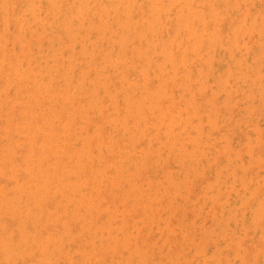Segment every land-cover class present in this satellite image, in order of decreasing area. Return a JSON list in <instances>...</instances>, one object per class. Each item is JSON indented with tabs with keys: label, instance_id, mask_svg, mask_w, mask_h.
Returning a JSON list of instances; mask_svg holds the SVG:
<instances>
[{
	"label": "rangeland",
	"instance_id": "374dc122",
	"mask_svg": "<svg viewBox=\"0 0 264 264\" xmlns=\"http://www.w3.org/2000/svg\"><path fill=\"white\" fill-rule=\"evenodd\" d=\"M7 1V2H6ZM20 1H21V3H20ZM28 1H31V3L30 2H28ZM73 1V0H72ZM82 3H81V2ZM87 1V2H86ZM98 1V2H97ZM133 0H113V1H111V0H84V2L82 1V0H74L73 1V3L71 2V0H56V2L55 1H53V3H52V1H50V0H41V1H39L38 2V0H16L15 2H14V0H0V2H1V4H0V35H2V33H3V35L2 36H0V52H2V53H0V55L2 54V57L4 58H2L1 56H0V58H2L3 60H5V62L3 61V63H2V61L0 62L1 64H0V92H2V93H0V96H2L3 98H0V102H1V100L2 99H4V100H2V104L0 103V111H1V113H0V136H1V138H0V147H2V145L3 146H5L3 149L1 148L0 149V154H2V155H0V158L2 159V157L4 158V157H6L7 156V158H5V159H2V161L0 160V163H1V165H0V167H2L1 169H3L4 168V171L1 173V170H0V173L1 174H5V176H7L8 174H9V172H10V170L12 169V170H14V169H17V170H19V165H20V163H23V160H22V162H20L19 163V160L17 159V158H19V155H20V153H21V156H23V154L25 155H27L26 156V158L27 159H29V160H27V164H26V161H25V163H23L22 165L24 166H22L20 169H23V168H25V170H23V172H20V170H19V172H16L17 170H14V171H12L11 170V172H10V176H9V178H6L5 176H3V178L4 179H2V175L0 174V179H2V183H0V187H2V186H4V187H2V189L0 188V194L2 195V194H4V192H5V189H6V192L7 193H5V196L3 195V197L0 195V200L2 199V201H0L1 203H3V199H4V201H5V199L7 200V201H5L4 203L5 204H7V206H9V204H10V206L8 207V209H7V206L5 205V204H3V205H1L0 206V208H2V210H0V216H4V217H0V220H2L3 218H5L6 219V217H8V219L10 218L11 220H12V216L15 218V216L16 215H22L23 216V214L25 215V216H29L28 218H24L25 220H28V221H26L27 222V224L28 223H30L29 225H27L26 224V222H24V220H22L21 218H23V217H19V218H15V220H10V222H8V221H6V223H5V220H2L3 222V224H7V227H6V225L5 226H3V224L1 223L0 224V245H2L1 244V242H3V245L2 246H0V247H2L1 248V250H0V258L2 257V255L5 253L4 252V250L6 251V249L9 251V247H10V252H7L6 251V254L5 255H3V257H4V259H2L4 262H2L1 260V262H2V264L4 263V264H8L9 262H12V264H14V260H16V259H18V260H20V258H22L24 255H27L28 257H26L27 259L25 260V262H24V264H27V263H32V261H35L36 260V263H34V264H40V262L42 261V262H44V264L47 262V264H63V262L64 263H66V264H75L76 262V264H86V261L87 260H89V263L90 264H124V262H125V264H128V262H129V264H168L169 263V261L171 260V258H172V261H170V263L171 262H173V264H175L176 262V264H217V262L216 261H219V263L218 264H225L224 263V260H223V258L222 257H225V256H228V258H226L225 257V259H226V264L228 263V264H264V260H263V257H264V255H263V252H264V214L262 215L263 216V219H262V221H260L259 219V221L257 220V217L260 215L259 213H264V207H261L262 206V204L264 205V203L262 202L263 201V199H264V0H238V2H237V0H234V1H232V0H230V1H227V0H215V2H216V4H215V2H214V0H191L192 1V3L190 2V0H164V1H166V2H164L163 0H154L153 2H155L156 3V1L157 2H159V3H152V4H150V2H152V0H134L133 2H132ZM170 1H172V3L170 2ZM174 1V2H173ZM189 3H188V2ZM205 1V2H204ZM213 1V2H212ZM13 2V3H12ZM28 2V3H27ZM32 2H33V4H32ZM35 2V3H34ZM61 4H60V3ZM66 2H67V4H66ZM85 2H86V5H85ZM104 2H105V4H106V6H104L105 4H104ZM120 2V3H119ZM138 2V3H137ZM147 2H148V5H147ZM176 2H178V3H176ZM180 2V3H179ZM195 2H196V4H195ZM200 4H199V3ZM203 4H202V3ZM212 2V3H211ZM220 2V3H219ZM223 2H224V6H223ZM228 2V3H227ZM7 4V6L5 5V4ZM27 3V4H26ZM38 3H39V5H38ZM58 3V4H57ZM71 3V4H70ZM94 3V4H93ZM101 3H102V5H101ZM114 3V4H113ZM117 4V7H115L116 6V4ZM119 3V4H118ZM122 3V5H120ZM131 3H133V4H131ZM164 3V4H163ZM169 3H171V6L169 7ZM173 3H175V4H173ZM183 3V4H182ZM188 3V4H187ZM214 6V8L212 7V5ZM231 3H232V7H231ZM4 4V6H2ZM10 4V5H9ZM11 4L14 6H12V8H14V9H12V11H11V9H10V7H11ZM24 4H26V6L24 5ZM30 4V5H29ZM33 6H32V5ZM53 4V5H52ZM66 4V5H65ZM77 4V5H76ZM83 4V5H82ZM90 4H92V5H90ZM95 4H96V6H95ZM149 4H150V8H149ZM163 4V5H162ZM179 4V5H178ZM17 5V6H16ZM45 7H44V6ZM59 5H61V7L59 6ZM89 5H90V7H89ZM101 5V6H100ZM126 5V6H125ZM132 5H133V7H132ZM156 5H158V6H160V5H162V7L160 6L159 8H158V6L157 7H155V8H153L154 6H156ZM173 5V6H172ZM191 5V6H190ZM194 5H196V6H194ZM219 5V6H218ZM5 6H6V8H5ZM31 6V7H30ZM43 6V7H42ZM76 6V7H75ZM104 6V7H103ZM108 6H110L109 8H107V10H106V7H108ZM115 7V8H113V10H112V7ZM128 6V7H127ZM142 6L146 9V11L144 10V8H142ZM181 8H180V7ZM183 6H184V8H185V13L183 12L184 11V9H183ZM187 6V7H186ZM192 6H194L193 7V9L191 10V9H189L190 7L192 8ZM198 6L200 7H202V11H204V13L202 12V11H200V9L198 8ZM207 6V7H206ZM20 7H22V8H20ZM26 7V8H25ZM32 7L34 8V10L33 11H31L30 12V10H32ZM52 7V8H51ZM58 7V8H57ZM83 7V8H82ZM138 7L141 9L142 8V10L143 11H145V14L143 13L142 14V12H139V11H141L140 9L138 10ZM169 7V8H168ZM172 7V8H171ZM176 7H177V9H176ZM196 7V8H195ZM213 9H212V8ZM225 7H228V8H225ZM29 8V9H28ZM39 8H41V9H39ZM70 8V9H69ZM77 8H79V10H76ZM94 8H95V10H94ZM104 10H103V9ZM127 10H126V9ZM130 8H132V9H130ZM151 8H153V9H151ZM158 8V9H157ZM161 8V9H160ZM180 8V10H178ZM207 8V9H206ZM218 8V10H216ZM219 8H220V10H219ZM230 8H232L231 10H230ZM5 9H6V11H5ZM20 9V10H19ZM35 9H36V12H35ZM58 9V10H57ZM68 9V10H67ZM109 9V10H108ZM117 9H119V10H117ZM131 11H130V10ZM148 9H150L151 10V13H149L150 11L148 10ZM167 9H168V11H167ZM170 9L171 10H173L174 11V9H175V11L173 12V11H170ZM182 9V10H181ZM186 9H187V11H186ZM199 9V11H196V10H198ZM215 9V10H214ZM238 9H240V10H238ZM22 10H25L24 12H25V15L23 14L24 12L22 11ZM59 10H60V12H59ZM81 10H82V12H81ZM105 10H106V14H105ZM116 10V11H115ZM126 11V12H128L127 14H126V12H124L123 13V11ZM164 11V12H162V13H160V11ZM178 10V11H177ZM193 10H195V11H193ZM222 10H224V11H222ZM226 10V11H225ZM233 10V11H232ZM236 10V11H235ZM20 11V12H19ZM47 11V12H46ZM67 11H68V13H67ZM74 11H76V12H74ZM78 11H80V12H78ZM85 11H87V14H85L86 12ZM119 11V13H117ZM122 11V12H121ZM135 11H137V13H135ZM153 11H154V13H153ZM158 11H159V13H158ZM171 12V14L172 13H176V15L177 16H171L170 15V12ZM182 11V12H181ZM212 11V12H211ZM235 11V12H234ZM7 12V13H6ZM17 12V13H16ZM35 12V14H33ZM72 12V13H71ZM92 12V13H91ZM110 12H112V13H110ZM115 14H114V13ZM130 12H132V13H130ZM191 12V13H190ZM195 12H197V13H195ZM201 12V13H200ZM211 12V13H210ZM214 12V14H212ZM5 13V14H4ZM9 13V14H8ZM42 13H44V14H42ZM81 13H82V15H81ZM100 13V15H98ZM108 13V14H107ZM122 13V14H121ZM134 13L135 14H137L136 16H139V17H136V16H134ZM138 13H141V15L139 14L138 15ZM148 13V14H147ZM158 13V14H157ZM180 13V14H179ZM182 13H183V16H182ZM189 13V14H188ZM203 13V14H202ZM228 14V16L230 15V17H228V16H225V14ZM230 13V14H229ZM236 13V14H235ZM256 13V14H255ZM2 14V15H1ZM22 14V15H21ZM31 14V15H30ZM39 14V15H38ZM70 14H72V15H70ZM75 14V15H74ZM85 14V15H84ZM131 14V15H130ZM155 14H157V16L155 15ZM163 14H165V16H163ZM169 14V15H168ZM191 14H193V17H195V15L197 14V16L195 17V19L194 20H196V21H194L193 20V24H192V21H190V20H192L193 18H192V15ZM199 14V15H198ZM200 14H202L201 15V18H200ZM206 14V15H205ZM215 14H217V16H219V17H217ZM222 15V21H220L219 23H218V21L220 20V16ZM247 14V15H246ZM256 16H255V15ZM6 17H5V16ZM8 15V16H7ZM18 15V16H17ZM34 15V16H33ZM36 15V16H35ZM41 15V16H40ZM78 16V19H77V16ZM93 15H94V18H93ZM97 15V16H96ZM102 15V16H101ZM105 15V16H104ZM109 15V16H108ZM111 15V16H110ZM121 15V16H120ZM130 15V16H129ZM145 15V16H144ZM166 15H167V18H166ZM172 15H175V14H172ZM180 15V16H179ZM187 16V17H185V16ZM214 15V16H213ZM233 15H234V17H233ZM2 16H3V18H2ZM13 16V17H12ZM17 16V17H16ZM42 16H43V18H42ZM75 16H76V18H75ZM82 16V17H81ZM88 16H90V18L88 17ZM129 16V17H128ZM156 16V17H155ZM159 16V17H158ZM160 16H162L161 18H160ZM169 16H170V18H169ZM204 16V17H203ZM208 16H209V19H208ZM213 16V17H212ZM242 16H246L245 18L247 19H244V17H242ZM254 16V17H253ZM261 16H262V18H261ZM5 17V18H4ZM7 17H10V18H7ZM34 17V18H33ZM42 19H41V18ZM47 17H48V19H47ZM68 17V19H66ZM74 17V18H73ZM81 17V19H79ZM85 18L84 20L82 19V18ZM112 17V18H111ZM116 17V18H115ZM118 17L119 18H121V20L123 19V21H121L120 19H118ZM131 17V18H130ZM141 17H143L142 19L143 20H141ZM155 17V18H154ZM200 19H199V18ZM206 17V18H205ZM217 17V18H216ZM225 17H227V18H225ZM258 17V19H256ZM7 18V19H6ZM18 18V19H17ZM93 18V21H91V19ZM115 18V19H114ZM144 18H147V21L144 19ZM160 18V19H159ZM166 18V19H165ZM203 18V19H202ZM225 18V19H224ZM232 18V19H231ZM239 18V19H238ZM254 18V19H253ZM3 19V20H2ZM32 19V20H31ZM39 19H40V22H39ZM45 19H47L46 21H44ZM66 19V22L64 21ZM72 19V20H71ZM90 19V20H89ZM103 19H106L107 20V24H106V20H103ZM109 19V20H108ZM126 19V20H125ZM150 19V20H149ZM159 19V20H158ZM162 19V20H161ZM170 19V20H169ZM176 19H177V21H176ZM186 19H187V22H186ZM213 19V20H212ZM215 19H217L216 21H214ZM224 19V20H223ZM242 19H244L243 20V23H242ZM8 20V21H7ZM20 20H21V22H22V24H21V22H20ZM30 20V21H29ZM42 20V21H41ZM62 20V21H61ZM75 20V21H74ZM79 20V21H78ZM83 20V21H82ZM96 20H98L97 22H96ZM115 20V21H114ZM139 21L140 20V22L139 23H137L136 21ZM155 20V22H153ZM206 20H208L209 22H207ZM245 20H246V22H245ZM251 20H253V22L251 21ZM51 21H52V23L53 24H51ZM61 21V22H60ZM68 21H70V22H68ZM103 21H105V23L103 22ZM112 23L111 25H110V23ZM113 21V22H112ZM128 21H130V25H128ZM143 21V23H141ZM151 21V22H150ZM160 21V24L158 23ZM162 21H164V22H162ZM170 22L169 23V25L167 24V22ZM251 21V22H250ZM262 21V22H261ZM20 22V23H19ZM27 22V23H26ZM29 22H31V23H29ZM39 22V23H38ZM48 22V24H46ZM83 22V23H82ZM93 22V23H92ZM103 22V25L101 24ZM133 22H135L133 25L131 24V23H133ZM196 22V23H195ZM198 22V23H197ZM206 22V23H205ZM215 22H217V23H215ZM222 22V23H221ZM244 22H245V24H244ZM18 23H19V26H18ZM26 25H25V24ZM29 23V24H28ZM73 25H71V24ZM74 23V24H73ZM80 23V26L78 25ZM91 23V24H90ZM124 23V24H123ZM156 23V24H155ZM164 23H166V24H164ZM178 23V24H177ZM181 23V24H180ZM185 23H188V24H186L185 25ZM200 23V24H199ZM201 23H202V25H201ZM212 23V24H211ZM215 23V24H214ZM239 23H241V24H239ZM27 24H28V26H27ZM39 24V25H38ZM44 24V25H43ZM51 24V25H50ZM55 24V25H54ZM77 24V25H76ZM84 24H85V26H84ZM90 24V25H89ZM100 26H99V25ZM143 24H144V26H143ZM155 26H154V25ZM157 24H158V26H157ZM173 24H175V25H173ZM190 24H192V25H190ZM204 24H207V27H205L206 25H204ZM216 24H217V26H219V30H221V31H219V32H216V31H214V30H216V28H215V26H216ZM262 24V25H261ZM20 25H21V28H20ZM38 28V29H41V30H37V28H35V26ZM57 25V28H55V26ZM60 25V26H59ZM63 25V26H62ZM71 25V28L69 27ZM74 25H76V26H74ZM106 25H108V26H106ZM110 25V26H109ZM114 25H117V26H114ZM137 27H136V26ZM146 25H151V27L149 26H146ZM164 25V26H163ZM178 25H180V26H178ZM190 25V26H189ZM201 25V26H200ZM237 25H238V27H237ZM241 25V26H240ZM54 26V27H53ZM67 26V27H66ZM95 26L97 27V28H95ZM111 26H112V28H111ZM126 26V27H125ZM128 26V27H127ZM133 26H135L136 27V29H135V27H133ZM142 26H143V28H142ZM159 26H160V28H159ZM168 27L167 29L169 30H167L166 31V29L164 28V27ZM174 26V27H173ZM187 27V28H184V27ZM216 26V27H217ZM227 26V27H226ZM4 29H3V28ZM9 27V28H8ZM20 29H19V28ZM24 27V28H23ZM44 29H43V28ZM59 27V28H58ZM73 27V28H72ZM76 27V28H75ZM80 27V28H79ZM114 27L115 28H118L117 30H115L114 29ZM132 27L134 28V31L133 30H129V29H132ZM146 27V28H145ZM181 27V28H180ZM191 27V28H190ZM203 27V28H202ZM207 29V30H209L208 31V33H207V31L205 30V28ZM7 28V29H6ZM11 28V29H10ZM62 28V29H61ZM67 31H64V29ZM68 30H67V29ZM84 28V31L85 32H83V29ZM93 28V29H92ZM108 28V29H107ZM139 28H140V30H139ZM148 28V31L146 30ZM170 28V29H169ZM190 28V29H189ZM193 28H194V30H193ZM3 29V30H2ZM6 29V30H5ZM17 29H19V32L21 33V32H24L26 35H29V31H31V30H33V31H35V32H33V31H31V33H30V35H29V37L27 36V37H25V36H23V33H19L18 32V30ZM43 29V30H42ZM74 29V30H73ZM97 29V30H96ZM159 30V31H157V30ZM161 29V30H160ZM165 29V30H164ZM180 29V30H179ZM192 29V30H191ZM202 29H204L203 30V32H202ZM217 29H218V27H217ZM238 29V30H237ZM5 30V34H4V31ZM8 30H9V33H8ZM12 32H11V31ZM29 30V31H28ZM44 30H46L45 32H44V35L46 36H43L42 34V31H44ZM78 30V31H77ZM92 32H91V31ZM94 30V31H93ZM96 30V31H95ZM129 30V31H128ZM137 30H139V32L137 31ZM150 30V31H149ZM155 30V31H154ZM162 30H163V32H162ZM178 30H179V32H178ZM183 30V31H182ZM232 30V31H231ZM2 31V32H1ZM6 31H7V34H6ZM19 33V35H18V33ZM29 33H28V32ZM57 31L58 32H61V33H57ZM63 31H64V33H63ZM76 31H77V33L78 34H76V35H74V33H76ZM89 32L88 34H87V32ZM101 31V33L98 35V33ZM112 31V32H111ZM116 31H117V33L118 34H116ZM126 31H127V33H128V35H126L127 33H126ZM137 32V33H134V32ZM140 31H141V33H140ZM143 31V32H142ZM190 31V32H189ZM191 31H193V33L194 34H191ZM218 31V30H217ZM17 33L16 35L14 34V33ZM33 32V33H32ZM39 32H41V33H39ZM71 32V33H70ZM81 32V33H80ZM96 32H98V33H96ZM108 32H110V33H107ZM114 32V33H113ZM150 32V33H149ZM159 32V33H158ZM160 32H161V34L163 33V35H160ZM166 32V33H165ZM170 32V33H169ZM178 32V33H177ZM195 32H196V34H195ZM211 32V33H210ZM13 33V34H12ZM36 33H39V34H41L40 36H42L43 38H41L40 36H39V34L37 35ZM95 33V34H94ZM102 33L104 34V35H102ZM122 35V40H121V36H120V34ZM126 33V34H125ZM140 33V34H139ZM144 33V34H143ZM154 34V37L153 38H151L152 36H153V34ZM219 33V34H218ZM232 33H233V35H232ZM8 34H10V35H8ZM24 34V35H25ZM32 34H34V35H32ZM48 34V35H47ZM60 34H61V37H60ZM109 34H111V35H109ZM176 34V35H175ZM178 34H180V36L178 35ZM189 34H191V35H189ZM221 34V36H219ZM7 36L6 37V39H5V37L4 36ZM22 35V36H21ZM32 35V36H31ZM35 35H37V37L35 36ZM63 35V36H62ZM69 35V36H68ZM73 35V36H72ZM106 35H109V36H107L106 37ZM115 35V36H114ZM136 35V36H135ZM144 35V36H143ZM147 35V36H146ZM165 35V36H164ZM175 36V39H176V36H177V39L175 40L174 39V36ZM191 36V37H189V36ZM200 35H202V38H200L201 36ZM214 37H216L217 35V38H215V39H213V36ZM262 35V36H261ZM31 36V37H30ZM51 36V37H50ZM53 36V37H52ZM59 38H58V37ZM84 36H86V37H84ZM102 36V38L100 39V37ZM114 36V37H113ZM125 36H127V37H125ZM132 36H134V39H133V37ZM138 36V37H137ZM150 36V37H149ZM158 36V37H157ZM179 36V37H178ZM225 36V37H224ZM234 36V38H232ZM262 38H261V37ZM20 37V38H19ZM40 37V39L42 40H40V42H39V38ZM45 37V38H44ZM63 37V38H62ZM67 37H69L68 39H67ZM75 37V38H74ZM80 37V38H79ZM96 37V40L94 39ZM103 37H105V38H103ZM112 37V38H111ZM132 37V38H131ZM140 37H142V38H140ZM157 37V38H156ZM159 37H161V39L159 38ZM184 39H182V38ZM209 39H208V38ZM221 37H223V38H221ZM3 40H2V39ZM25 38V39H24ZM55 38H58V40L57 39H55ZM72 38H73V41H74V39H75V41H74V46H73V44H70V42L71 43H73V41H71L72 40ZM83 40H82V39ZM98 38V39H97ZM117 38V39H116ZM131 38V39H130ZM140 38V41H142V42H140L138 39ZM152 39V42H153V40H154V42L153 43H151L150 42V44H148L149 42V40H151ZM168 38H169V41H170V39L172 40V42H173V47H171V43L169 42V44L167 45V42H168ZM187 38H189V39H187ZM208 40H207V39ZM12 39V41H11V46L13 47H11L10 46V40ZM44 39V40H43ZM46 39V40H45ZM50 39V40H49ZM103 39V41H101ZM116 39V40H115ZM120 39V40H119ZM134 41H133V40ZM158 39H160V40H158ZM163 39V40H162ZM204 39V40H203ZM221 39V41H219V40ZM9 40V41H8ZM19 40V41H18ZM23 40V41H22ZM50 42V45H49V42ZM61 40V41H60ZM64 40L68 43V45L66 44V45H63L62 46V44L64 43ZM82 40V41H81ZM98 40H100V43H99V41ZM106 40V41H105ZM123 40H124V43L126 42V44H123ZM128 40V41H127ZM129 40H131L132 42H129ZM158 40V41H157ZM180 40H182V41H180ZM200 40H201V43H200ZM206 40H207V42H206ZM218 40V41H217ZM38 41V42H37ZM45 41H47V42H45ZM82 42V44H81V42ZM86 41V42H85ZM87 41H88V44H87ZM91 41V42H90ZM93 41V42H92ZM122 42V43H118V42ZM137 41V42H136ZM157 41V42H156ZM178 41V42H177ZM197 41H198V43H197ZM223 41V43H221ZM23 42V43H22ZM52 42H53V44H52ZM58 42H61V43H58ZM65 42V43H66ZM85 42V43H84ZM107 44H106V43ZM112 42H114V43H112ZM129 42V43H128ZM161 44H160V43ZM194 42H195V44H194ZM219 42V43H218ZM224 42H227L226 44L224 43ZM2 43V44H1ZM39 43V44H38ZM64 43V44H65ZM80 43V44H79ZM92 43V44H91ZM102 43V44H101ZM116 43V44H115ZM118 43V44H117ZM138 43V44H137ZM139 43H142V44H139ZM143 43H144V48L141 46V45H143ZM156 43V44H155ZM157 43H158V46H157ZM184 43V44H183ZM191 43H193L195 46H197V47H195V48H198L199 47V49H197L196 51L194 50V47H193V49L191 48L193 45L191 44ZM210 43V44H209ZM218 43V44H217ZM55 44V45H54ZM87 44V45H86ZM92 46H91V45ZM97 44V45H96ZM101 44V46H102V48L99 46ZM132 44L134 45V47L132 46ZM136 44V45H135ZM153 44L154 45H156L155 47L153 46ZM9 45V46H8ZM20 45H22V46H20ZM39 45H41V47H39ZM58 45V46H57ZM59 45H61V46H59ZM71 47H70V46ZM109 45H111V46H109ZM119 45H120V48H119ZM125 45H127V47L128 48H125L126 46ZM141 47V48H143V49H141L139 46ZM148 45H151V46H148ZM161 45V46H160ZM166 45V46H165ZM182 46V53H181V48H180V46ZM185 45H187V46H185ZM189 45V46H188ZM211 45V46H210ZM223 45V46H222ZM233 45V46H232ZM1 46H3V47H1ZM6 46V47H5ZM20 46V47H19ZM37 46H38V48H37ZM49 46H50V48H49ZM57 46V47H56ZM87 46V47H86ZM89 46V47H88ZM99 46V48H97ZM122 46V47H121ZM177 46L179 47V48H177ZM209 46V47H208ZM217 46V47H216ZM222 46V47H221ZM226 46L228 47V48H226ZM59 47V48H58ZM61 47H63V48H61ZM73 47H74V49H73ZM80 47V49H78ZM83 47V48H82ZM91 47V48H90ZM93 47H94V50H93ZM108 47V48H107ZM113 48L114 47V49L113 50H111V48ZM153 47L155 48V50L156 51H154V49H153ZM167 47V48H166ZM174 47H176L174 50L173 49H171V48H174ZM187 47V48H186ZM189 47V48H188ZM234 48V50H233V48ZM19 48H20V50H19ZM21 48H23V49H21ZM46 48V49H45ZM49 48V49H48ZM55 48V49H54ZM57 48V49H56ZM66 48V49H65ZM68 48V49H67ZM87 48H89V50L91 51H89ZM119 48V50H120V52H118V50L117 49ZM122 48H124V50H122ZM132 48H134L133 50H132ZM150 48V49H149ZM162 48V49H161ZM164 48H166V49H164ZM215 48V49H214ZM224 48H225V50H224ZM231 48H232V52H231ZM12 49H13V51H12ZM51 49V50H50ZM62 50V52H61V50ZM70 49V50H69ZM105 49H107V51L105 50ZM111 50V53H110V50ZM116 49V50H115ZM138 49H139V51L140 52H138ZM141 49V50H140ZM152 49V50H151ZM170 49V50H169ZM185 49H187V51L185 50ZM212 49V50H211ZM222 49V50H221ZM238 49H240V50H238ZM44 50H46V52L44 51ZM54 50H56L55 51V53L53 54L52 52H54ZM60 50V51H59ZM72 50V51H71ZM95 50L97 51V52H99V53H97V52H95ZM100 50V51H99ZM102 50H103V52H102ZM126 50V51H125ZM147 51V53H148V56H147V54L145 53V52H143V51ZM162 50V51H161ZM172 50V51H171ZM178 50H180V51H178ZM194 50V51H193ZM200 50V51H199ZM210 50V51H209ZM214 50V51H213ZM225 52H224V51ZM13 52V53H9V52ZM42 51H43V54H42ZM76 52V53H74V52ZM84 51H89V53H87L86 55H85V57L84 56H82L83 55V53H85ZM93 51V52H92ZM106 51V52H105ZM132 51V52H131ZM161 51V52H160ZM177 51V52H176ZM193 51V52H192ZM199 53H198V52ZM221 51V52H220ZM38 52H41L40 54L38 53ZM45 52V53H44ZM59 52H60V54H59ZM68 52H71V53H69L70 55H69V57H68ZM80 52V53H79ZM83 52V53H82ZM100 52L101 53H103V54H100ZM114 52L116 53L117 52V54H119V56L118 55H116L115 56V59L117 60V62H119V63H117L115 60H113L114 59ZM122 52H124V53H122ZM128 52V53H127ZM134 52H136V53H134ZM150 52L152 53V54H150ZM154 52V53H153ZM158 52H160V53H158V55H157V53ZM192 52V53H191ZM205 53V55H202V54H204ZM208 52V53H207ZM212 52H213V54H212ZM215 52V53H214ZM220 52V54H218ZM23 53V54H22ZM59 54V56H58V54ZM65 53V54H64ZM73 53H74V55H73ZM107 55H106V54ZM130 53H131V55H132V57H134L133 58V60H135V61H133V62H130V61H132V59H130V58H132V57H130ZM142 53H145L146 54V57H145V54H142ZM165 53V54H164ZM170 53H174V55L172 56V54H170ZM186 53V54H185ZM188 53H189V55H188ZM224 53V54H223ZM234 53V54H233ZM241 53H242V55H241ZM3 54H4V56H3ZM15 54H17V56L15 55ZM33 54H35V57L33 58L32 57V55ZM56 54V55H55ZM66 54H67V56H66ZM75 54H77L76 56H75ZM81 54V55H80ZM91 54V55H90ZM94 54L96 55V54H98L97 56H94ZM108 54L111 56V58H110V56H108ZM129 56H128V55ZM137 54V55H136ZM155 54L157 55V56H155ZM197 56H196V55ZM233 54V55H232ZM236 54H238V55H236ZM48 55V57L46 58L45 56H47ZM49 55H52L51 56V58H50V56ZM61 55H63L64 57H66V59L64 58V57H62ZM79 55L81 56V57H79ZM101 55V56H100ZM121 55V56H120ZM123 55V56H122ZM126 55V56H125ZM135 55V56H134ZM141 55H143V56H141ZM149 55H151V58L150 59H152V56H153V58L154 59H152V61L151 62H149V59H148V57H150ZM181 55V56H180ZM185 55V56H184ZM186 55L188 56V57H186ZM193 55V56H192ZM212 55V56H211ZM219 55H221V56H219ZM223 55V56H222ZM229 55H230V58H229ZM21 56V57H20ZM23 56V57H22ZM28 56H30V57H28ZM54 56V58H52ZM56 56H58V57H56ZM70 56H71V58H70ZM103 56V57H102ZM107 56V57H106ZM128 56V57H127ZM162 56V57H161ZM168 56V57H167ZM183 56H184V58H183ZM195 56V57H194ZM200 56H202L201 58H200ZM209 56H210V58H209ZM215 56V57H214ZM216 56L218 57V58H216ZM241 56V57H240ZM19 59L18 61H17V59ZM39 57H41V58H39ZM45 57V58H44ZM56 57V58H55ZM64 58V59H62V58ZM86 57H88V58H86ZM89 57H91V58H89ZM92 57H93V59H92ZM97 57V58H96ZM101 57H102V59H101ZM117 57V58H116ZM122 57V58H121ZM167 59H166V58ZM173 57H175L174 59L176 60V61H173V62H171V60L173 59ZM181 57V58H180ZM191 57V58H190ZM199 57V58H198ZM221 57H223L222 59H221ZM9 58L11 59V61H9ZM26 58H28L29 59V61L26 59ZM58 58L61 60V61H59L58 60ZM69 58V59H68ZM97 59V61L96 60H94V59ZM107 58H108V61H107ZM120 58V60H118ZM125 58H127V60L125 59ZM129 58V59H128ZM137 59V61H136V59ZM140 60H139V59ZM169 58V59H168ZM203 58V59H202ZM204 58L206 59V60H204ZM213 58V59H212ZM20 59H21V62H20ZM23 59V60H22ZM27 61H26V60ZM41 59V60H40ZM52 59V60H51ZM91 61V59H92V62H93V64L92 63H90V61ZM123 59V60H122ZM161 59V61L159 62V60ZM173 59V60H174ZM178 59H181V60H179L178 61ZM188 59H189V61L191 62H189L188 61ZM192 59V60H191ZM230 59V60H229ZM239 59V60H238ZM1 60V59H0ZM31 60H32V62H34L35 64H33L32 62H31ZM46 62V63H44V61ZM58 60V61H57ZM63 60V61H62ZM67 60V61H66ZM73 60H75V61H77L78 60V62H76V63H74V61ZM124 60H126L125 62H124ZM130 60V61H129ZM143 60V61H142ZM169 60V61H168ZM183 60V61H182ZM186 60V61H185ZM213 60V61H212ZM13 61H15V63L13 62ZM25 61L28 63V65H27V63H25ZM66 61V62H65ZM80 61V62H79ZM95 61H96V63H95ZM105 61H107V62H105ZM111 61H113V62H115L116 63V65L118 64V65H120V66H116L115 65V63H112ZM123 61V62H122ZM142 62L143 64H138V62ZM145 61V62H144ZM156 61V62H155ZM167 61L169 62V63H167ZM188 61V63H183V62H187ZM198 61V62H197ZM205 61V62H204ZM225 61H228V62H225ZM8 62H10L11 64H12V62H13V66L12 65H9L8 66V64H10V63H8ZM19 62V63H18ZM43 62V63H42ZM53 62H55V63H53ZM57 62V63H56ZM65 62V63H64ZM81 62L82 63H84V64H81ZM104 62V63H103ZM111 62V63H110ZM127 62V63H126ZM129 62H130V64H129ZM148 62V63H147ZM177 62H180V63H182V64H180V66L181 67H178L179 66V64L177 65ZM202 62H203V64H202ZM209 62H211V63H209ZM232 62V63H231ZM240 64H239V63ZM8 63V64H7ZM48 63H50V64H48ZM77 64V63H79V65H80V67H78V64L75 66V65H73L72 66V64ZM99 63V64H98ZM105 63H108V64H106V65H102V64H105ZM131 63H132V65H131ZM138 64V66H137V64ZM146 63V64H145ZM150 63V64H149ZM161 63V64H160ZM164 63V64H163ZM200 63H201V65H200ZM17 65V68L19 69V71L21 70V72H17L16 70H18V69H16V65ZM20 64V65H19ZM23 64V65H22ZM34 66H33V65ZM39 64H41V65H39ZM44 64V65H43ZM46 64H48V65H46ZM65 64V65H64ZM85 64H87V65H85ZM96 64V65H95ZM101 64V65H100ZM127 64V65H126ZM145 64V65H144ZM156 65V67H155V65ZM187 64V65H186ZM188 64H189V66H188ZM205 64V65H204ZM24 65H26V66H24ZM36 65V66H35ZM56 65H57V67H59L58 65H62V66H65V67H63L62 68V66L61 67H59V68H57L56 69ZM67 65H69V66H67ZM94 65H95V67H94ZM99 65V66H98ZM108 65V66H107ZM111 65V66H110ZM129 65V66H128ZM130 65H131V67H130ZM140 65H142L141 67H139ZM165 65V66H164ZM177 65V66H176ZM196 65V66H195ZM197 65H199V66H197ZM23 68H22V67ZM33 67V69H31L30 70V67ZM39 68H38V67ZM44 66H45V68H44ZM53 68H52V67ZM88 66V68H86ZM98 66V67H97ZM103 66V67H102ZM110 66V67H109ZM115 66V67H114ZM144 66H146L145 68H144ZM161 66V67H160ZM164 66V67H163ZM183 66H185V67H183ZM186 66H188V67H186ZM205 66V67H204ZM209 66V67H208ZM9 68V67H11L9 70L7 69V68ZM35 67V68H34ZM43 67V68H42ZM69 67H71V68H69ZM73 67V68H72ZM100 67H101V70H100ZM125 67H128V69L130 70V68H131V71H129L127 68H125ZM136 69H135V68ZM139 67V68H138ZM152 67V68H151ZM163 67V68H162ZM166 67V68H165ZM176 67V68H175ZM177 67L179 68L178 69V71H176L175 69H177ZM204 67V68H203ZM207 67H208V70H207ZM21 68V69H20ZM25 68H27V70L25 69ZM51 68V69H50ZM65 68V69H64ZM68 68V69H67ZM81 68V69H80ZM97 68H98V71L96 72V70H97ZM104 68H106V71H108V69H109V71L108 72H110L111 73V75H110V79H111V81L112 80H114L115 78V80H114V82L112 81H110V79H109V83H108V86L106 85L107 83L106 82H108V78H109V76L108 75H106V74H108V72H106L105 71V69ZM121 70H120V69ZM124 68V69H123ZM134 69V71H133V69ZM138 68V69H137ZM151 68V69H150ZM161 68V70L159 71V69ZM171 70H170V69ZM181 68H182V70H181ZM185 68V69H184ZM189 68H191V71H190V69ZM203 68V69H202ZM23 69V70H22ZM37 69H39V70H37ZM47 70V72L48 73H46V74H44V72ZM72 69H74V70H72ZM84 69V70H83ZM89 70V72H88V75L90 76V81H89V79H88V81H87V78L89 77L87 74H85V73H87L86 72V70ZM152 69H154V70H152ZM168 70V71H164V70ZM195 69V70H194ZM200 69V70H199ZM220 69V70H219ZM30 70V71H29ZM33 70H35V72L33 71ZM44 70V71H43ZM50 70V71H49ZM56 70V71H55ZM60 70V71H59ZM71 70V71H70ZM80 70V71H79ZM81 70H82V72H81ZM87 70V71H88ZM94 70V71H93ZM100 70V71H99ZM114 70V71H113ZM138 70V72H136ZM147 70V71H146ZM153 71V73L155 74V76H153L154 74H151L152 73V71ZM192 73H190L189 71ZM202 70V71H201ZM205 70V71H204ZM207 70V71H206ZM8 71L9 72H11V75H13V80L14 81H12L11 79H10V77H11V75H10V73H8ZM13 71V72H12ZM15 71V72H14ZM23 71H25V72H30V74L29 73H25V72H23ZM52 71H53V74H52ZM55 71V72H54ZM64 71V72H63ZM77 71V73H75ZM105 71V72H104ZM116 71V72H115ZM139 71H143L142 73H140ZM145 71V72H144ZM162 71V72H161ZM175 71H176V74L177 75H179V76H175ZM181 71H182V73H181ZM188 71V72H187ZM209 71V72H208ZM211 71V72H210ZM39 73V76L43 79H41L39 76H38V73ZM41 72H43V74H41ZM57 72V73H56ZM70 72V73H69ZM99 72V73H98ZM115 72V73H114ZM147 72V73H146ZM156 72L158 73V74H156ZM168 72H169V74H171V76L168 74ZM171 72V73H170ZM196 72V73H195ZM199 72L201 73V74H199ZM204 72H208V73H204ZM7 75H6V74ZM13 73V74H12ZM15 73V74H14ZM18 73V74H17ZM22 74V76H21V74ZM32 73H34L33 75H32ZM57 75H56V74ZM59 73V74H58ZM63 73V74H62ZM83 73V74H82ZM97 73V74H96ZM103 73V74H102ZM112 73L114 74V75H112ZM145 75H144V74ZM188 73V74H187ZM193 73H195V74H193ZM198 73V74H197ZM210 73V74H209ZM257 73H258V75H257ZM25 74V75H24ZM41 74V75H40ZM49 74H52V76H53V78H54V76H55V78L53 79H51V75H49ZM70 74V75H69ZM82 74V75H81ZM90 74H92V75H90ZM122 74H124V75H122ZM128 74V75H127ZM137 74H138V76H137ZM146 74H149V76L148 75H146ZM189 74H191V75H189ZM10 75V76H9ZM14 75H17V76H14ZM48 75H49V77H48ZM59 75H61V77L59 76ZM76 75V76H75ZM85 75V77H83ZM100 75V76H99ZM158 75V76H157ZM173 75V76H172ZM184 75H187L186 77H188V78H186V77H183ZM189 75V76H188ZM198 75H199V77H198ZM4 76V77H3ZM5 76H7V77H5ZM20 77V79H19V77ZM26 76H28V77H26ZM31 78H30V77ZM71 76H73V77H71ZM79 76V77H78ZM88 76V77H87ZM104 76H106L105 78H104ZM112 76H116V77H113V79L111 78ZM137 77V78H135V79H137L136 81H135V79L133 80L132 78L133 77ZM141 76V77H140ZM169 76V77H168ZM177 77L176 79V83H177V85H179V88H177L178 86L177 85H175L176 83H175V80H174V82H172L173 81V78L172 77ZM191 76H192V78H191ZM197 76V77H196ZM2 77V78H1ZM9 77V78H8ZM16 77H17V79H16ZM33 77H34V79H33ZM56 77H57V79H56ZM63 77V78H62ZM97 77V78H96ZM108 77V78H107ZM117 77L119 78V79H117ZM124 77V78H123ZM127 79H126V78ZM149 77H152L151 78V81H153V82H151L150 81V78L148 79ZM158 77V78H157ZM174 77V78H175ZM193 77H194V79H193ZM241 78V80H240V78ZM25 78H29V80H26ZM49 78V79H48ZM74 78H75V80H74ZM92 78V79H91ZM99 78H102L101 80L99 79ZM104 78V79H103ZM142 80V81H140V79ZM146 78V79H145ZM166 78H167V80H170V82L169 81H167L166 82ZM191 78V79H190ZM195 78H199L198 79V81H197V79L195 80ZM207 78V79H206ZM220 78H222V80H220ZM41 79V80H40ZM85 79V80H84ZM95 79V80H94ZM97 79V80H96ZM147 79L151 82H147ZM153 79V80H152ZM164 81H163V80ZM185 79V80H184ZM240 81H239V80ZM8 80L9 81H12L11 83L10 82H8ZM24 80H26V82L28 83H25V81ZM32 80H34V81H32ZM36 80H39V81H36ZM48 80V81H47ZM72 80V81H71ZM92 80H94V81H92ZM103 80V81H102ZM119 80V81H118ZM124 80V81H123ZM130 80V81H129ZM162 80V81H161ZM172 80V81H171ZM184 80V81H183ZM204 82H203V81ZM61 83H60V82ZM64 83H63V82ZM74 81V82H73ZM99 81V82H98ZM104 81H105V83H104ZM122 82V85L124 84V86H121V88L122 87H126V88H122V92L123 93H121V91H119V92H117L118 90H121V88H120V85H121V82ZM125 81H129V83H127L126 84V82ZM132 81H135V82H133L132 83ZM137 81H139V83L137 82ZM157 81V82H156ZM194 81V82H193ZM207 81H208V83H207ZM256 81V82H255ZM24 82V83H23ZM33 82H34V84H33ZM37 82H39V83H37ZM43 84H42V83ZM45 82H47V84L45 83ZM48 82H49V84L51 85V88L53 89H50V87H48ZM93 82V88H92V85H90L91 83ZM149 83V84H147V83ZM163 82V83H162ZM166 82V83H165ZM179 82H181L180 84H178ZM187 82V83H186ZM193 84H192V83ZM239 83L238 85H237V83ZM18 83H19V85H18ZM21 83H22V86H21ZM41 83V84H40ZM44 83H45V85H44ZM57 83V86H58V84L60 85L59 86V88H62L63 90H61V89H59L55 84ZM65 83H68V84H65ZM80 83V84H79ZM83 83V84H82ZM98 83V84H97ZM101 83V84H100ZM113 83V84H112ZM130 83H132V84H130ZM154 83V84H153ZM175 83V84H174ZM185 83H186V85H185ZM235 83V84H234ZM246 83V84H245ZM251 83V84H250ZM36 84H38L37 86H36ZM53 84V85H52ZM71 84V85H70ZM76 84H79V85H76ZM87 84V85H86ZM101 86H100V85ZM114 84H115V86H114ZM131 86H130V85ZM140 84H143V85H140ZM147 84V85H146ZM150 84H151V86H150ZM161 84V85H160ZM190 84H192V85H190ZM26 85V86H25ZM40 85H41V87H40ZM44 85V86H43ZM49 85V86H50ZM66 85H68V88H67V86ZM70 85V86H69ZM84 85H86V87L84 86ZM114 87H113V86ZM116 85H118V86H116ZM138 85V86H137ZM145 85H146V87H145ZM156 85V86H155ZM158 85H159V89H158ZM163 85L165 86V88H163ZM166 85H167V87H166ZM174 85V86H173ZM195 85H197V86H195ZM14 86V87H13ZM34 86V87H33ZM45 86L47 87V88H45ZM66 86V87H65ZM72 86H74V87H72ZM79 86V87H78ZM81 86H83V87H81ZM90 86H91V88H90ZM129 86L130 87H132V88H130L129 89ZM134 86V87H133ZM135 86H137L138 88V90L136 91V88H135ZM154 86V87H153ZM161 86V87H160ZM172 86V87H171ZM176 86V87H175ZM240 86V87H239ZM35 87H36V89H37V92H36V89H35ZM40 87V88H39ZM55 87V88H54ZM65 87V88H64ZM79 88V89H75V88ZM96 87V88H95ZM100 87H103V88H99ZM147 87H148V89H150V90H148L147 89ZM154 88V90H152L151 88ZM251 87V88H250ZM15 88V89H14ZM39 88V89H38ZM43 88L45 89L44 90V92H43ZM57 88H58V90H57ZM88 88H90L91 90H88ZM97 88H98V92H96L97 91ZM115 88H116V92H115ZM119 88V89H118ZM139 88H142L141 90L139 89ZM156 88V89H155ZM161 88V89H160ZM176 88V90H174ZM189 88V89H188ZM18 89V90H17ZM22 89V90H21ZM47 89L51 92L52 91V95H50V92H48L47 91ZM57 91V92H55V90ZM71 89V90H70ZM73 89V90H72ZM75 89V90H74ZM104 89H105V92H104ZM126 89H127V91H126ZM143 89H144V91H143ZM163 89V90H162ZM164 89H166V90H164ZM181 89V90H180ZM198 89V90H197ZM205 89V92L203 91ZM252 89H254V90H252ZM28 90H29V92L30 91H32V92H28ZM35 90V91H34ZM40 90H41V92H40ZM66 90V91H65ZM67 90H68V92L69 91H71L72 93H70L69 92V94L71 95H69L68 93H66L67 92ZM79 90V91H78ZM81 90H83V92L81 91ZM85 90V91H84ZM88 90V91H87ZM112 90H114V93H113V91ZM125 90V91H124ZM148 90V91H147ZM157 90H160V91H158L159 93H160V96H158L159 95V93L157 92ZM187 90V91H186ZM190 90V91H189ZM196 90H197V92H196ZM39 91V92H38ZM46 91V92H45ZM80 91H81V93H80ZM112 91V92H111ZM130 93H129V92ZM163 91H165V92H163ZM177 91V92H176ZM186 91V92H185ZM194 91H195V93H194ZM203 91V92H202ZM207 91V92H206ZM254 91V92H253ZM20 92H22V95H21V93ZM27 92V93H26ZM34 92V93H33ZM86 92V93H85ZM96 92V93H95ZM127 92L131 95V92H134V93H132V95L133 96H135V98L131 95V97H127L126 98V96H130V95H125V94H127ZM136 92V93H135ZM142 94H140V93ZM143 92V93H142ZM152 92V93H151ZM167 92V93H166ZM173 94H172V93ZM209 92V93H208ZM243 92V93H242ZM14 93H16V94H14ZM25 93H26V95H25ZM35 93H37V95H35ZM41 93V94H40ZM66 94L67 95V97H65L64 98V96H66V95H64V94ZM75 93V94H74ZM83 93V94H82ZM88 93H90L89 95H91V93H94V94H92V96H89L88 95ZM98 93V94H97ZM125 93V94H124ZM147 93H149V96H150V94L152 95V96H150V97H152V98H150L148 95H147ZM162 93V94H161ZM165 93V95H163ZM182 93H183V95H182ZM189 95H188V94ZM193 94V96L194 97H192L190 94ZM205 94V93H207V95H204V99H202L203 97V95L202 94ZM245 93V94H244ZM252 93V94H251ZM255 93V94H254ZM24 94V95H23ZM76 94H78L77 96H76ZM84 94H85V96H87L86 98H85V96H84ZM121 94V95H120ZM140 94V95H139ZM144 94V95H143ZM147 96H146V95ZM186 96H185V95ZM257 94V96H255ZM41 95H43V96H41ZM75 95V96H74ZM79 95H81L80 97H79ZM83 95V96H82ZM119 95V97H117ZM125 95V96H124ZM157 95V96H156ZM167 95V96H166ZM250 95V96H249ZM7 96V97H6ZM22 96V97H21ZM23 96H25V97H28V99H26L25 97L23 98ZM29 96H32V97H30L29 98ZM47 96H49V97H47ZM58 97V98H56V97ZM74 96V97H73ZM94 96V97H93ZM116 96V97H115ZM124 96V97H123ZM140 96V97H139ZM163 96H165V97H163ZM181 96V97H180ZM202 97V98H199V97ZM37 97H40V98H37ZM42 97H44V98H42ZM48 98V100L46 99V98ZM76 97H79L78 98V100L79 101H82V102H78V100H77V98ZM89 97H91V98H89ZM100 97H101V99H100ZM104 97V98H103ZM133 97V98H132ZM143 97V98H142ZM147 97V98H146ZM155 97H157L156 99H157V101H156V103H155ZM158 97H160L159 98V100H158ZM163 97V101L162 102H160V100H161V98ZM189 97H191V98H189ZM196 97H198L197 99H195ZM214 97V100L212 99ZM10 100H9V99ZM16 100V98H18L17 100L19 101V103H20V105H19V103H18V101L16 100H14V99ZM21 98V99H20ZM39 99V100H33V99ZM57 99V101H59V102H57L56 101V99ZM66 99V100H62V99ZM73 98V99H72ZM76 98V99H75ZM80 98H82V99H80ZM87 98H89V99H87ZM96 98V99H95ZM99 98V99H98ZM111 98V99H110ZM116 98V99H115ZM139 98H141L140 100H139ZM145 98V99H144ZM155 100H154V99ZM165 98V99H164ZM169 98V99H168ZM8 99V100H7ZM11 99H13V101H11ZM24 99V100H23ZM30 99V100H29ZM44 99V100H43ZM67 99H69V100H67ZM73 101V102H71L70 103V101L71 100ZM84 99V100H83ZM110 99V100H109ZM114 99V100H113ZM119 101H118V100ZM126 99V100H125ZM129 99V100H128ZM133 99H134V101H133ZM145 101V103L147 102V103H149V102H151V104H149V106L151 105H153L152 107H150L149 108V106H144L145 105V103H144V101ZM167 99V100H166ZM170 99H173V101H170ZM188 99V100H187ZM189 99H191V100H195L194 102H192V101H189ZM199 99H201V100H199ZM212 99V100H211ZM21 100L22 101H25V102H23L22 104H21ZM29 100V101H28ZM88 100H89V102H93L94 101V103L92 104V102L91 103H89L88 102ZM97 100V101H96ZM100 100V101H99ZM101 100H102V102H104V103H102L101 102ZM104 100H106V101H104ZM129 101V104H127L128 103V101ZM138 100V101H137ZM153 100H154V102H153ZM198 100V101H197ZM224 100V101H223ZM4 101H5V105H4ZM12 103H11V102ZM14 101H15V103H14ZM35 101V102H34ZM38 101H41V102H47L46 104L44 103V104H42L41 102H38ZM51 101L53 102V103H51ZM65 101V103H63ZM87 101V102H86ZM122 101V102H121ZM124 101V102H123ZM125 101H127V102H125ZM131 101V102H130ZM142 102L141 104H140V102ZM201 101V102H200ZM203 101H206V103L205 102H203ZM220 101V102H219ZM31 104H30V103ZM100 102V103H99ZM115 102V103H114ZM160 102V103H159ZM188 102V104H186ZM11 103V104H10ZM37 103H41L42 104V106H41V104L39 105L38 104V106H37ZM60 104L61 103V105L62 104H64V107L63 106H60L59 108L61 109V108H63V109H61V110H63V112L61 111V110H58L59 108L57 107H55V106H57L58 104ZM75 103V108H74V106L72 105V104H74ZM77 103V104H76ZM84 105V106H82V104ZM124 103V104H123ZM138 105H137V104ZM170 103H172V104H170ZM191 103V104H190ZM195 104V106L194 107H196L195 108V110H194V107H190V106H188L189 104L191 105V106H193L194 104ZM207 105V106H205V104ZM210 103V104H209ZM223 103V104H222ZM30 106H29V105ZM32 104H33V106H32ZM51 104V105H50ZM93 105L92 107H91V105ZM101 104V105H100ZM102 104H104V106L106 105V106H108V108H107V110H106V106L104 107V106H102ZM120 104H121V106H120ZM132 104H133V108H131L132 107ZM155 104H157L158 106H156ZM185 104V105H184ZM193 104V105H192ZM196 104H200L199 106L198 105H196ZM212 104V105H211ZM11 105H14V106H12L11 107ZM43 105H44V107H46L47 109H45L44 110V108H43ZM69 105V106H68ZM79 105V106H78ZM110 105V106H109ZM117 105H118V108H117ZM125 105V106H124ZM129 105V106H128ZM159 105H161L162 106V108H161V106L159 107ZM202 105L205 107H202ZM210 105H211V107H210ZM249 105V106H248ZM2 106H4L3 108H2ZM10 106V107H9ZM18 106V107H17ZM59 106V105H58ZM120 106V107H119ZM130 107V110L129 111H127L128 110V107ZM136 106H138V108L136 107ZM139 106H140V108L141 109H145V113H142V111L144 112V109L143 110H141L140 108H139ZM154 106H156V107H158V108H156V107H154ZM182 106H186L185 108L184 107H182ZM188 106V107H187ZM31 107H33L36 111L38 110V108H41L42 107V109H40L38 112H39V114L38 113H36V111L35 110H33V111H31L33 108H31ZM66 107V108H65ZM83 109H82V108ZM85 107H86V109H87V113H86V111H85ZM91 107V108H90ZM135 107V108H134ZM163 107H165V109L163 108ZM170 109L169 111H168V108ZM262 107V108H261ZM4 110H2V109ZM7 108H9V110L6 109ZM10 108H12V109H10ZM18 108V109H17ZM56 108V109H55ZM80 108V109H79ZM102 108H104V110L102 111ZM137 108V109H136ZM151 108H153V112H151L150 113V111L152 110ZM155 108V109H154ZM159 108H161V109H159ZM184 108V109H183ZM202 109V111L200 110V109ZM20 109V110H19ZM22 109H24L23 111L25 112V113H23L22 112ZM29 109V110H28ZM49 109V110H48ZM69 109V110H68ZM100 109V110H99ZM110 109V112L109 113H111V114H109L108 113V110ZM117 109H118V112H117ZM119 109H122V111L121 110H119ZM124 109V110H123ZM199 110V111H196V110ZM204 109V110H203ZM251 109H252V111H251ZM18 110V111H17ZM42 110H44V111H42ZM57 110V111H56ZM65 110H67V111H65ZM138 110H139V112H138ZM141 110V111H140ZM190 110V111H189ZM7 111H8V113H7ZM19 112V113H17V112ZM20 111L22 112V113H20ZM28 111V112H27ZM52 111V112H51ZM60 111V112H59ZM69 111H70V114H68L69 113ZM77 111V112H76ZM82 111H84V112H82ZM95 113H94V112ZM106 111H107V113H106ZM124 111H125V113H127V114H125L124 113ZM131 111H134V112H131ZM159 111V113H157ZM164 111L167 113V111L168 112H170V113H164ZM203 111L205 112V114L203 113ZM252 113H251V112ZM11 112H12V114H11ZM29 112H32V113H29ZM63 113V114H61V116L62 117H60L59 118V121H58V117L60 116L59 114L60 113ZM103 112H105V114H103ZM114 112V114H112ZM136 112H138V114L140 115V116H142V118L141 119H143V114H146V116L148 117H146V116H144L145 118L144 119H147V120H141L140 119V117L139 118H135V117H138V114L136 113ZM147 112V113H146ZM149 112V113H148ZM155 112V113H154ZM195 112H196V114H195ZM197 112H199V114L197 113ZM229 112V113H228ZM262 112V113H261ZM29 113V114H28ZM72 113H74V114H72ZM75 113H76V115H75ZM82 113H84V114H82ZM94 113V114H93ZM97 113V115H95ZM101 113V114H100ZM119 115H118V114ZM122 113V114H121ZM130 113H132V114H130ZM142 113V114H141ZM201 113H203V114H201ZM248 113V114H247ZM254 113V114H253ZM30 114H33V116L32 115H30ZM38 114V115H37ZM86 114L89 116H86ZM90 114V115H89ZM134 114H135V116H134ZM147 114H149V115H147ZM152 114V115H151ZM155 114V115H154ZM193 114H195V115H193ZM198 114V115H197ZM223 114V115H222ZM228 114V115H227ZM253 114V115H252ZM263 114V115H262ZM9 115V116H8ZM16 115V116H15ZM19 117H18V116ZM24 115V116H23ZM28 115V116H27ZM31 117H33V118H31ZM35 115V116H34ZM53 115H54V118H53ZM66 115V116H65ZM69 115H71V116H69ZM72 115H74V116H72ZM78 115V116H77ZM83 116V118L81 117V116ZM103 116L102 118V120H101V118L99 117V116ZM109 115H112V116H109ZM113 115L116 117L117 115V117H119V119L117 120V117L115 118V117H113ZM123 115H126V116H123ZM127 115H132V118H131V116H130V118H128V116ZM160 115V116H159ZM164 115H166L165 116V118H167V120L165 119V120H163L162 118H163V116ZM170 115H173V117L172 116H170ZM203 115V116H202ZM262 115V116H261ZM26 116V117H25ZM37 116V117H36ZM48 116H50V117H48ZM76 116V117H75ZM82 118H80V117ZM96 116V117H95ZM98 116V117H97ZM104 116H105V118H104ZM110 117L109 119H108V117ZM121 116H123L124 118H122ZM152 116V117H151ZM197 116H198V118H197ZM227 116V117H226ZM3 117V119H4V117H6L4 120H7V121H4L3 119H1ZM11 117V118H10ZM14 117V120H15V122H14V120H12V118ZM16 117H18V118H16ZM25 117V118H24ZM38 118V119H35V118ZM74 117V118H73ZM88 117V118H87ZM121 117V118H120ZM125 117H127V120L125 119ZM149 117H151V118H149ZM159 117V118H158ZM224 117V118H223ZM28 119L27 121H28V123L25 121V120H23V119ZM30 118V119H29ZM50 120H49V119ZM53 120H52V119ZM78 118H79V120H78ZM90 118H98L97 119V122L99 123H102L101 125H102V129L103 130H101V126H100V124H97V122H95L96 120L95 119H93V121H94V124H93V122H92V120L90 119ZM106 118H107V120H106ZM113 118H114V120H113ZM157 118V119H156ZM170 118H171V120H170ZM173 118V119H172ZM186 118V119H185ZM196 118H197V120H196ZM199 118H201V119H199ZM204 118H206V119H204ZM210 118V119H209ZM213 118V119H212ZM226 118V119H225ZM32 119V120H31ZM40 119V120H39ZM74 119H75V121H74ZM80 119H81V121H80ZM105 119V120H104ZM122 119V120H121ZM156 119V120H155ZM160 119V120H159ZM162 119V120H161ZM180 119H181V122H180ZM185 119V120H184ZM216 119H217V121H216ZM219 119H222V120H219ZM3 120V121H2ZM9 120H11L12 122H10ZM34 120V121H33ZM35 120H37V121H35ZM43 120V121H42ZM46 120H48L49 121V124H48V122H46ZM69 120H70V125H69ZM87 120H89L88 122H87ZM102 122H101V121ZM104 120V121H103ZM111 120V122H110V124L108 125L107 123H109V121ZM126 121V122H119V121ZM138 120H139V122H138ZM155 122H154V121ZM172 120H177L178 122H179V124H177L178 122H176V126H174L175 125V123L173 124V122H172ZM183 120V121H182ZM188 120H190V123H188L189 121ZM208 120V121H207ZM224 120V121H223ZM230 120V121H229ZM233 120H234V122H233ZM21 121V122H20ZM23 121H24V123H23ZM51 121H53V122H51ZM57 121H58V126H59V128H58V126L56 125V123H57ZM63 121H64V123H63ZM72 121V122H71ZM78 121V122H77ZM83 121V122H82ZM86 121V122H85ZM116 122V125L119 127V130L117 129L118 127L116 126V125H114L115 124V122ZM141 121V122H140ZM152 121L154 122V124L152 123ZM159 122L158 124H157V122ZM164 123H163V122ZM168 121H171L172 122V124H173V126L171 127V122L169 123V124H167L168 123ZM199 121H201L199 124H198V122ZM204 121V122H203ZM207 121V122H206ZM213 121V122H212ZM219 121V122H218ZM259 123H258V122ZM8 122V123H7ZM14 122V123H13ZM32 122V123H31ZM36 123L37 122V124L38 125H36V124H34V125H36V127H32V126H34L33 125V123ZM46 123V124H48V125H46V124H44V123ZM94 125V127H93V125L91 124V123ZM136 122V123H135ZM161 122H162V124L163 125H160L161 124ZM182 122H184V128L181 130L180 129V131H178L179 130V128L181 127V126H183V123ZM217 122V123H216ZM223 122V123H222ZM229 122H230V125H228L229 124ZM234 123V125L232 124L231 125V123ZM263 122V123H262ZM18 123V124H17ZM21 125H20V124ZM25 123H27V125L25 124ZM55 124L56 125V128H55V125H54V127H52L51 128V126H53L52 124ZM60 123V124H59ZM63 125H62V124ZM66 123V124H65ZM67 123H68V125H67ZM78 124V126H79V128H78V126L76 125H74V124ZM81 125H80V124ZM82 123H83V125H82ZM84 123H90L89 124V126L86 124V126H87V128L88 127H90V129H87V131L88 132H90L91 130V132H90V134L89 133H87L86 132V126H85V124ZM95 123H96V126H95ZM128 123V125L127 126H129V127H127L126 125H124V124H127ZM188 123V125H186ZM193 124V128H191L190 126H192V124ZM195 123H197V124H195ZM203 124V126H202V124ZM207 123V124H206ZM216 123V124H215ZM237 123V124H236ZM12 124H14V125H17L16 127L14 126V125H12ZM25 126H24V125ZM40 124H44V126L46 125V127H44V126H42V127H40L41 125ZM65 124V125H64ZM113 124V125H112ZM138 125V126H136V125ZM142 124H143V126H142ZM147 125V127H146V125ZM165 124V125H164ZM195 124V125H194ZM262 124V125H261ZM9 125H10V127H9ZM29 125V126H28ZM30 125H31V129H30ZM50 125V130H48L49 129V127L47 128V126H49ZM61 125H62V128H61ZM73 125V126H72ZM98 125V126H97ZM120 125V126H119ZM149 125L150 126H154V128H155V130L153 129V127H150V129L148 128L149 127ZM158 125H160V126H158ZM169 125V128L168 127H166V126H168ZM197 125V126H196ZM199 125V126H198ZM218 125V126H217ZM225 125V126H224ZM5 126V127H4ZM64 126H65V128H64ZM68 126V127H67ZM108 126H110V127H108ZM115 126V127H114ZM125 126V127H124ZM131 126H132V129H131ZM135 126V127H134ZM158 126V127H157ZM163 126V127H162ZM180 126V127H179ZM185 126H187V128L185 127ZM203 128H202V127ZM214 126V127H213ZM14 127H15V129H14ZM23 127V128H22ZM76 127V128H75ZM82 127L84 128L83 130H81L82 129ZM110 129V130H108V128ZM122 127H124V128H122ZM126 127L130 130V132H129V130H127L126 129ZM137 127H138V129H137ZM146 128V130L147 129H149V130H145V128ZM167 129H166V128ZM170 127H171V129H170ZM198 127V128H197ZM200 127H201V129H200ZM6 128V129H5ZM12 130H11V129ZM19 128L20 129H22V131H24L25 132V136H24V139L26 138L27 139V142L25 141V143H21L20 142V140L22 139L23 140V136L21 135V130L19 131V133H20V135H18V137L16 136L17 134H19L18 132H14L15 130H19ZM27 128H29L28 130H26ZM34 128V129H33ZM39 128H41L42 130H40L39 131ZM43 128H45V130H46V128H47V131H44L43 130ZM54 128V129H53ZM61 129V130H58V129ZM72 128H73V130H72ZM100 128V132H104L105 133V136H103L104 135V133L102 134V136L101 135H97L98 137H95L96 136V134H101V133H96V131H97V129H99ZM160 128V129H159ZM164 128H165V134H166V131L169 129L170 131H167V134L166 135H169L168 134V132L171 134V135H169V136H166L164 133V135L162 134V132L164 131ZM182 128V127H181ZM189 128L190 129H192V130H189ZM218 128V130L216 131V129ZM4 129V130H3ZM52 129V130H51ZM55 129H56V131H55ZM68 129V132L66 131ZM72 130V131H75L76 132V134H75V132H72V131H69V130ZM77 129V130H76ZM115 129V130H114ZM134 129H136L135 131H134ZM156 129H158L157 131H156ZM161 129H163L162 131H161ZM176 129V130H175ZM199 129V130H198ZM214 129V130H213ZM262 129V131H260ZM10 130L11 131H13V135L11 136L10 135ZM29 130H31V131H29ZM38 132H41V131H43L42 133L43 134H41V133H36L37 131ZM66 132H65V131ZM84 130H85V132L88 134H86L85 132H84ZM109 132V135H108V133H107V131ZM113 130H114V132H113ZM121 130V131H120ZM125 130L127 131V133L125 132ZM145 130V131H144ZM189 130V131H188ZM197 130L200 132H197ZM201 130V131H200ZM211 130V131H210ZM32 131H34L33 133H36V136L38 137H36L35 138V134H31L30 136H29V132H32ZM36 131V132H35ZM49 131H52L51 133L49 132ZM60 131H61V134L64 132V135L62 134H60ZM81 131V132H80ZM142 133H141V132ZM144 131V132H143ZM152 131V132H151ZM173 131H174V133H173ZM177 133H176V132ZM188 131V132H187ZM192 131V132H191ZM23 132V133H24ZM46 132H48L49 134H47ZM69 132H71V133H69ZM78 132V133H77ZM79 132L81 133V134H79ZM97 132H99V130L97 131ZM113 134H111V133ZM116 132V133H115ZM119 132V133H118ZM124 132V133H123ZM131 132H132V134H131ZM133 132H135V133H133ZM146 132V134H148L149 136H147L146 134H144ZM155 132H159V137H156L157 136V134L155 133ZM174 134H172V133ZM178 132H180L179 134H180V136H181V138L178 136ZM193 132H195V134L197 135V136H195L194 135V133ZM216 132V133H215ZM258 132V133H257ZM261 132V133H260ZM12 133V132H11ZM15 133V134H14ZM26 133H28V134H26ZM74 133V134H73ZM84 133V134H83ZM96 133V134H95ZM107 133V134H106ZM121 133H123V134H121ZM137 133H139V135L137 134ZM154 135V136H152V134ZM208 133V134H207ZM210 133H211V136H209L210 135ZM46 134L47 135H49L50 136V139H52L53 137H54V135L53 134H55V139L56 140H50L49 139V137H48V139L50 140V141H48V139L46 138ZM69 134V135H68ZM70 134H71V136L72 137H69L68 138V136H70ZM93 134V135H92ZM95 134V135H94ZM111 134V135H110ZM118 134H119V136H118ZM131 134V135H130ZM135 134V135H134ZM142 134H144V135H146V136H144L143 135V138H142V136H140V135H142ZM177 134V135H176ZM203 134V135H202ZM26 135H28L27 137H26ZM32 135H34V137L32 136ZM45 136L44 137V139H45V141H46V144H44L45 142H43L44 140H43V136ZM56 135H58L57 137H56ZM60 135V136H59ZM75 135H77L76 136V138H75ZM78 135H80L79 137H78ZM85 137H84V136ZM94 136L93 138H92V136ZM108 135V136H107ZM116 135V136H115ZM121 135H123L122 136V138H121ZM126 135H128L127 136V138H130L129 139V141H128V139L126 140L125 138H126ZM133 135V136H132ZM177 137H176V136ZM185 135H187V136H185ZM202 135V136H201ZM5 136V137H4ZM15 136H16V138H15ZM33 137L32 138V140L30 141V137ZM67 136V137H66ZM82 136V137H81ZM88 136H91V137H88ZM100 136V137H99ZM107 136V137H106ZM115 136V137H114ZM119 138H118V137ZM140 136V138H139V143L141 144L140 146H139V143L137 144V138ZM167 137V139H165L166 137ZM189 136V137H188ZM193 137V141H191L192 140V137ZM201 136V137H200ZM3 137V138H2ZM41 137V138H40ZM73 137H74V139H73ZM81 137V138H80ZM89 138V139H87V138ZM104 137L106 138V140L108 141V139L110 140V141H108L109 143V145L107 146V141L104 139ZM109 137H111V138H109ZM117 137V138H116ZM136 138V140H134V141H136V143H132V141L131 140H133V139H135ZM164 137V138H163ZM174 137V138H173ZM176 137V138H175ZM185 137V138H184ZM190 139V140H188V138ZM199 137H200V139L202 140V142L203 143H201V140H198L199 139ZM203 137V138H202ZM206 137V138H205ZM9 138H11L10 140H9ZM53 138V139H54ZM59 138H61V139H59L60 141H57ZM63 138H65L64 140H62ZM85 138V139H84ZM91 138H92V140L95 138H98V139H96V141H94V146L92 145L93 144V142L91 143ZM102 138V139H101ZM142 138V139H141ZM145 138H146V140H145ZM148 138H150V142H148ZM151 138H153L152 139V141H151ZM158 138H161V140H159ZM172 138H173V140H174V142L172 141ZM178 138V139H177ZM205 138V139H204ZM207 138H209V139H207ZM3 139V140H2ZM35 139V140H34ZM36 139H38V140H36ZM69 139H70V141H69ZM82 140V141H84V142H82V141H79V142H77L78 140ZM104 139V140H103ZM114 139H116L117 140V142H118V144H117V142H114L113 140ZM119 139V140H118ZM125 139V140H124ZM156 139H158L159 141L158 142H162V141H164V139H165V141H164V143L162 142V144L161 143H158L157 142V140ZM187 139V140H186ZM248 139V140H247ZM5 140V141H4ZM6 140H8L9 142H7ZM75 140V141H74ZM89 140V141H88ZM97 140L98 141H100V143L99 142H97ZM101 140H103V141H101ZM122 140H124V142L125 141H127L128 143L129 142H131L132 144H126V142L124 143ZM141 140V141H140ZM146 142H145V141ZM177 140H179V142H177ZM186 140V141H185ZM247 142H246V141ZM14 141H15V143H16V145H15V143H14ZM28 141H30V142H28ZM40 141H42L43 142V144H42V146H41V144L40 143H42V142H40ZM56 141V142H55ZM66 141H69L68 143L70 144L71 142V144L72 145H70V146H68V143L66 142ZM106 141V143H104L103 144V142H105ZM111 141L112 142H114V145H118V146H116V147H114L115 148V150L112 148L114 145H113V143H111ZM133 141V142H134ZM171 141H172V143H171ZM180 141H183V142H181L180 143ZM185 141V142H184ZM196 141V142H195ZM211 141V143H207V142H210ZM4 142H7L6 144L4 143ZM11 142H13V143H11ZM20 142V143H19ZM31 142H32V144H31ZM35 142V143H34ZM47 142H49L48 143V145H47ZM53 144H52V143ZM63 142V143H62ZM65 142L67 143V144H65ZM74 142H75V144H74ZM80 142H82V143H80ZM96 142V143H95ZM101 142H102V144H101ZM121 142H123V143H121ZM148 142V143H147ZM166 142V143H165ZM176 142V143H175ZM193 142V143H192ZM198 142H200V143H198ZM205 142H206V144H205ZM237 142H239V143H237ZM31 144V146L30 145H27V144ZM37 143H39V145L41 146V149H40V146H38V145H36ZM58 144V145H56V144ZM77 143L79 144L80 143V145L78 146L77 145ZM120 143V144H119ZM150 143H152L153 145H154V149H153V145L150 147ZM180 143V144H179ZM184 145H183V144ZM5 144V145H4ZM19 144H20V146H19ZM33 144H35V145H33ZM52 144V145H51ZM62 144V145H61ZM65 144V145H64ZM74 144V145H73ZM86 144V145H85ZM90 144L93 146V147H95V145H96V147H95V149L93 148L92 149V146H90ZM98 144V145H97ZM110 144H112V145H110ZM121 144H125V145H127V146H122ZM136 144V145H135ZM148 144V145H147ZM160 144V145H159ZM167 144V145H166ZM169 144V145H168ZM178 144L180 145L179 146V148H177V146H178ZM181 144H182V146H181ZM192 144H194L193 146H192ZM208 144V145H207ZM211 144V145H210ZM18 145V146H17ZM21 145H22V147H21ZM24 145H26V146H24ZM48 146L49 148L47 149L45 146ZM78 147H80V148H78ZM81 145H82V147H81ZM88 145V146H87ZM99 145H100V147H101V149L103 150L102 152L100 151V147H99ZM131 145V146H130ZM135 145V146H134ZM138 145V146H137ZM155 145H158L157 147L155 146ZM164 145H165V147H164ZM203 145V146H202ZM7 146H9V147H7ZM10 146H11V148H10ZM12 146H15V148H17V149H14V147H12ZM51 146H53L52 148H51ZM59 147V149H58V147ZM62 146V147H61ZM66 146H68V147H66ZM73 146H74V148L75 149H73ZM103 146H105V147H103ZM130 146V147H129ZM148 146V147H147ZM163 146V147H162ZM168 146V147H167ZM172 146H175V147H172ZM208 146V147H207ZM21 147V148H20ZM25 147H27V149L25 148ZM31 147V148H30ZM36 148V147H39V148H36V150L37 151H39L38 153H36V152H33V149L34 148ZM54 147H56L57 149H58V151H57V149L55 148L54 149ZM66 147V148H65ZM125 147V149H123ZM136 147V148H135ZM140 149H139V148ZM144 147V148H143ZM156 147V148H155ZM172 147V148H171ZM180 147H182L181 149H182V151H180L179 149H180ZM191 148V150L189 149V148ZM195 147H197V148H202L201 149V151H202V153H201V151H200V148L199 149H194ZM210 147V149H212V150H210V149H208ZM212 147V148H211ZM18 148H20L19 150H18ZM24 150H23V149ZM62 148V149H61ZM65 148V149H64ZM69 148V149H68ZM83 148V150H81ZM86 150H85V149ZM89 148H90V150L92 149V153L91 152H87V149L89 150ZM108 148V149H107ZM109 148H111V150H109ZM133 148H135V149H133V153H132V149ZM147 148V149H146ZM151 148V149H150ZM158 148V149H157ZM167 148H169V150L167 149ZM206 148V149H205ZM213 148H214V152L212 153V151H213ZM7 149H9V150H7ZM10 149H11V151H13L14 152V154L15 155H13V153L12 152H9L8 153V151H10ZM21 149H22V151H23V153H22V151H21ZM30 149V150H29ZM40 149V150H39ZM52 149V150H51ZM64 149V150H63ZM68 151H67V150ZM73 149V153H72V151L71 150ZM108 151H107V150ZM127 149V150H126ZM130 149V150H129ZM137 149H139V150H137ZM156 149L158 150V151H156ZM173 149V150H172ZM184 149H188L187 151L186 150H184ZM194 149V152L192 151ZM204 149H205V151H204ZM208 149V150H207ZM18 150V151H17ZM26 150V151H25ZM28 150V151H27ZM31 150H32V152H31ZM35 149H34V151H36ZM43 150V151H42ZM45 150V151H44ZM49 150V152H51V151H57V152H51L50 154H49V152H47V151ZM51 150V151H50ZM78 150H79V152H78ZM89 150V151H90ZM112 150H114V153H113V151ZM119 150H124V152L127 154L128 152H130V157H128L129 155L127 154V161H125L126 160V157L124 158V156L126 155V154H124V155H122V151H120L119 152ZM134 150H136V152H134ZM145 150V151H144ZM153 150V151H152ZM160 150H162V151H160ZM164 150H166V151H164ZM168 150V151H167ZM171 150V151H170ZM179 152V153H177L176 154V152L177 151ZM196 150V151H195ZM4 151V152H3ZM5 151H7V152H5ZM16 151V152H15ZM24 151H25V153H24ZM65 151H67L68 153H69V151H70V155L68 154L67 156H64L63 154H66L67 152H65ZM81 151V152H80ZM84 151V152H83ZM99 151H100V153H99ZM106 151V152H105ZM138 151V152H137ZM140 151V152H139ZM144 151V152H143ZM159 151H160V153H159ZM175 153H174V152ZM198 151H199V153H201V154H199L198 153ZM3 152V153H2ZM31 152V153H30ZM58 152H59V154H58ZM62 154H61V153ZM64 152V153H63ZM76 152V153H75ZM83 152V153H82ZM95 152V153H94ZM111 155V156H109V154ZM123 152V153H124ZM143 152V153H142ZM149 152H151L150 153V155H149ZM154 152V153H153ZM182 152V153H181ZM185 152H187L186 153V155L184 154ZM188 152H190V153H188ZM192 152V153H191ZM211 152V153H210ZM9 154V155H7V154ZM35 153V154H34ZM42 153H43V155H42ZM44 153H45V155H44ZM47 153V154H46ZM81 153V154H80ZM85 153H87V154H85ZM89 153V154H88ZM102 153L104 154V156L102 157ZM106 153V154H105ZM137 153V154H136ZM156 153H158V154H156ZM163 155H162V154ZM169 155H168V154ZM171 153V154H170ZM210 153V154H209ZM12 154V155H11ZM16 154H19L18 156H17V158H16ZM36 154H38V155H36ZM39 154H41V155H39ZM48 154H49V156H48ZM53 154V155H52ZM71 154H74V159H73V161L74 162H72V158L71 157H73V155H71ZM76 154V155H75ZM90 154H92L91 156H90ZM95 155V157H93V159H92V156H94ZM98 155V157H97V155ZM133 154V155H132ZM135 154H136V157H135ZM140 154V155H139ZM155 154V155H154ZM166 154H167V156H166ZM175 154H176V156H175ZM184 154V155H183ZM190 154V155H189ZM206 154H208V156L206 155ZM30 155V156H29ZM33 155H35L36 157H34ZM57 155H58V157H57ZM78 155H79V157H80V159L78 160ZM82 155H84V158L86 157V155H87V159L85 158V160H86V162L84 163H82V161H85L84 160V158H83V156L81 157ZM107 155L109 156V159H107V161H106V159H105V157L107 158ZM118 155H119V157H118ZM132 155V156H131ZM143 155H145V156H143ZM148 155V159L147 160H145L146 159V156ZM153 155V156H152ZM159 155H160V157H159ZM162 155V156H161ZM165 155V156H164ZM177 155H179V156H177ZM182 157H181V156ZM189 155V156H188ZM192 155V156H191ZM194 155V156H193ZM207 156V158H208V160H207V158H206V156ZM8 156H9V158L11 157H13L12 158V162L10 161V163L9 162H7L8 160ZM39 156H41V157H39ZM48 156V157H47ZM52 156V157H51ZM61 156H63L64 157V160H65V164H64V162H63V164H62V162H61V160H63V159H61ZM71 156V157H70ZM88 156H90V157H88ZM122 156H123V158L125 159H122ZM140 156V157H139ZM170 156V157H169ZM199 156V157H198ZM41 158L40 160H39V158ZM45 157V158H44ZM56 159H55V158ZM62 157V158H63ZM68 157V159H66ZM78 157V158H77ZM101 158V160H99L100 158ZM113 157H115V158H113ZM116 157H118V158H116ZM144 157H145V159H144ZM154 157V158H153ZM160 158V159H158V158ZM163 157V158H162ZM165 157V158H164ZM186 157V158H185ZM188 157V158H187ZM192 158V159H194V161H191V159L189 160V158ZM212 157V158H211ZM22 158V157H21ZM26 158H25V160H26ZM45 159V161L47 160L46 158H49L48 160L49 161H43L44 159ZM54 160H53V159ZM97 158V159H96ZM99 158V159H98ZM112 158V159H111ZM131 158H134V159H131ZM139 158V166H138V160H136V159H138ZM167 158V159H166ZM176 158H178V159H176ZM197 158V159H196ZM201 160H200V159ZM209 158H211L210 160H209ZM233 158V159H232ZM17 159V160H16ZM20 159V158H19ZM23 159H24V157H23ZM35 161L34 163H32L33 162V160ZM37 159H38V161H37ZM50 159L51 160H53L54 162H52V161H50ZM61 159V160H60ZM70 159V160H69ZM76 159L78 160V161H80L81 159H82V161H80L81 163H79L78 161H76ZM89 159H91V162H90V160ZM96 159V160H95ZM115 159V160H114ZM119 160V162H118V160ZM159 161H158V160ZM168 160L167 162H166V167H165V163H164V161L163 160ZM181 159V160H180ZM184 159V160H183ZM186 159V160H185ZM206 159V160H205ZM3 160H7L6 162L7 163H2V162H4ZM10 160V159H9ZM55 160H59V165H57L58 164V162H56ZM63 160V161H64ZM67 160V161H66ZM89 160V161H88ZM99 160V162L101 163H96V165L94 164L96 161H98ZM104 160V161H103ZM110 160V165L108 164V161ZM122 160H124V161H122ZM149 160V161H148ZM152 160V161H151ZM165 160V161H166ZM197 160H199V161H197ZM232 160V161H231ZM14 161H15V164H14ZM20 161H21V159H20ZM32 161V162H31ZM41 161H43V163L45 164V166L49 163V166H48V168L47 169H45L46 167L44 166L43 168V172H41L42 171V162ZM87 161H88V163H87ZM117 162V163H115V165H114V163L113 162ZM130 161H132V162H134V163H132V162H130ZM142 161V162H141ZM147 162V164L145 163L144 165H142L144 162ZM154 161H156V164L154 165ZM157 161H158V163H157ZM177 161V162H176ZM181 161H183V162H181ZM186 161H187V163H186ZM231 161V162H230ZM239 161V162H238ZM16 162H18L17 163V165H16ZM36 162L37 163H41V164H36ZM50 162L51 163H53L52 164V168L54 169H57L58 168V173H57V170H55L54 169V171L56 172V173H54L53 172V169L50 167ZM75 162H78L77 163V165L79 164V167L77 166V165H74V164H76ZM105 162V163H104ZM122 162V163H121ZM124 162V163H123ZM128 162H129V166H128ZM136 162H137V165H135L136 164ZM163 162V163H162ZM185 162V163H184ZM202 162H204V163H202ZM206 162V163H205ZM11 163H12V165L15 167V166H17V168L15 167V168H13V166L11 165ZM62 164V166L64 167V170H63V168H62V166H61V164ZM112 163H113V165H112ZM119 163L121 164V165H119ZM125 163H127V164H125ZM131 163V164H130ZM141 163V164H140ZM159 163H162V165L161 166H159ZM174 163V164H173ZM176 163H178V164H176ZM193 164V167H191V165ZM197 163V164H196ZM210 163H212V164H210ZM2 164H3V166H4V164H6V165H8V166H6L5 165V167H3L2 166ZM32 164V165H31ZM86 164V165H85ZM94 164V165H93ZM98 164V165H97ZM135 166H134V165ZM180 164V165H179ZM184 166H183V165ZM204 165V169H203V165ZM205 164H207L206 165V167H205ZM234 164H236V165H234ZM243 164V165H242ZM11 165V167H9ZM30 165V166H29ZM38 166V168H39V171H38V168L36 167V166ZM39 165H41V166H39ZM56 165V166H55ZM73 165V166H72ZM89 165V167H86V166H88ZM103 165V166H102ZM108 165V167L109 166H113L112 167V169H111V167H106ZM149 166V165H151V167L152 166H154V167H152V168H150V167H147V166ZM159 167H158V166ZM209 165L211 166V169H209L210 167H209ZM27 166H29V170L30 171H28L27 169H26V167ZM53 166H55V167H53ZM58 166V167H57ZM68 166V167H67ZM75 166V167H74ZM77 166V167H76ZM81 166H82V168L84 167V170L85 171H82V168H81ZM99 166H100V168H101V170L99 169ZM116 166H117V168L119 167V169L121 170H119L118 172L116 171V169L114 170V168H116ZM124 166V167H123ZM126 166V167H125ZM137 166V167H136ZM143 166V167H142ZM146 166V167H145ZM163 166V167H162ZM181 166H182V168H181ZM189 166H190V168H191V170H189L190 168H189ZM202 166V168H200ZM209 168H208V167ZM7 167H9V169L7 168ZM32 167V168H31ZM60 167H61V169H60ZM76 169V168H81V169H77V171L74 169V168ZM96 167H98V172H96V174L94 173L95 171H97V169L95 170V169H93V168H96ZM141 169H140V168ZM158 167V168H157ZM180 169H182V170H180ZM216 167V168H215ZM229 167V168H228ZM238 167V168H237ZM28 168V167H27ZM34 168H36L35 170H33ZM65 168H66V170H65ZM72 168V169H71ZM87 168H90L89 169V172H88V170H87ZM108 168V169H107ZM124 168H125V171H124ZM128 168V169H127ZM133 170L132 172H130V170L131 169ZM138 169V171L136 172V170ZM147 168V169H146ZM156 168V169H155ZM163 168H165V169H167V171L165 170V171H163ZM176 168V169H175ZM189 168V169H188ZM201 169V171L199 170V169ZM207 168V169H206ZM213 168H214V170H213ZM223 168V169H222ZM228 168V169H227ZM234 168V169H233ZM8 170V171H6V170ZM51 169H52V172H51ZM106 169H107V172H106ZM144 171H143V170ZM150 169H153V170H149ZM156 171H155V170ZM159 169V171L157 172V170ZM162 171H161V170ZM194 169L196 170V171H194ZM50 170V171H49ZM60 170V171H59ZM72 170V171H71ZM80 170L83 172H80ZM95 170V171H94ZM103 170V171H102ZM105 170V171H104ZM110 170V171H109ZM141 170V172H139ZM147 170V171H146ZM176 170V171H175ZM188 170V172H186ZM193 170V171H192ZM202 170H204V171H202ZM209 170V171H208ZM213 170V171H212ZM221 170V171H220ZM223 170V171H222ZM22 171V170H21ZM25 171H28V172H26V174L27 173H30V174H27V176L25 175ZM75 171H76V173H75ZM90 171H94V172H90ZM115 171L119 174H117V173H115ZM146 171V174H147V176L149 175V172H150V175L148 176V178H147V176H146V174L144 173ZM149 171V172H148ZM155 171V172H154ZM160 171H161V173H160ZM171 171H174V172H172V176L174 177V175H175V177H174V179L172 178V176H171ZM182 171V172H181ZM189 171H190V173H189ZM241 171V172H240ZM33 172V173H32ZM35 172H38V174L37 173H35ZM39 172H41V173H39ZM47 172V173H46ZM51 172V173H50ZM62 174H61V173ZM63 172H65V174L67 173V174H71L72 172L74 173V174H77V175H74L73 173V175L71 174H69V176L68 175H65ZM69 172V173H68ZM78 172V173H77ZM106 172V173H105ZM111 172H113V173H111ZM122 172V173H121ZM124 172V173H123ZM133 175V178H132V175L130 174V173ZM134 172L135 173H142L143 175H145V176H143V175H140V177H137V174H134ZM154 174H156L157 173V175H156V177L157 178H155L154 177V175H152L151 176V174L152 173ZM199 172V173H198ZM210 172V173H209ZM17 173H18V175H17ZM20 173H23L22 175L20 174ZM35 173V174H34ZM42 173H44L43 175V177H42ZM50 173V174H49ZM86 174V176H85V174ZM94 173V174H93ZM99 173V174H98ZM102 173H103V175H102ZM105 173V174H104ZM120 173H121V175H120ZM127 173V174H126ZM159 173V174H158ZM174 173V174H173ZM185 173V174H184ZM187 173V174H186ZM229 173V174H228ZM234 173V174H233ZM14 174H16V175H14ZM32 174H34L33 175V177L36 179V177H37V175H38V178L35 180L34 178H31L32 177ZM40 174V175H39ZM48 174H49V176H48ZM57 174H61V178H59V176L57 175ZM84 174V175H83ZM91 174V175H90ZM101 174V175H100ZM112 174H115V175H112ZM127 176H125V175ZM128 174H130L131 176H129ZM177 174V175H176ZM217 174V175H216ZM12 175V176H11ZM28 175H29V178H28ZM46 175V176H45ZM51 175H54V179L56 180H54L53 179V176H52V178H51ZM63 175V176H62ZM101 176V177H97V176ZM109 175H112V176H109ZM122 175L124 176V178H126L125 180L123 179V177H122ZM135 175H136V177L137 178H135V180H134V177H135ZM164 175V176H163ZM169 177H168V176ZM180 176L179 178L177 177V176ZM182 175V176H181ZM216 175V176H215ZM228 175H229V177H228ZM67 177V178H65V177ZM73 176H74V178H73ZM110 178H109V177ZM120 176H121V178H120ZM139 176V175H138ZM159 176V177H158ZM167 176V177H166ZM188 176V179L186 178H184V177H187ZM8 177V176H7ZM12 177V178H11ZM15 177V178H14ZM48 177V178H47ZM85 177V180H83V178ZM87 177H89V178H87ZM90 177H92V178H90ZM96 177H97V179H96ZM119 177V178H118ZM142 177V178H141ZM154 177V178H153ZM183 177V178H182ZM215 177V178H214ZM231 177V178H230ZM14 178V179H13ZM21 178V179H20ZM26 178V179H25ZM50 178V179H49ZM72 178H73V180L77 183V181L76 180H78V185L76 184V183H74V182H72L71 180H72ZM80 178V179H79ZM102 180H104V181H102ZM127 178H130V179H127ZM132 178V179H131ZM145 178V182H144V180L142 181L141 179H144ZM151 178V181L149 182V179ZM169 178V180H165V179H168ZM183 179V180H186V181H184L183 182V180L182 181H180L181 179ZM213 178V179H212ZM238 178V179H237ZM9 180V183L11 184V182H12V184H14V185H7V180ZM13 179V181H11L10 182V180H12ZM34 180V181H32V185H35L38 181V183H37V187L36 188H40L41 189V191H42V194H40V190H38V192L39 193H36V191H35V194L37 195H35L34 194V187L35 186H33L32 187V185L30 186V181H28V180ZM41 179V180H40ZM45 179V182H43L42 180H44ZM46 179H47V182H46ZM50 181H49V180ZM58 179V180H57ZM60 179V180H59ZM66 179V180H65ZM71 179V180H70ZM88 179V180H87ZM89 179H90V181H89ZM95 179V180H94ZM148 179V180H147ZM155 179V181H153ZM159 179V180H158ZM163 179V180H162ZM170 179H172V180H170ZM176 179H178V181L176 180ZM189 179L191 180L192 179V181H189ZM228 179V180H227ZM235 179H236V183H234L235 182ZM243 179L245 180V181H243ZM3 180H4V182H3ZM18 180V181H17ZM21 180H23V181H21ZM24 180H26L25 182H28L29 184H24L25 182H24ZM53 180V181H52ZM70 181V182H65V181ZM94 180V181H93ZM99 180H101V181H99ZM128 180H130V181H128ZM141 182H139V181ZM159 182H158V181ZM162 180V181H161ZM239 180V181H238ZM240 180H241V182H240ZM7 181V182H6ZM19 183H17V182ZM37 181V182H36ZM52 181V182H51ZM55 181V182H54ZM64 183H66V184H64ZM80 181H82V182H80ZM85 183H84V182ZM99 181V183L101 182V185L99 186V183H97ZM111 181V182H110ZM124 183V185H122V186H125V187H121V186H119V184L117 185V183ZM119 181V182H118ZM126 181H128V183L126 182ZM166 181V182H165ZM169 181V182H168ZM180 181V182H179ZM215 181H216V183L218 184H215ZM238 181V182H237ZM33 182H34V184H33ZM60 182H62L63 184H61ZM89 182V183H88ZM90 182H92V183H90ZM138 182V183H137ZM143 182V183H142ZM147 182H149V183H151V184H149V183H147ZM158 184H156V183ZM160 182H162V184L160 183ZM173 182V183H172ZM177 182V183H176ZM189 182H191V183H189ZM8 183V184H9ZM16 183V184H15ZM41 183V184H40ZM42 183L44 184V183H46V186H45V184L44 185H42ZM54 183V184H53ZM79 183L81 184H83L84 186H85V184H87V185H90V186H92V189L90 188V186L88 187L87 185V187L85 188V187H83L84 188V190H82L83 188H82V184L81 185H79ZM116 183V184H115ZM132 183V184H131ZM136 185H135V184ZM145 183H147L146 185H145ZM153 183L155 184V185H153ZM181 183V184H180ZM184 183H186V184H184ZM189 183V184H188ZM223 183H224V185H223ZM239 183V184H238ZM246 183V184H245ZM7 186H6V185ZM17 184L21 187V188H23V190H20L21 188L19 187V186H17ZM24 184V185H23ZM54 185V186H50V185ZM55 184H58L57 186L55 185ZM67 184H69V185H67ZM71 184L74 186L75 185V187H76V189H75V187H73V186H71ZM96 184V185H95ZM98 184V185H97ZM113 184H115V185H113ZM126 184H130L129 185V187H128V185H127V188H126ZM177 184H178V186L179 187H177ZM183 184L187 187H184L183 186ZM213 184H215V186L213 185ZM229 184V185H228ZM244 184V185H243ZM260 185V186H258V187H256V188H259V190H260V188H262L261 190H260V192L261 193H258V197H257V192L259 191H257V189L255 188V185ZM22 185L25 187V189H24V187H22ZM26 185H28V186H30V188L32 189L33 188V190L31 191V190H29V189H27L28 188V186H26ZM61 185H65L64 187L63 186H61ZM121 185V184H120ZM132 185V186H131ZM148 185V186H147ZM151 185V186H150ZM157 185V186H156ZM166 185V186H165ZM169 185H171V186H173V187H170ZM176 185V186H175ZM217 185V186H216ZM223 187V190L224 191H221L222 189V187ZM236 185V186H235ZM248 185V187H246L245 188V186H247ZM256 185V186H257ZM9 186H10V189H11V187L13 188V186L16 188V189H18V187L20 188V189H18V191L14 188V189H12V191L10 190V189H7V188H9ZM43 186H45V187H43ZM50 186V188L48 189V187ZM60 186V188H58V190H57V187H59ZM69 186V187H68ZM79 186H81L80 187V189H79ZM97 186V187H96ZM114 186H116V187H114ZM144 186V187H143ZM146 186V187H145ZM153 186H156V187H158L157 189H155L156 187H153ZM164 186V187H163ZM208 186V187H207ZM211 186V187H210ZM234 186V187H233ZM242 186L244 187V188H242ZM7 187V188H6ZM54 187L56 188V189H54ZM61 187H63V188H65L64 190H63V188L61 189ZM68 187V188H67ZM73 189H71V188ZM78 187V188H77ZM95 187V188H94ZM139 187V188H138ZM148 187H149V189H148ZM152 187H153V189H152ZM168 187V188H167ZM178 189H177V188ZM185 188L186 189V193H185V189H183V188ZM189 187V188H188ZM210 187V189L208 190V188ZM251 187V188H250ZM44 188V189H43ZM51 188L52 189H54L53 191L51 190ZM82 188V189H81ZM95 190H94V189ZM113 189V190H111V191H109L110 189ZM117 188V189H116ZM120 188H122L123 190H124V188H125V190L123 191L122 189H120ZM133 189V191L134 192H129V189ZM143 188H145V189H143ZM167 188V189H166ZM170 188V189H169ZM173 188V189H172ZM213 188V189H212ZM218 188V189H217ZM227 189V191H229L230 192V194H228L227 192H226V189ZM232 188H235V190L233 189L232 190ZM27 189V190H26ZM48 191L49 190V192H48V196H47V193L46 192H44V191H46V190ZM67 189H69V190H67ZM75 189V190H74ZM97 189H99V190H97ZM131 189V190H132ZM138 189H140V191L138 190ZM160 189V190H159ZM163 189V190H162ZM238 189V190H237ZM245 191H244V190ZM20 190V191H19ZM26 190V191H25ZM28 190L30 191V192H32L31 193V195H30V193L29 194H27V193H22V192H28ZM35 190H37V189H35ZM55 190H57L58 191V193L56 192V194L54 195V193L53 192H55ZM60 190L63 192V193H61L60 192ZM78 190V191H77ZM86 190V191H85ZM91 191V193L89 194V192ZM116 190V191H115ZM117 190H119L118 192H117ZM121 190L123 191V192H121ZM139 192H138V191ZM145 190V191H144ZM153 192H152V191ZM156 190V191H155ZM168 190H170V192L168 191ZM173 190V191H172ZM210 191V192H208V191ZM231 190V191H230ZM240 190V191H239ZM254 190H256V192L254 191ZM9 191V192H8ZM67 191H70V192H67ZM87 191H88V193H87ZM146 191H147V193H146ZM151 191V192H150ZM154 191H155V193H154ZM160 191V192H159ZM161 191H162V193H161ZM169 192V193H167V192ZM177 191H178V193H177ZM180 191H184V193H185V195H184V193H181ZM216 191V192H215ZM3 192V193H2ZM11 192V193H10ZM17 195V197H14L13 198V196H15V194ZM19 192V193H18ZM44 192V193H43ZM61 194H63V195H65L64 193H66V195L68 196V194L67 193H69V195H71V193L72 194H74V196L73 195H71L72 197H69V199H66L67 198V196L65 197V196H62V195H60V193ZM81 192V193H80ZM82 192H84V194L82 193ZM95 192V194H93ZM96 192L98 193L97 195H96ZM114 194H113V193ZM139 194H138V193ZM140 192H142V195H141V193ZM143 192H144V194H143ZM175 192V193H174ZM179 192H180V194H179ZM188 192V193H187ZM189 192H190V194H189ZM217 192H219V193H217ZM221 192H223V193H221ZM226 192V193H225ZM252 192L254 193V194H256V196L254 195V194H252ZM11 195H10V194ZM14 195H13V194ZM18 193V194H17ZM46 193V194H45ZM50 193H52L51 195H50ZM120 193H122V194H120ZM124 193V194H123ZM128 193V194H127ZM149 193V194H148ZM153 193L156 195V198H155V195H153ZM159 193V194H158ZM164 193V194H163ZM171 193H174V195L173 194H171ZM213 193V194H212ZM240 193V194H239ZM6 194H9V196H11V197H8L7 196V198H6ZM19 194H20V196H19ZM22 194V195H21ZM33 194V195H32ZM42 195V196H44V194H45V196L43 197V199L42 200H38V199H40L39 197H41L42 198V196H39L38 197V195ZM75 194H79L78 196H80V194H82V195H84V197H83V199L82 198H78V196L76 197V195ZM86 194V195H85ZM87 194H89V195H87ZM93 194V195H92ZM115 195V194H118V195H115V196H112L111 197V199H110V197H109V199H107V197L108 196H110V195ZM132 195V197H131V195ZM148 194V196L147 197H145L146 195ZM161 194L162 195H165V196H167V197H165V196H161ZM167 194V195H166ZM178 194V195H177ZM189 194V195H188ZM225 194V195H224ZM242 194H243V196H242ZM251 194L253 195V196H251ZM260 194V195H259ZM263 194V195H262ZM25 197H24V196ZM28 195H30V196H28ZM54 195V196H53ZM123 195V196H122ZM129 197L128 198V201H127V198H124L123 199V197ZM128 195H130V196H128ZM136 195H137V197H136ZM139 195H141V196H139ZM150 195V196H149ZM153 195V196H152ZM168 195H169V197H168ZM210 197H209V196ZM218 195H220V196H218ZM22 196V197H21ZM31 196H32V198L34 199V200H36V201H38L37 202V204L39 203V202H41L42 204H43V202H44V205L42 206V204L40 205V204H38V205H40V206H38L37 205V207L39 208V207H41V208H39V211H38V209L36 208H34L35 206H36V202H34V200H32V198H31ZM46 196L47 197H49V199L48 198H46ZM52 196H53V198H52ZM58 196H59V198H58ZM61 196V197H60ZM80 196V197H81ZM87 196V197H86ZM90 196V197H89ZM95 196H97V197H95ZM117 196V197H116ZM134 196V197H133ZM174 198H173V197ZM184 196V197H183ZM214 196V197H213ZM233 196H235V197H233ZM241 196H242V198H241ZM248 196V197H247ZM18 197L20 198V199H18ZM30 198V200L29 199H27V198ZM38 197V198H37ZM56 197V198H55ZM75 197L78 199V202L75 200ZM86 197V198H85ZM94 199H93V198ZM136 197V198H135ZM140 197H144L143 198V200H144V202H143V200L140 198ZM150 197H152L150 200L152 201V203L150 202V200H148ZM158 197V198H157ZM162 197L164 198L162 201L164 202H162L161 203V199H162ZM179 197V198H178ZM186 197V198H185ZM213 197V198H212ZM229 198V199H227V198ZM231 197H233V198H231ZM246 197L248 198V200L246 199ZM8 198H10L11 200H8ZM23 198L24 199H27V200H23ZM36 198V199H35ZM52 198V199H51ZM86 199V202H87V205L85 204V199ZM90 198V199H89ZM91 198H92V201H91ZM96 198V199H95ZM105 198V200H103ZM118 198H120L119 200H117ZM132 199V201H130L129 199ZM148 198V199H147ZM177 198V199H176ZM181 198H182V200H181ZM185 200H184V199ZM226 200V201H224V199ZM12 199H14V200H12ZM16 199V200H15ZM47 200V202L51 199V202L49 201L48 202V206H47V202H46V204H45V201ZM54 199V200H53ZM62 199H64V200H62ZM71 199H73V200H71ZM81 199H82V201H81ZM107 199V200H106ZM113 199V201L114 202H112L111 203V200ZM118 201V203L115 201ZM133 199H136L134 202H133ZM140 199V200H139ZM155 199H158V200H155ZM168 201H167V200ZM176 199V200H175ZM187 199V200H186ZM223 199V200H222ZM236 200L235 202H233L234 200ZM239 199V200H238ZM245 199H246V201H248L247 202V204H245ZM253 199H254V201H253ZM256 199V200H255ZM22 200H23V202H22ZM61 200V201H60ZM66 200H67V202L69 201V200H71V203H70V201H69V203L67 204V202H66ZM77 202H75V201ZM84 200V201H83ZM96 200H98L97 201V203L95 202ZM103 200V201H102ZM108 200H109V202H108ZM120 200H122V201H124L125 200V202L126 203H120ZM142 203H140L139 201ZM147 200L149 201V202H147ZM154 200V201H153ZM160 200V201H159ZM174 200V201H173ZM184 200V201H183ZM219 200V201H218ZM228 200H229V202H228ZM251 200V201H250ZM8 201H10V202H12V203H10V202H8ZM13 201H16V202H13ZM20 201V202H19ZM30 203H29V202ZM31 201H33L34 203H35V206L34 205H31L30 207H31V211L33 212V210L35 209V211L33 212V214L35 213V215H33L31 212H30V207L28 206V207H22L23 206V204L25 205V203L27 204V202H28V204L30 205L31 204ZM55 203H54V202ZM57 201V202H56ZM73 201V202H72ZM80 201H81V203H80ZM88 201L90 202V204H91V206L92 205H95V207L94 206H92V207H94V208H92V207H90V205H88L89 203H88ZM106 201H107V204H108V206H107V210H108V208H109V212H108V214L106 215V210L104 211V208H102V207H104L105 206V204H106ZM121 201V202H122ZM130 201V202H129ZM138 202V204L140 203V206H142V209H144V210H142L141 208H140V206L137 204V202ZM159 203H157V202ZM171 201H172V203H174V204H172L171 203ZM187 201V203H184V202H186ZM193 203H192V202ZM221 201V202H220ZM260 201V203H258ZM20 204H19V203ZM52 202H53V204L55 205H52ZM59 202V203H58ZM84 204H83V203ZM92 202V203H91ZM129 202V203H128ZM147 202V203H146ZM156 202V203H155ZM167 202H169L168 204H167ZM179 202H181V203H179ZM190 202V203H189ZM216 202V203H215ZM225 204H224V203ZM9 203V204H8ZM14 203V204H13ZM16 203H17V205L18 206H20V207H18V206H15L16 205ZM21 203H22V205H21ZM33 203V204H34ZM56 203H58V204H56ZM73 203H74V206L75 207H71L72 205H73ZM76 203V204H75ZM79 203H80V206H79ZM100 203L102 204L101 205V208H100V212H101V215L100 214H97L96 212H98V213H100L99 212V205H100ZM135 203H136V205H135ZM146 203V204H145ZM150 203V206H148L147 204H149ZM179 205H178V204ZM213 203H215V204H213ZM218 203H220V204H218ZM233 203V204H232ZM235 203H237V205L235 204ZM252 203H255V205L254 204H252ZM27 204V205H28ZM71 204V205H70ZM78 204V205H77ZM120 204V205H119ZM132 204H133V206H132ZM151 204H152V206H151ZM154 204L156 205V204H158L157 205V207L159 208H157L156 206H154ZM176 204V205H175ZM217 204V205H216ZM221 204H224V205H221ZM227 204V205H226ZM230 204V205H229ZM232 204V205H231ZM235 204V205H234ZM249 204H250V206H249ZM257 204V205H256ZM5 205V210L3 209V206ZM46 205V206H45ZM52 205V206H51ZM57 205H60L61 207H58L57 208ZM63 205V206H62ZM69 205V206H68ZM81 205H83L82 207H81ZM145 205H147V206H145ZM161 205V206H160ZM165 205V206H164ZM168 205V206H167ZM170 205H172V206H170ZM182 205H183V207H182ZM200 205V206H199ZM211 205H214V206H212L211 207ZM216 205V206H215ZM221 205V206H220ZM229 205V206H228ZM242 205V206H241ZM259 205V206H258ZM12 206V208H10ZM13 206H15V207H13ZM26 206V205H25ZM45 206V207H44ZM51 206V207H50ZM64 206H65V208H66V212H65V208H64ZM66 206H68V208L66 207ZM77 206H79V207H81L80 209V211L79 212H77L76 210H79L78 209V207ZM86 206V207H85ZM87 206H89V208H87ZM98 207V211L96 210V208ZM138 206H139V208H140V210L141 211H143L142 213L143 214H146V215H148V216H144L141 212H140V210L138 209ZM168 207V208H163V207ZM185 206V207H184ZM191 206H192V208H194L195 206H197V207H195L194 209H197V211L196 212H194L193 210H190L191 209ZM256 206H258V208H256ZM33 207V208H32ZM47 207V208H46ZM56 208V210L57 211H55V208ZM134 207V208H133ZM144 207V208H143ZM150 207H153V211H152V208H150ZM162 207V209L164 210V211H162V209H161V212H158V211H160V208ZM227 207H228V209H227ZM252 207V208H251ZM18 210V208H20V211H22L23 209H26L27 208V210H28V212H30L31 214H29L28 212H27V210L25 211H23V213L22 212H19V210L18 211H13V210ZM23 208V209H22ZM44 208V211L46 212H44L42 209ZM51 208H54V209H52L51 210ZM71 208V209H70ZM73 208V209H72ZM84 208V209H83ZM92 209V211H91V214H90V210ZM111 208V209H110ZM148 208H149V210H148ZM170 208V209H169ZM174 208V209H173ZM179 210H178V209ZM186 208V209H185ZM236 208V209H235ZM238 208V209H237ZM244 208V209H243ZM251 208V209H250ZM256 208V209H255ZM261 208H263L262 209V211L260 212V210H261ZM11 209V210H10ZM33 209V210H32ZM46 209V210H45ZM47 209H50L51 211H49V210H47ZM90 209V210H89ZM103 209V210H102ZM156 209V210H155ZM169 211H168V210ZM176 209V210H175ZM183 209H184V211H183ZM189 209V210H188ZM218 211L219 209L221 210V211H223L222 213H221V211H216V210ZM245 209H247V210H245ZM249 209H250V211H249ZM255 210L254 212L252 211V210ZM8 210V212H6ZM40 210H42V212H44V214H45V216H44V214L43 213H41V211ZM72 210H73V212L74 213H72ZM85 210V211H84ZM87 210V211H86ZM114 210L116 211L115 213H114ZM150 210H151V212H152V214L154 213L155 215H152L151 214V212H150ZM226 210H227V212H226ZM233 210H235V211H233ZM238 210V211H237ZM245 210V211H244ZM4 211V212H3ZM9 211H12V213L11 212H9ZM39 213H38V212ZM54 212V214H56V216L57 215H59L60 216V214H61V218L60 217H57L56 218V216L53 214V212ZM63 211V212H62ZM76 211V212H75ZM96 211V212H95ZM147 211V212H146ZM175 211V212H174ZM180 211V212H179ZM191 211H193L194 213H192ZM240 211V212H239ZM5 212H6V214L8 215H6L5 214ZM15 212H17V214L15 213ZM38 213V216L36 215L37 213ZM51 212V213H50ZM89 213V215L87 216L85 213ZM92 212H94V213H92ZM150 212V213H149ZM170 213V216L168 215L169 213ZM186 212V213H185ZM190 212H191V214H190ZM215 212V213H214ZM244 212V213H243ZM259 212V213H258ZM2 213V214H1ZM3 213H4V215H3ZM14 213H15V216H14ZM27 213V214H26ZM87 213V214H88ZM105 214V216H104V214ZM114 215H113V214ZM160 213V214H159ZM163 213H165V214H163ZM166 213H168L167 215H166ZM175 213V214H174ZM179 213V214H178ZM228 213V214H227ZM231 213V214H230ZM236 213V214H235ZM247 213H248V215H247ZM250 213V214H249ZM254 213V214H253ZM13 214V215H12ZM29 214V215H28ZM49 214H52V217L49 215ZM67 214V215H66ZM70 214V215H69ZM77 216H79L80 217V215H82L79 219H80V221H79V219L77 220L76 218H78V217H76L75 218V216L76 215ZM103 214V215H102ZM173 214V215H172ZM190 214V215H189ZM192 214H194V216L192 215ZM227 214V216H225ZM233 214V215H232ZM235 214V215H234ZM240 214V217H237V215H239ZM245 214V215H244ZM12 215V216H11ZM42 217H41V216ZM71 215H74V216H71ZM83 215H86L85 217L83 216ZM92 215H94V216H92ZM113 215V216H112ZM151 215V216H150ZM157 215H159L158 217L160 218H156V216ZM164 215H165V217H164ZM174 215H175V217H174ZM185 215H186V217H185ZM196 215V216H195ZM230 215V217L231 218H229L228 216ZM243 215V216H242ZM252 215L254 216V218L252 217ZM32 216H33V218L34 217H36V219L38 220H36V221H34L35 220V218H34V220H33V218H32ZM41 217V219L43 220V219H45V220H40V217ZM46 216H49L47 219L49 220H47L46 219ZM55 216V217H54ZM71 216V217H70ZM104 216V217H103ZM112 216V217H111ZM153 216H154V218H153ZM172 216H173V218H172ZM180 216V217H179ZM189 216L191 217V218H189ZM217 216V217H216ZM236 216V217H235ZM242 216V217H241ZM261 216V215H260ZM259 216V217H260ZM262 216H261V218H262ZM17 217V216H16ZM30 217H31V221H29L30 220ZM55 218V220H53L54 218ZM62 217H65V219L64 218H62ZM72 217H74V218H72ZM145 217H147L146 219H145ZM148 217H149V219H148ZM161 217H163L162 219H161ZM218 217H220V218H218ZM244 217V218H243ZM246 217V218H245ZM258 217V218H259ZM13 218V219H14ZM39 218V219H38ZM53 218V219H52ZM58 218H59V221H61L60 223H59V221H57L56 222V220H58ZM67 218V219H66ZM72 218V219H71ZM83 218H84V220H83ZM88 218V219H87ZM102 218V219H101ZM105 218V219H104ZM113 218V219H112ZM152 220H151V219ZM166 218V219H165ZM170 219V220H167V219ZM175 218V219H174ZM196 218V219H195ZM226 218V219H225ZM260 218V219H261ZM7 219V220H8ZM73 219H74V223L76 222V225L78 226L79 225V229H77V226L75 227V225L74 226H71V225H73V224H71L72 222H73ZM95 219V220H94ZM108 219H110V220H112V222L109 220V222L107 221ZM134 219V221H131V220H133ZM140 219V220H139ZM142 219V220H141ZM154 219H157V220H160V221H158L157 222V224H155V225H153L154 223H156L155 221H157V220H154ZM182 219H184V220H182ZM189 219V220H188ZM217 219V220H216ZM220 219V220H219ZM231 219H232V221L233 222H230L231 221ZM243 219V220H242ZM22 220V222H20ZM67 221V222H65V221ZM72 220V221H71ZM81 220H83L84 221V223H83V221H81ZM88 220V221H87ZM100 220H101V222H100ZM103 220V221H102ZM136 220V221H135ZM149 220H151L152 221V223H148V222H151V221H149ZM154 220V221H153ZM186 220H187V222L188 221H190V223L188 222V223H186ZM195 220V221H194ZM197 220V221H196ZM229 220V221H228ZM239 220H241V221H239ZM41 221H42V224H40L41 226H39V224L38 223H41ZM52 221H53V223H52ZM65 223H64V222ZM79 221V223H77ZM85 221H86V223H85ZM98 221V222H97ZM138 221V222H137ZM140 221V222H139ZM148 221V222H147ZM184 221V222H183ZM192 221H194V222H192ZM200 221H201V225H200V229H198V227H199V223H200ZM25 224H24V223ZM37 222V225L35 224V223ZM46 222H49V223H51V224H60V226L59 225H57V226H59V227H57L56 225V230H57V232H55L54 231V229H53V231H52V229L51 230H49L50 228H52L54 225H49L48 226V223H46ZM56 222V223H55ZM68 222H70L69 224L70 225H68ZM80 222H82V224H80ZM94 222H95V227H94ZM131 222V223H130ZM16 223V224H15ZM22 223V224H21ZM34 225H33V224ZM93 223V224H92ZM103 223H104V225H105V228L103 227V229H101V228H99V225H100V227L101 226H104L103 225ZM113 223V224H112ZM133 223V224H132ZM136 223V224H135ZM161 223V224H160ZM181 223L183 224V225H181ZM194 223V224H193ZM224 223V224H223ZM226 223V224H225ZM17 224H19V227H18V225ZM24 224V225H23ZM47 224V225H46ZM64 224V225H63ZM67 224V225H66ZM85 224V225H84ZM90 224H92V225H90ZM97 224V225H96ZM99 224V225H98ZM102 224V225H101ZM121 224H123L122 226L125 228V230H124V228H122V226H121ZM130 224V225H129ZM152 224V225H151ZM166 224V225H165ZM169 224V225H168ZM178 224H180V225H178ZM185 224V225H184ZM235 224H237V225H235ZM243 224H244V226H243ZM8 225H10V227L8 226ZM12 225H14L15 226V228H14V226L12 227ZM22 226V229L20 230V229H17V228H21V226ZM27 225V226H26ZM32 225V226H31ZM44 225L46 226V227H44ZM88 225H90V226H92V228L91 227H88ZM133 225V226H132ZM174 225V226H173ZM176 225V226H175ZM209 225V226H208ZM223 225V226H222ZM228 225L230 226V230H229V228H228ZM2 226V227H1ZM17 226V227H16ZM25 228H24V227ZM30 226H31V228H30ZM39 227V228H45L44 229V231H43V233H42V235H41V233L39 232L41 229H39L36 233H35V230L36 229H34V228H36V227ZM55 226L53 227V228H55ZM67 226H69V227H72L70 230L69 229H67L68 227ZM82 226V227H81ZM109 226H110V228H109ZM131 226V227H130ZM135 226V227H134ZM180 228H179V227ZM183 226V227H182ZM195 226V227H194ZM201 226H202V230H201ZM233 226H234V229H233ZM235 226H236V228H235ZM3 227H5V229L3 230ZM64 227V228H63ZM67 227V228H66ZM88 227V228H87ZM156 227V228H155ZM161 227H162V230H161ZM169 227H171V229L169 228ZM173 227V228H172ZM192 229H191V228ZM193 227H194V229H193ZM216 227V228H215ZM222 227H223V229H222ZM239 227H240V229H239ZM2 228V229H1ZM11 228V229H10ZM14 230H13V229ZM59 228V229H58ZM63 228V229H62ZM67 230H66V229ZM118 228V229H117ZM127 228V229H126ZM140 228V229H139ZM165 228V229H164ZM167 228V229H166ZM185 230H184V229ZM191 230V232H190V230ZM218 228H220L219 230H218ZM30 229V231H28ZM34 229V230H33ZM38 229V228H37ZM48 229V230H47ZM74 229V230H73ZM87 229V231H85ZM89 229L92 231H90V233H91V235H90V233L88 232L89 231ZM94 229L96 230V232L94 231ZM110 229V230H109ZM137 229H139V231L137 230ZM168 229H169V231H168ZM198 229V230H197ZM212 229V230H211ZM222 229V230H221ZM17 230H18V232L20 233V237L22 236V235H24L25 234V232H28V234H26V235H28L27 237H26V235H24V237H25V239L24 238H20V237H18L19 236V233L17 232ZM22 230H23V232H24V234H23V232H22ZM27 230V231H26ZM43 230V229H42ZM46 230H47V232H46ZM60 230H61V232H60ZM70 232H69V231ZM118 230V232L116 233V231ZM157 230H158V232H157ZM185 231V234H182V232L184 233V231ZM195 230H196V232H195ZM215 230V231H214ZM227 230V231H226ZM33 231V234H30L31 232ZM48 231H49V233H48ZM66 231H68V233H73L74 231V233L71 235V234H68ZM80 231H82V233L80 232ZM101 231V232H100ZM102 231H103V233H102ZM124 231V232H123ZM128 231H129V233H128ZM132 233H131V232ZM167 231V232H166ZM198 231V232H197ZM207 231H208V234H207ZM213 231V232H212ZM222 231V232H221ZM227 233H225V232ZM4 232V235L2 234ZM12 232V233H11ZM83 232H85L84 233V235H81V234H83ZM87 232L89 233V235L90 236H92L91 238L89 237V235L87 234ZM97 232H99L98 234H97ZM122 232L125 234H122ZM138 232V233H137ZM168 232H169V238L167 239L166 237H167V235L166 234H168ZM202 232V233H201ZM5 233H7V234H5ZM13 233H15V235L13 234ZM22 233V234H21ZM45 233L47 234V238H46V235H45ZM55 233H57V235L55 234ZM67 233V234H66ZM77 235H76V234ZM105 233V234H104ZM109 233V234H108ZM131 233V234H130ZM164 233H166V234H164ZM190 234L189 235V237H188V234ZM195 233V234H194ZM215 234V238H214V235L213 234ZM37 236L36 238L35 237H30V236H35V235ZM38 234H40V236L38 237ZM53 234V235H52ZM57 236H55V235ZM60 234V235H59ZM62 234H64V235H62ZM66 234V235H65ZM79 234V235H78ZM87 234V236L89 237V239L87 238V236L85 237V235ZM115 234H116V236H115ZM212 234V235H211ZM218 234V235H217ZM223 234H224V236H223ZM263 234V235H262ZM3 235V236H2ZM45 237H44V236ZM75 235V236H74ZM104 235V236H103ZM107 235V236H106ZM111 235V236H110ZM122 235V236H121ZM128 235H131V236H129L128 237ZM136 235H138L137 237H136ZM160 237H159V236ZM163 235H164V237H163ZM165 235H166V237H165ZM183 235H185L184 237H183ZM186 235H187V237H186ZM192 235H193V238L192 239H194L196 242H194V240H192L191 239V237H192ZM225 235H227L226 237H225ZM6 236H7V238H6ZM11 236V237H10ZM44 237L45 238V240H44V238H42L41 239V237ZM60 236V237H59ZM68 236V237H67ZM72 236V237H71ZM76 236H78V239L79 240H77V242L75 241L76 239H73V237H76ZM81 236V237H80ZM82 236L85 238V240L87 239V241L89 240V243L91 244H88V242H87V244L85 243V241H84V238H82ZM94 236H96V237H94ZM102 236H103V239H102ZM108 236H110V237H108ZM118 236H119V238H120V236H121V238L120 239H118ZM126 236L128 237V238H126ZM191 236V237H190ZM212 236V237H211ZM229 236L231 237V238H229ZM5 237V238H4ZM11 239H10V238ZM23 237V236H22ZM55 238V240H54V238ZM58 237H59V239H58ZM116 237V238H115ZM125 237V238H124ZM159 239H158V238ZM202 237V238H201ZM219 237V238H218ZM16 239H18V240H16V243H15V240ZM28 238H31V239H29V240H27ZM33 238V239H32ZM38 238H39V243L38 244H36L38 241ZM64 238V239H63ZM77 238V237H76ZM106 238V239H105ZM115 238V239H114ZM122 238H123V240H122ZM184 238H186V240L184 239ZM189 238V239H188ZM209 238L211 239V240H209ZM218 238V239H217ZM224 238H226V239H224ZM234 240H233V239ZM2 239V240H1ZM5 239H6V241H5ZM20 239H22V240H20ZM40 239H41V241H40ZM51 239H53L51 242L54 244H52V246H51V242H49ZM63 239V240H62ZM92 239V240H91ZM102 239V240H101ZM119 240V242H118V240ZM125 239H127L126 241H124ZM157 239V240H156ZM166 241H165V240ZM191 239V240H190ZM197 239V240H196ZM198 239H199V241H198ZM204 239H207V240H204ZM4 240V241H3ZM7 240H9V242L8 243H5V242H7ZM20 240V241H19ZM25 240H27V241H25ZM35 242H34V241ZM58 240V241H57ZM62 240V241H61ZM66 242H65V241ZM72 240V241H71ZM94 240V241H93ZM113 240V241H112ZM214 240H217V241H215L214 242ZM219 240H221V241H219ZM224 240V241H223ZM17 241H19L18 243H19V245H20V243H21V241H22V243L24 244H22V245H18V243H17ZM44 241V242H43ZM64 241V242H63ZM72 242L71 244L69 243V242ZM74 241V242H73ZM79 241V242H78ZM83 243H81V242ZM96 241V242H95ZM121 241H124L123 243L121 242ZM129 241V242H128ZM156 241H157V243H156ZM163 242L164 244H165V246H162L163 245V243H160V242ZM183 241V242H182ZM186 241H188V242H186ZM203 241V242H202ZM262 241V242H261ZM13 243V244H11V243ZM27 242V243H26ZM30 242H32V243H35V244H32V243H30ZM58 244V245H55L56 243ZM107 242V243H106ZM158 242H159V244H158ZM182 242V243H181ZM192 242V243H191ZM223 242V243H222ZM236 242H238L237 243V245H235V243ZM28 243H30L31 245V247L28 245ZM40 243L42 244V245H40ZM46 243V244H45ZM50 243V244H49ZM64 243V244H63ZM67 243V244H66ZM72 245V244H76L75 245V247H74V245H72V247L69 245ZM81 245H80V244ZM121 244V246L119 245V244ZM125 243V244H124ZM187 243V244H186ZM197 243V244H196ZM212 243V244H211ZM6 244H8L7 246H6ZM9 244H11V245H9ZM49 246H48V245ZM79 244V245H78ZM103 244H105V245H103ZM119 246H118V245ZM156 246H155V245ZM170 247L169 249V251L167 252V250H168V246ZM185 244V247L183 246ZM192 244H194L193 246H191ZM204 244V246H202ZM218 244V245H217ZM17 245V247H15ZM26 245L28 246L27 248H28V251L30 250V249H32V253H30V251L27 253V249H26ZM37 245V246H36ZM38 245H40V246H43V248L45 249H43L44 251H45V254L47 255V257H46V255L45 256H43V253H44V251L42 252L41 251V254H40V251L38 252V250H41V249H39V248H41L40 246H38ZM60 245V246H59ZM83 245H87L86 246V248H91L90 249V251H88L89 249H85V246H83ZM123 245V246H122ZM154 245V246H153ZM187 245V246H186ZM198 246V248H197V246ZM217 245V246H216ZM4 246H6L5 247V249H3L4 248ZM47 246V247H46ZM51 246V247H50ZM63 246V247H62ZM68 246H70L69 248H67ZM77 246H80V247H77ZM91 246V247H90ZM102 246H104V247H102ZM108 247V249H107V247ZM115 246H118V247H116V248H118V249H116L115 248ZM126 246H128V248H126V250H125V247ZM129 246H131V247H129ZM180 246H183V247H180ZM202 246V247H201ZM215 246V247H214ZM24 247H25V249H24ZM33 247H35V248H33ZM39 247V248H38ZM49 247V248H48ZM62 247V249H60ZM66 247V248H65ZM84 247V248H83ZM106 247V248H105ZM114 247V248H113ZM136 247V249L138 250L137 252H135L136 251V249L134 250V248ZM154 247H155V249H154ZM186 247H188V250H187V248ZM189 247H190V249H189ZM192 247V248H191ZM196 247V248H195ZM222 247H224V249L222 248ZM12 248H15L14 250H11ZM17 248H18V250H17ZM30 248V249H29ZM46 248H47V250H46ZM52 248V249H51ZM64 248V249H63ZM82 248H83V251H82ZM94 248V249H93ZM144 250V248H145V252H143L142 251V249ZM160 248H162V249H160ZM186 248V249H185ZM193 248H194V250L196 251L197 250V252H195L194 250H193ZM237 248V249H236ZM25 250L26 252L24 253V251H22V250ZM36 249V250H35ZM54 249V251H53V254L55 255H53L52 254V250ZM60 249V250H59ZM71 250V254H70V251L69 250ZM75 249H76V253H75ZM77 249H79V251H81L82 253H84V251H85V254H83V255H81V254H79L80 252L77 250ZM85 249V250H84ZM171 249H172V251H171ZM56 250V251H55ZM64 250V252H62ZM66 250H68V251H66ZM86 250H87V252H86ZM94 250H95V252H94ZM113 250V251H112ZM115 250V251H114ZM125 252H124V251ZM155 250V251H154ZM157 250L159 251V253L157 252ZM174 250H176V251H174ZM200 250H202L201 252H202V254H201V252H200ZM263 250V251H262ZM16 252L15 254L14 253H11V252ZM18 251H19V253L21 254H19L18 253ZM60 252V254H61V252H62V257L60 256V254H59V252ZM73 251V252H72ZM117 251V252H116ZM123 252V253H121V252ZM140 251L142 252V253H140ZM200 252V254H201V256H200V254H199V252ZM221 251V253H223V255L220 253V255L218 254L219 252ZM237 251V252H236ZM4 252V253H3ZM65 252H66V254H65ZM70 254V256L75 260V262H72V261H74V260H72L71 262H70V260L69 259H71V258H69L70 256H69V254ZM79 252V253H78ZM94 252V253H93ZM112 253V255H111V253ZM114 252H115V254H114ZM133 252V253H132ZM169 252H170V254H169ZM173 252V253H172ZM181 252V253H180ZM2 253V254H1ZM8 253L12 256V257H10V259L12 260H10L9 259V255H8ZM29 253H30V255H29ZM33 253H35V255L33 254ZM51 253V254H50ZM90 253H93V254H91L90 255ZM119 253H121L120 255H119ZM128 253L130 254L129 256H130V258H129V256H128ZM138 253H140V254H138ZM143 253L144 254H146L147 255V253H148V256H146L145 255V257H144V255H143ZM227 255H226V254ZM17 254H19V256L17 255ZM23 254V255H22ZM32 254H33V257L35 256L36 257V259L35 258H30V256L32 257ZM40 254V255H39ZM116 255L115 257L120 261V262H122V261H124V262H122V263H120V262H118V260H116L115 258H113V256L114 255ZM124 254V255H123ZM151 254V255H150ZM155 254V255H154ZM177 254H179V256L177 255ZM193 254H196V255H194L195 257L193 258ZM236 256H235V255ZM8 255V256H7ZM14 255H16V256H14ZM39 255V258H40V260H41V258H42V260L40 261L39 260V258L37 257ZM51 255V256H50ZM67 257H66V256ZM76 255V256H75ZM79 255V256H78ZM81 255V256H80ZM111 255V256H110ZM136 255V256H135ZM154 255V256H153ZM174 255V256H173ZM221 255H222V257H221ZM5 256L8 258V260H9V262H7L8 260L5 258ZM42 256V257H41ZM75 256V257H74ZM85 258H84V257ZM91 256V257H90ZM120 256H121V258H120ZM124 256V257H123ZM132 256V257H131ZM152 256V257H151ZM173 256V257H172ZM219 256V257H218ZM17 257H19V258H17ZM25 257V256H24ZM23 257V258H24ZM43 257H45L44 259H43ZM49 257H51L52 259H50ZM57 257H59V258H57ZM65 257V261H64V259H63V261L61 260L62 258H64ZM133 257H135V259L133 258ZM149 257V260H147V258ZM151 257V258H150ZM170 257V258H169ZM175 257V258H174ZM218 257V258H217ZM16 258V259H15ZM22 258V260L21 261H24V259ZM46 258H47V260H46ZM49 258V259H48ZM59 259V260H57V259ZM67 258H69L68 260H67ZM76 258V259H75ZM80 259V258H82V259H80V260H78V259ZM90 258V259H89ZM112 259V263H111V259ZM126 258V259H125ZM129 258V259H128ZM133 258V259H132ZM137 258V259H136ZM145 258V261L146 262H144V259ZM174 258V259H173ZM189 258H193L192 260H191V262H189L190 260H189ZM219 258H221V259H219ZM234 258V259H233ZM14 259V260H13ZM57 261H56V260ZM124 259V260H123ZM142 259V260H141ZM217 259H219V260H217ZM228 259V260H227ZM18 260H16V263L15 264H17V262H19ZM28 260V261H27ZM31 260V261H30ZM40 262H39V261ZM52 262V263H50V261ZM77 260V261H76ZM83 260V261H82ZM85 260V261H84ZM131 260V261H130ZM140 262H139V261ZM151 260V261H150ZM153 260V261H152ZM222 261V263H221V261ZM262 260H263V263H262ZM30 261V262H29ZM37 261H38V263H37ZM114 261V262H113ZM116 261H117V263H116ZM133 261V262H132ZM6 262V263H5ZM57 262V263H56ZM59 262V263H58ZM85 262V263H84ZM142 262V263H141ZM151 262V263H150ZM158 262V263H157ZM175 262V263H174ZM21 263V262H20ZM19 263V264H20ZM23 263V262H22ZM21 263V264H22ZM87 263H88V261H87ZM169 263V264H170ZM43 264V263H42Z\"/></svg>",
	"mask_w": 264,
	"mask_h": 264
},
{
	"label": "bare ground",
	"instance_id": "6f19581e",
	"mask_svg": "<svg viewBox=\"0 0 264 264\" xmlns=\"http://www.w3.org/2000/svg\"><path fill=\"white\" fill-rule=\"evenodd\" d=\"M2 1H3V0H2ZM15 1H16V0H14V2H15ZM17 1H18V0H17ZM39 1H41V0H38V2H39ZM47 1H48V0H47ZM50 1H52V3H53V1L56 2V0H50ZM63 1H64V0H63ZM67 1H68V0H67ZM73 1H74V0H73ZM73 1L71 0L72 3H73ZM82 1L84 2V0H82ZM111 1H113V0H111ZM119 1H120V0H119ZM122 1H123V0H122ZM133 1H134V0H133ZM133 1H132V2H133ZM149 1H150V0H149ZM153 1H154V0H152V2H150V4L155 3V2H153ZM163 1H164V0H163ZM221 1H222V0H221ZM223 1H224V0H223ZM227 1H230V0H227ZM232 1H234V0H232ZM6 2H7V1H6ZM28 2L31 3V1H28ZM28 2H27V3H28ZM80 2H81V1H80ZM86 2H87V1H86ZM86 2H85V5H86ZM97 2H98V1H97ZM164 2H166V1H164ZM170 2L172 3V1H170ZM173 2H174V1H173ZM187 2H188V1H187ZM190 2L192 3L191 0H190ZM204 2H205V1H204ZM212 2H213V1H212ZM212 2H211V3H212ZM214 2H215V0H214ZM230 2H231V1H230ZM237 2H238V0H237ZM12 3H13V2H12ZM20 3H21V1H20ZM27 3H26V4H27ZM34 3H35V2H34ZM59 3H60V2H59ZM81 3H82V2H81ZM119 3H120V2H119ZM119 3H118V4H119ZM137 3H138V2H137ZM156 3H159V2L156 1ZM156 3H155V4H156ZM171 3H169V4H170L169 7L171 6ZM176 3H178V2H176ZM179 3H180V2H179ZM188 3H189V2H188ZM188 3H187V4H188ZM198 3H199V2H198ZM201 3H202V2H201ZM211 3H210V4H211ZM219 3H220V2H219ZM227 3H228V2H227ZM0 4H1V2H0ZM4 4H5V3H4ZM4 4H3L2 6H4ZM26 4H24V5L26 6ZM32 4H33V2H32ZM32 4H31V5H32ZM57 4H58V3H57ZM60 4H61V3H60ZM66 4H67V2H66ZM66 4H65V5H66ZM70 4H71V3H70ZM93 4H94V3H93ZM104 4H105V2H104ZM113 4H114V3H113ZM115 4H116V3H115ZM131 4H133V3H131ZM150 4H149V8H150ZM163 4H164V3H163ZM163 4H162V5H163ZM173 4H175V3H173ZM182 4H183V3H182ZM192 4H193V3H192ZM195 4H196V2H195ZM199 4H200V3H199ZM202 4H203V3H202ZM215 4H216V2H215ZM225 4H226V3H225ZM225 4H224V2H223V6H224ZM5 5L7 6V4H5ZM9 5H10V4H9ZM29 5H30V4H29ZM38 5H39V3H38ZM52 5H53V4H52ZM67 5H68V4H67ZM76 5H77V4H76ZM82 5H83V4H82ZM87 5H88V4H87ZM87 5H86V6H87ZM90 5H92V4H90ZM90 5H89V7H90ZM101 5H102V3H101ZM101 5H100V6H101ZM120 5H122V3H121ZM147 5H148V2H147ZM162 5H160V6L162 7ZM178 5H179V4H178ZM211 5H212V4H211ZM213 5H214V4H213ZM213 5H212V7L214 8L215 5H214V6H213ZM6 6H5V8H6ZM12 6H13V5L11 4L10 9L12 8ZM16 6H17V5H16ZM32 6H33V5H32ZM43 6H44V5H43ZM43 6H42V7H43ZM59 6L61 7V5H59ZM95 6H96V4H95ZM104 6H106V4H105ZM104 6H103V7H104ZM125 6H126V5H125ZM157 6H158V5L154 6L153 8H155V7H157ZM160 6H158V8H159ZM172 6H173V5H172ZM190 6H191V5H190ZM194 6H196V5H194ZM194 6H192V8L190 7L189 9L192 10ZM218 6H219V5H218ZM13 7H14V6H13ZM30 7H31V6H30ZM44 7H45V6H44ZM75 7H76V6H75ZM109 7H110V6L106 7V10H107V8H109ZM115 7H117V4H116ZM115 7L113 6V7H112V10H113V8H115ZM127 7H128V6H127ZM132 7H133V5H132ZM169 7H168V8H169ZM179 7H180V6H179ZM181 7H182V6H181ZM181 7H180V8H181ZM186 7H187V6H186ZM202 7H203V6H202ZM202 7H201V6H200V7L198 6V8L200 9V11H202V10H201ZM206 7H207V6H206ZM212 7H211V8H212ZM231 7H232V3H231ZM20 8H22V7H20ZM25 8H26V7H25ZM51 8H52V7H51ZM57 8H58V7H57ZM82 8H83V7H82ZM110 8H111V7H110ZM142 8H144V7L142 6ZM142 8L140 9V8L138 7V10L140 9L141 11H139V12H142V14H143V13L145 14L146 9L144 8L145 11H143ZM153 8H151V9H153ZM158 8H157V9H158ZM171 8H172V7H171ZM180 8H179L178 10H180ZM195 8H196V7H195ZM203 8H204V7H203ZM213 8H212V9H213ZM225 8H228V7H225ZM232 8H233V7H232ZM232 8H230V10H231ZM12 9H14V8H12ZM12 9H11V11H12ZM28 9H29V8H28ZM39 9H41V8H39ZM69 9H70V8H69ZM102 9H103V8H102ZM125 9H126V8H125ZM130 9H132V8H130ZM130 9H129V10H130ZM155 9H156V8H155ZM160 9H161V8H160ZM176 9H177V7H176ZM183 9H184L183 12L185 13V8H184V6H183ZM199 9L196 10V11H199ZM206 9H207V8H206ZM19 10H20V9H19ZM33 10H34V8L32 7V10H30V12L33 11ZM57 10H58V9H57ZM67 10H68V9H67ZM76 10H79V8H77ZM94 10H95V8H94ZM103 10H104V9H103ZM106 10H105V14H106ZM108 10H109V9H108ZM117 10H119V9H117ZM126 10H127V9H126ZM148 10L150 11L149 13H151V10H150V9H148ZM178 10H177V11H178ZM181 10H182V9H181ZM214 10H215V9H214ZM216 10H218V8H217ZM219 10H220V8H219ZM238 10H240V9H238ZM5 11H6V9H5ZM22 11L24 12L25 10H22ZM115 11H116V10H115ZM130 11H131V10H130ZM167 11H168V9H167ZM170 11H173V10L170 9ZM170 11H169V12H170ZM174 11H175V9H174ZM174 11H173V12H174ZM186 11H187V9H186ZM193 11H195V10H193ZM222 11H224V10H222ZM225 11H226V10H225ZM232 11H233V10H232ZM235 11H236V10H235ZM235 11H234V12H235ZM19 12H20V11H19ZM35 12H36V9H35ZM35 12H34L33 14H35ZM46 12H47V11H46ZM59 12H60V10H59ZM74 12H76V11H74ZM78 12H80V11H78ZM81 12H82V10H81ZM85 12H86L85 14H87V11H85ZM121 12H122V11H121ZM124 12H126V11L124 10L123 13H124ZM162 12H164V11L161 10L160 13H162ZM175 12H176V11H175ZM181 12H182V11H181ZM202 12L204 13V11H202ZM211 12H212V11H211ZM211 12H210V13H211ZM6 13H7V12H6ZM16 13H17V12H16ZM36 13H37V12H36ZM67 13H68V11H67ZM71 13H72V12H71ZM91 13H92V12H91ZM110 13H112V12H110ZM113 13H114V12H113ZM117 13H119V11H118ZM127 13H128V12H126V14H127ZM130 13H132V12H130ZM135 13H137V11H135ZM135 13H134V16L137 15V14H135ZM153 13H154V11H153ZM158 13H159V11H158ZM158 13H157V14H158ZM160 13H159V14H160ZM190 13H191V12H190ZM195 13H197V12H195ZM200 13H201V12H200ZM203 13H202V14H203ZM4 14H5V13H4ZM8 14H9V13H8ZM23 14L25 15V12H24ZM42 14H44V13H42ZM85 14H84V15H85ZM107 14H108V13H107ZM114 14H115V13H114ZM121 14H122V13H121ZM139 14L141 15V13H138V15H139ZM147 14H148V13H147ZM157 14H155V15L157 16ZM172 14H175V15H172ZM172 14H171V12H170V15H171V16H177L176 13H172ZM179 14H180V13H179ZM188 14H189V13H188ZM202 14H200V18H201V15H202ZM212 14H214V12H213ZM229 14H230V13H229ZM235 14H236V13H235ZM255 14H256V13H255ZM255 14H254V15H255ZM1 15H2V14H1ZM21 15H22V14H21ZM30 15H31V14H30ZM38 15H39V14H38ZM70 15H72V14H70ZM74 15H75V14H74ZM81 15H82V13H81ZM98 15H100V13H99ZM130 15H131V14H130ZM130 15H129V16H130ZM168 15H169V14H168ZM191 15H192V18H193V19L190 20V21H192V24H193V20L195 19V17L197 16V14L195 15V17H193V14H191ZM198 15H199V14H198ZM205 15H206V14H205ZM215 15L217 16V14H215ZM220 15H221V14H220ZM230 15H231V14H230ZM230 15L228 16L227 13L225 14V16H228V17H230ZM246 15H247V14H246ZM4 16H5V15H4ZM7 16H8V15H7ZM17 16H18V15H17ZM17 16H16V17H17ZM33 16H34V15H33ZM35 16H36V15H35ZM40 16H41V15H40ZM76 16H77V15H76ZM76 16H75V18H76ZM96 16H97V15H96ZM101 16H102V15H101ZM104 16H105V15H104ZM108 16H109V15H108ZM110 16H111V15H110ZM120 16H121V15H120ZM129 16H128V17H129ZM144 16H145V15H144ZM156 16H155V17H156ZM163 16H165V14H163ZM179 16H180V15H179ZM182 16H183V13H182ZM184 16H185V15H184ZM213 16H214V15H213ZM213 16H212V17H213ZM255 16H256V15H255ZM5 17H6V16H5ZM5 17H4V18H5ZM12 17H13V16H12ZM81 17H82V16H81ZM81 17H80L79 19H81ZM88 17L90 18V16H88ZM136 17H139V16H136ZM155 17H154V18H155ZM158 17H159V16H158ZM161 17H162V16H160V18H161ZM185 17H187V16H185ZM203 17H204V16H203ZM217 17H219V16H217ZM217 17H216V18H217ZM221 17H222V15L220 16V20L218 21V23H219L220 21H222V18H223L224 16H223L222 18H221ZM233 17H234V15H233ZM242 17H244V19H246V18H245L246 16H242ZM253 17H254V16H253ZM2 18H3V16H2ZM7 18H10V17H7ZM7 18H6V19H7ZM33 18H34V17H33ZM40 18H41V17H40ZM42 18H43V16H42ZM42 18H41V19H42ZM73 18H74V17H73ZM85 18H86V17H85ZM85 18L83 17L82 19L84 20ZM93 18H94V15H93ZM93 18L91 19V21H93ZM111 18H112V17H111ZM115 18H116V17H115ZM115 18H114V19H115ZM130 18H131V17H130ZM142 18H143V17H141V20H143ZM160 18H159V19H160ZM166 18H167V15H166ZM166 18H165V19H166ZM169 18H170V16H169ZM198 18H199V17H198ZM200 18H199V19H200ZM205 18H206V17H205ZM225 18H227V17H225ZM225 18H224V19H225ZM261 18H262V16H261ZM17 19H18V18H17ZM43 19H44V18H43ZM47 19H48V17H47ZM47 19H45L44 21H46ZM66 19H68V17H67ZM66 19L64 20L65 22H66ZM77 19H78V16H77ZM118 19L121 20V18H119V17H118ZM144 19L147 21V18H144ZM159 19H158V20H159ZM170 19H171V18H170ZM170 19H169V20H170ZM202 19H203V18H202ZM208 19H209V16H208ZM224 19H223V20H224ZM231 19H232V18H231ZM238 19H239V18H238ZM244 19H242V23H243V20H244ZM247 19H248V18H247ZM247 19H246V20H247ZM253 19H254V18H253ZM256 19H258V17H257ZM2 20H3V19H2ZM31 20H32V19H31ZM68 20H69V19H68ZM71 20H72V19H71ZM83 20H82V21H83ZM89 20H90V19H89ZM103 20H106V19H103ZM108 20H109V19H108ZM125 20H126V19H125ZM149 20H150V19H149ZM161 20H162V19H161ZM212 20H213V19H212ZM216 20H217V19H215L214 21H216ZM246 20H245V22H246ZM7 21H8V20H7ZM29 21H30V20H29ZM41 21H42V20H41ZM61 21H62V20H61ZM61 21H60V22H61ZM74 21H75V20H74ZM78 21H79V20H78ZM97 21H98V20H96V22H97ZM114 21H115V20H114ZM121 21H123V19H122ZM176 21H177V19H176ZM194 21H196V20H194ZM206 21L209 22L208 20H206ZM251 21L253 22V20H251ZM251 21H250V22H251ZM20 22H21V20H20ZM20 22H19V23H20ZM39 22H40V19H39ZM39 22H38V23H39ZM68 22H70V21H68ZM103 22L105 23V21H103ZM103 22L101 23L102 25H103ZM108 22H109V21H108ZM112 22H113V21H112ZM136 22L139 23L140 20H139V21L137 20ZM147 22H148V21H147ZM150 22H151V21H150ZM153 22H155V20H154ZM162 22H164V21H162ZM186 22H187V19H186ZM222 22H223V21H222ZM222 22H221V23H222ZM245 22H244V24H245ZM261 22H262V21H261ZM19 23H18V26H19ZM26 23H27V22H26ZM29 23H31V22H29ZM29 23H28V24H29ZM82 23H83V22H82ZM92 23H93V22H92ZM109 23H110V22H109ZM129 23H130V21H128V25H130ZM134 23H135V22H133V23H131V24L133 25ZM141 23H143V21H142ZM158 23L160 24V21H159ZM169 23H170V22L168 21L167 24L169 25ZM195 23H196V22H195ZM197 23H198V22H197ZM205 23H206V22H205ZM215 23H217V22H215ZM215 23H214V24H215ZM218 23H217V24H218ZM1 24H2V23H1ZM1 24H0V25H1ZM21 24H22V22H21ZM24 24H25V23H24ZM28 24H27V26H28ZM31 24H32V23H31ZM46 24H48V22H47ZM51 24H53L52 21H51ZM51 24H50V25H51ZM70 24H71V23H70ZM73 24H74V23H73ZM90 24H91V23H90ZM90 24H89V25H90ZM101 24H100V25H101ZM106 24H107V20H106ZM111 24H112V23H110V25H111ZM123 24H124V23H123ZM155 24H156V23H155ZM164 24H166V23H164ZM167 24H166V25H167ZM177 24H178V23H177ZM180 24H181V23H180ZM186 24H188V23H185V25H186ZM192 24H190V25H192ZM199 24H200V23H199ZM211 24H212V23H211ZM217 24H216V26H217ZM239 24H241V23H239ZM2 25H3V24H2ZM25 25H26V24H25ZM38 25H39V24H38ZM43 25H44V24H43ZM54 25H55V24H54ZM71 25H72V24H71ZM71 25L69 26L70 28H71ZM76 25H77V24H76ZM76 25H74V26H76ZM78 25L80 26V23H79ZM87 25H88V24H87ZM87 25H86V26H87ZM98 25H99V24H98ZM100 25H99V26H100ZM104 25H105V24H104ZM104 25H103V26H104ZM110 25H109V26H110ZM112 25H113V24H112ZM153 25H154V24H153ZM168 25H167V26H168ZM173 25H175V24H173ZM190 25H189V26H190ZM201 25H202V23H201ZM201 25H200V26H201ZM204 25H206L205 27H207V24H204ZM261 25H262V24H261ZM34 26H35V25H34ZM59 26H60V25H59ZM62 26H63V25H62ZM72 26H73V25H72ZM84 26H85V24H84ZM86 26H85V27H86ZM106 26H108V25H106ZM114 26H117V25H114ZM135 26H136V25H135ZM135 26H133V27H135ZM143 26H144V24H143ZM143 26H142V28H143ZM146 26H148V25H146ZM149 26L151 27V25H149ZM149 26H148V27H149ZM154 26H155V25H154ZM157 26H158V24H157ZM163 26H164V25H163ZM167 26L164 27V28L166 29V31L168 30V29H167V28H168ZM178 26H180V25H178ZM216 26H215L216 30H214V31H216V32L221 31V30H219V26H217L218 29H217ZM240 26H241V25H240ZM53 27H54V26H53ZM66 27H67V26H66ZM125 27H126V26H125ZM127 27H128V26H127ZM133 27H132V29H129V30H130V31H131V30L134 31V28H133ZM136 27H137V26H136ZM136 27H135V29H136ZM173 27H174V26H173ZM205 27H204V28H205ZM226 27H227V26H226ZM237 27H238V25H237ZM2 28H3V27H2ZM8 28H9V27H8ZM18 28H19V27H18ZM20 28H21V25H20ZM20 28H19V29H20ZM23 28H24V27H23ZM35 28H37V27L35 26ZM42 28H43V27H42ZM55 28H57V25L55 26ZM58 28H59V27H58ZM72 28H73V27H72ZM75 28H76V27H75ZM79 28H80V27H79ZM95 28H97V27L95 26ZM111 28H112V26H111ZM145 28H146V27H145ZM151 28H152V27H151ZM159 28H160V26H159ZM180 28H181V27H180ZM184 28H187V27L185 26ZM190 28H191V27H190ZM190 28H189V29H190ZM202 28H203V27H202ZM3 29H4V28H3ZM3 29H2V30H3ZM6 29H7V28H6ZM6 29H5V30H6ZM10 29H11V28H10ZM19 29H17L18 32H19ZM43 29H44V28H43ZM43 29H42V30H43ZM61 29H62V28H61ZM63 29H64V28H63ZM66 29H67V28H66ZM92 29H93V28H92ZM107 29H108V28H107ZM114 29L117 30L118 28H115V27H114ZM165 29H164V30H165ZM169 29H170V28H169ZM5 30L3 31L4 34H5ZM37 30H41V29H38V28H37ZM67 30H68V29H67ZM73 30H74V29H73ZM82 30H83V32H85V31H84V28H83ZM96 30H97V29H96ZM96 30H95V31H96ZM129 30H128V31H129ZM139 30H140V28H139ZM139 30H137V31L139 32ZM146 30L148 31V28H147ZM156 30H157V29H156ZM160 30H161V29H160ZM179 30H180V29H179ZM179 30H178V32H179ZM191 30H192V29H191ZM193 30H194V28H193ZM203 30H204V29H202V32H203ZM205 30H206L207 33H208L209 30H207L206 28H205ZM217 30H218V31H217ZM237 30H238V29H237ZM10 31H11V30H10ZM12 31H13V30H12ZM12 31H11V32H12ZM28 31H29V30H28ZM28 31H27V32H28ZM31 31H33V30H31ZM31 31H29V32L31 33ZM45 31H46V30L42 31V33H43L42 35H43V36H45V35H44V32H45ZM64 31H66V30L64 29ZM64 31H63V33H64ZM77 31H78V30H77ZM77 31H76V33H74V35L78 34ZM90 31H91V30H90ZM90 31H89V32H90ZM93 31H94V30H93ZM149 31H150V30H149ZM154 31H155V30H154ZM157 31H159V30H157ZM168 31H169V30H168ZM168 31H167V32H168ZM182 31H183V30H182ZM231 31H232V30H231ZM1 32H2V31H1ZM16 32H17V31H16ZM18 32H17V33H18ZM29 32H28V33H29ZM33 32H35V31H33ZM33 32H32V33H33ZM66 32H67V31H66ZM86 32H87V31H86ZM89 32H87V34H88ZM91 32H92V31H91ZM111 32H112V31H111ZM142 32H143V31H142ZM162 32H163V30H162ZM178 32H177V33H178ZM189 32H190V31H189ZM8 33H9V30H8ZM13 33H14V32H13ZM13 33H12V34H13ZM17 33H14V34L16 35ZM19 33H20V32H19ZM19 33H18V35H19ZM21 33H23V36H25V37H27V36L29 37V35H30V33H29V35H26L24 32H21ZM21 33H20V34H21ZM39 33H41V32H39ZM39 33H36V34L38 35ZM57 33H61V32H58V31H57ZM70 33H71V32H70ZM80 33H81V32H80ZM96 33H98V32H96ZM100 33H101V31L98 33V35H99ZM106 33H107V32H106ZM108 33H110V32H108ZM108 33H107V34H108ZM113 33H114V32H113ZM126 33H127V31H126ZM126 33H125V34H126ZM134 33H137V32L135 31ZM140 33H141V31H140ZM140 33H139V34H140ZM149 33H150V32H149ZM158 33H159V32H158ZM163 33H164V32H163ZM163 33L161 34V32H160V35H163ZM165 33H166V32H165ZM169 33H170V32H169ZM210 33H211V32H210ZM219 33H220V32H219ZM219 33H218V34H219ZM6 34H7V31H6ZM24 34H25V35H24ZM89 34H90V33H89ZM94 34H95V33H94ZM116 34H118L117 31H116ZM119 34H120V33H119ZM143 34H144V33H143ZM152 34H153V33H152ZM191 34H194L193 31H191ZM191 34H189V35H191ZM195 34H196V32H195ZM2 35H3V33H2ZM2 35H0V36H2ZM8 35H10V34H8ZM32 35H34V34H32ZM32 35H31V36H32ZM37 35H35V36L37 37ZM40 35H41V34H39V36H40ZM47 35H48V34H47ZM102 35H104V34L102 33ZM109 35H111V34H109ZM109 35H106V37L109 36ZM122 35H123V34H122ZM122 35L120 34V36H121V40H122ZM126 35H128V33H127ZM175 35H176V34H175ZM178 35L180 36V34H178ZM189 35H188V36H189ZM232 35H233V33H232ZM21 36H22V35H21ZM31 36H30V37H31ZM62 36H63V35H62ZM68 36H69V35H68ZM72 36H73V35H72ZM114 36H115V35H114ZM114 36H113V37H114ZM135 36H136V35H135ZM143 36H144V35H143ZM146 36H147V35H146ZM164 36H165V35H164ZM173 36H174V35H173ZM179 36H178V37H179ZM200 36H201L200 38H202V35H200ZM212 36H213V35H212ZM217 36H218V35H217ZM217 36H216V37L213 36V39L217 38ZM219 36H221V34H220ZM261 36H262V35H261ZM261 36H260V37H261ZM4 37H5V39H6L7 36L5 35ZM40 37L43 38L42 36H40ZM40 37L38 38V39H39V42H40V40H41ZM45 37H46V36H45ZM45 37H44V38H45ZM50 37H51V36H50ZM52 37H53V36H52ZM57 37H58V36H57ZM60 37H61V34H60ZM84 37H86V36H84ZM125 37H127V36H125ZM132 37H133V39H134V36H132ZM132 37H131V38H132ZM137 37H138V36H137ZM149 37H150V36H149ZM153 37H154V34H153V36H152L151 38H153ZM157 37H158V36H157ZM157 37H156V38H157ZM189 37H191V36H189ZM224 37H225V36H224ZM7 38H8V37H7ZM19 38H20V37H19ZM58 38H59V37H58ZM58 38H55V39L58 40ZM62 38H63V37H62ZM68 38H69V37H67V39H68ZM74 38H75V37H74ZM79 38H80V37H79ZM101 38H102V36L100 37V39H101ZM103 38H105V37H103ZM107 38H108V37H107ZM111 38H112V37H111ZM131 38H130V39H131ZM140 38H142V37H140ZM140 38L138 39L139 41H140ZM151 38H150V39H151ZM159 38L161 39V37H159ZM181 38H182V37H181ZM207 38H208V37H207ZM207 38H206V39H207ZM221 38H223V37H221ZM232 38H234V36H233ZM261 38H262V37H261ZM1 39H2V38H1ZM24 39H25V38H24ZM81 39H82V38H81ZM94 39L96 40V37H95ZM97 39H98V38H97ZM108 39H109V38H108ZM116 39H117V38H116ZM116 39H115V40H116ZM133 39H132V40H133ZM160 39H158V40H160ZM174 39H175V36H174ZM176 39H177V36H176ZM176 39H175V40H176ZM182 39H183V38H182ZM184 39H185V38H184ZM184 39H183V40H184ZM187 39H189V38H187ZM208 39H209V38H208ZM208 39H207V40H208ZM223 39H224V38H223ZM2 40H3V39H2ZM43 40H44V39H43ZM45 40H46V39H45ZM49 40H50V39H49ZM82 40H83V39H82ZM82 40H81V41H82ZM119 40H120V39H119ZM158 40H157V41H158ZM162 40H163V39H162ZM203 40H204V39H203ZM207 40H206V42H207ZM218 40H219V39H218ZM218 40H217V41H218ZM8 41H9V40H8ZM11 41H12V39L10 40V46H11ZM18 41H19V40H18ZM22 41H23V40H22ZM41 41H42V40H41ZM47 41H48V40H47ZM47 41H45V42H47ZM60 41H61V40H60ZM71 41H73V38H72ZM74 41H75V39H74ZM74 41H73V43L70 42V44H73V46L76 44V43L74 44ZM81 41H80V42H81ZM96 41H97V40H96ZM98 41H99V43H100V40H98ZM101 41H103V39H102ZM105 41H106V40H105ZM127 41H128V40H127ZM133 41H134V40H133ZM157 41H156V42H157ZM160 41H161V40H160ZM180 41H182V40H180ZM219 41H221V39H220ZM37 42H38V41H37ZM48 42H49V41H48ZM50 42H51V41H50ZM50 42H49V45H50ZM65 42H66V41L64 40V43H65ZM85 42H86V41H85ZM85 42H84V43H85ZM90 42H91V41H90ZM92 42H93V41H92ZM117 42H118V41H117ZM129 42H132V41L129 40ZM129 42H128V43H129ZM136 42H137V41H136ZM140 42H142V41H140ZM148 42H149L148 44H150V42L153 43L154 40H153V42H152V39H151V40H149ZM169 42L171 43V47H173V46H174V45H173V42H174V41L172 42L171 39H170V41H169V38H168L167 45L169 44ZM177 42H178V41H177ZM203 42H204V41H203ZM203 42H202V43H203ZM22 43H23V42H22ZM58 43H61V42H58ZM64 43L62 44V46H63V45H66V44L68 45L67 42H66L65 44H64ZM105 43H106V42H105ZM112 43H114V42H112ZM118 43L120 44V43H122V42H118ZM118 43H117V44H118ZM132 43H133V42H132ZM159 43H160V42H159ZM161 43H162V42H161ZM161 43H160V44H161ZM197 43H198V41H197ZM200 43H201V40H200ZM202 43H201V44H202ZM218 43H219V42H218ZM218 43H217V44H218ZM221 43H223V41H222ZM224 43L226 44L227 42H224ZM1 44H2V43H1ZM38 44H39V43H38ZM52 44H53V42H52ZM79 44H80V43H79ZM81 44H82V42H81ZM87 44H88V41H87ZM87 44H86V45H87ZM91 44H92V43H91ZM91 44H90V45H91ZM101 44H102V43H101ZM101 44H100L99 46L102 48ZM106 44H107V43H106ZM115 44H116V43H115ZM123 44H126V42L124 43V40H123ZM137 44H138V43H137ZM139 44H142V43H139ZM155 44H156V43H155ZM183 44H184V43H183ZM191 44L193 45L191 48L193 49V47H194V50H195V51H196L197 49H199V47H198V48H195V47H197V46L194 45L195 42H194V44H193V43H191ZM209 44H210V43H209ZM54 45H55V44H54ZM96 45H97V44H96ZM135 45H136V44H135ZM8 46H9V45H8ZM20 46H22V45H20ZM20 46H19V47H20ZM57 46H58V45H57ZM57 46H56V47H57ZM59 46H61V45H59ZM69 46H70V45H69ZM91 46H92V45H91ZM99 46H98L97 48H99ZM109 46H111V45H109ZM125 46H126L125 48H128V47H129V46L127 47V45H125ZM132 46L134 47L133 44H132ZM138 46H139V45H138ZM141 46L144 48V46H145L144 43H143V45H141ZM148 46H151V45H148ZM153 46L155 47L156 45L153 44ZM157 46H158V43H157ZM160 46H161V45H160ZM165 46H166V45H165ZM179 46H180V45H179ZM185 46H187V45H185ZM188 46H189V45H188ZM210 46H211V45H210ZM222 46H223V45H222ZM222 46H221V47H222ZM232 46H233V45H232ZM1 47H3V46H1ZM5 47H6V46H5ZM11 47H12V46H11ZM39 47H41V45H39ZM63 47H64V46H63ZM63 47H61V48H63ZM70 47H71V46H70ZM86 47H87V46H86ZM88 47H89V46H88ZM121 47H122V46H121ZM139 47H140V46H139ZM151 47H152V46H151ZM154 47H153V49H154V51H156ZM208 47H209V46H208ZM216 47H217V46H216ZM3 48H4V47H3ZM12 48H13V47H12ZM37 48H38V46H37ZM49 48H50V46H49ZM49 48H48V49H49ZM58 48H59V47H58ZM82 48H83V47H82ZM90 48H91V47H90ZM107 48H108V47H107ZM110 48H111V47H110ZM119 48H120V45H119ZM119 48H118V49L116 48V49L118 50V52H120ZM140 48H141V47H140ZM143 48H141V49H143ZM166 48H167V47H166ZM166 48H164V49H166ZM175 48H176V47L171 48V49L174 50ZM177 48H179V47L177 46ZM180 48H181V53H182V46H180ZM186 48H187V47H186ZM188 48H189V47H188ZM226 48H228V47L226 46ZM232 48H233V47H232ZM232 48H231V52L234 50V48H233V50H232ZM21 49H23V48H21ZM45 49H46V48H45ZM54 49H55V48H54ZM56 49H57V48H56ZM65 49H66V48H65ZM67 49H68V48H67ZM73 49H74V47H73ZM78 49H80V47H79ZM87 49L89 50V48H87ZM102 49H103V48H102ZM113 49H114V47L111 48V50H113ZM116 49H115V50H116ZM133 49H134V48H132V50H133ZM141 49H140V50H141ZM149 49H150V48H149ZM161 49H162V48H161ZM214 49H215V48H214ZM19 50H20V48H19ZM50 50H51V49H50ZM60 50H61V49H60ZM60 50H59V51H60ZM69 50H70V49H69ZM93 50H94V47H93ZM105 50L107 51V49H105ZM109 50H110V49H109ZM111 50H110V53H111ZM122 50H124V48H122ZM134 50H135V49H134ZM151 50H152V49H151ZM169 50H170V49H169ZM175 50H176V49H175ZM185 50L187 51V49H185ZM194 50H193V51H194ZM211 50H212V49H211ZM221 50H222V49H221ZM224 50H225V48H224ZM224 50H223V51H224ZM238 50H240V49H238ZM12 51H13V49H12ZM20 51H21V50H20ZM44 51L46 52V50H44ZM55 51H56V50H54V52H52V53L54 54ZM71 51H72V50H71ZM89 51H90V50H89ZM89 51H88V52H87V51H84L85 53L82 52V53H83L82 56L85 57V55H86L87 53H89ZM99 51H100V50H99ZM106 51H105V52H106ZM125 51H126V50H125ZM135 51H136V50H135ZM142 51H143V50H142ZM161 51H162V50H161ZM161 51H160V52H161ZM171 51H172V50H171ZM178 51H180V50H178ZM193 51H192V52H193ZM199 51H200V50H199ZM209 51H210V50H209ZM213 51H214V50H213ZM2 52H3V51H2ZM2 52H0V53H2ZM8 52H9V51H8ZM13 52H14V51H13ZM13 52H9V53H13ZM45 52H44V53H45ZM61 52H62V50H61ZM73 52H74V51H73ZM86 52H87V53H86ZM90 52H91V51H90ZM92 52H93V51H92ZM95 52H97V51L95 50ZM102 52H103V50H102ZM131 52H132V51H131ZM138 52H140L139 49H138ZM143 52H145V51H143ZM160 52H158V53H160ZM176 52H177V51H176ZM192 52H191V53H192ZM197 52H198V51H197ZM220 52H221V51H220ZM220 52H219L218 54H220ZM224 52H225V51H224ZM38 53L40 54L41 52H38ZM69 53H71V52H68V57H69V55H70ZM74 53H76V52H74ZM74 53H73V55H74ZM79 53H80V52H79ZM97 53H99V52H97ZM122 53H124V52H122ZM127 53H128V52H127ZM134 53H136V52H134ZM134 53H133V54H134ZM145 53H146L147 56H148L147 51H146ZM145 53H142V54H145ZM153 53H154V52H153ZM156 53H157V52H156ZM158 53H157V55H158ZM198 53H199V52H198ZM203 53H204V52H203ZM207 53H208V52H207ZM214 53H215V52H214ZM22 54H23V53H22ZM42 54H43V51H42ZM57 54H58V53H57ZM59 54H60V52H59ZM59 54H58V56H59ZM64 54H65V53H64ZM71 54H72V53H71ZM100 54H103V53L100 52ZM105 54H106V53H105ZM133 54H132V55H133ZM146 54H145V57H146ZM150 54H152V53L150 52ZM164 54H165V53H164ZM170 54H172V53H170ZM185 54H186V53H185ZM212 54H213V52H212ZM223 54H224V53H223ZM233 54H234V53H233ZM233 54H232V55H233ZM15 55L17 56V54H15ZM40 55H41V54H40ZM55 55H56V54H55ZM76 55H77V54H75V56H76ZM80 55H81V54H80ZM80 55H79V57H81ZM87 55H88V54H87ZM90 55H91V54H90ZM97 55H98V54H96V55L94 54V56H97ZM106 55H107V54H106ZM110 55H111V54H110ZM110 55L108 54V56H110ZM116 55L119 56V54H117V52H116V53L114 52V59H113V60H115V61L117 62V60L115 59V56H116ZM127 55H128V54H127ZM132 55H131V53H130V57H132ZM136 55H137V54H136ZM157 55L155 54V56H157ZM173 55H174V53L172 54V56H173ZM188 55H189V53H188ZM195 55H196V54H195ZM197 55H198V54H197ZM197 55H196V56H197ZM202 55H205V53L202 54ZM236 55H238V54H236ZM241 55H242V53H241ZM0 56L2 57V54H1ZM3 56H4V54H3ZM33 56L35 57V54H33L32 57H33ZM49 56H50V58H51L52 55H49ZM58 56H56V57H58ZM61 56L64 57L63 55H61ZM66 56H67V54H66ZM100 56H101V55H100ZM120 56H121V55H120ZM122 56H123V55H122ZM125 56H126V55H125ZM128 56H129V55H128ZM128 56H127V57H128ZM134 56H135V55H134ZM141 56H143V55H141ZM149 56H150V57H148V59H149V62H151L152 59H154V58H153L154 55L152 56V59H150V58H151V55H149ZM155 56H154V57H155ZM174 56H175V55H174ZM180 56H181V55H180ZM184 56H185V55H184ZM184 56H183V58H184ZM192 56H193V55H192ZM205 56H206V55H205ZM211 56H212V55H211ZM219 56H221V55H219ZM222 56H223V55H222ZM238 56H239V55H238ZM20 57H21V56H20ZM22 57H23V56H22ZM28 57H30V56H28ZM34 57H33V58H34ZM45 57L47 58L48 55L45 56ZM45 57H44V58H45ZM56 57H55V58H56ZM62 57H61V58H62ZM76 57H77V56H76ZM102 57H103V56H102ZM102 57H101V59H102ZM106 57H107V56H106ZM161 57H162V56H161ZM167 57H168V56H167ZM186 57H188V56L186 55ZM194 57H195V56H194ZM201 57H202V56H200V58H201ZM214 57H215V56H214ZM240 57H241V56H240ZM2 58H3V57H2ZM2 58H0V59H1L0 62L4 59V58H3V59H2ZM15 58H16V57H15ZM17 58H18V57H17ZM17 58H16V59H17ZM30 58H31V57H30ZM39 58H41V57H39ZM52 58H54V56H53ZM61 58H60V59H61ZM64 58L66 59V57H64ZM64 58H62V59H64ZM70 58H71V56H70ZM86 58H88V57H86ZM89 58H91V57H89ZM96 58H97V57H96ZM96 58H95L94 60L97 61ZM110 58H111V56H110ZM116 58H117V57H116ZM121 58H122V57H121ZM133 58H134V57L130 58V59H132V61H130V60H129V61H130V62L135 61V60H133ZM165 58H166V57H165ZM174 58H175V57H173V59H174ZM180 58H181V57H180ZM190 58H191V57H190ZM198 58H199V57H198ZM209 58H210V56H209ZM216 58H218V57L216 56ZM222 58H223V57H221V59H222ZM229 58H230V55H229ZM26 59L29 61L28 58H26ZM26 59H25V60H26ZM60 59L58 58L59 61H61ZM68 59H69V58H68ZM92 59H93V57H92ZM92 59H91V61H90L89 59H88V60L90 61V63L93 64ZM125 59L127 60V58H125ZM128 59H129V58H128ZM135 59H136V58H135ZM138 59H139V58H138ZM166 59H167V58H166ZM168 59H169V58H168ZM173 59L171 60V62L176 61L175 59H174V60H173ZM184 59H185V58H184ZM202 59H203V58H202ZM212 59H213V58H212ZM18 60H19V59H17V61H18ZM22 60H23V59H22ZM27 60H26V61H27ZM40 60H41V59H40ZM51 60H52V59H51ZM58 60H57V61H58ZM118 60H120V58H119ZM122 60H123V59H122ZM126 60H124V62H125ZM139 60H140V59H139ZM179 60H181V59H178V61H179ZM191 60H192V59H191ZM204 60H206V59L204 58ZM229 60H230V59H229ZM238 60H239V59H238ZM3 61L5 62V60H3ZM3 61H2V63H3ZM9 61H11L10 58H9ZM26 61H25V63H27ZM43 61H44V60H43ZM62 61H63V60H62ZM66 61H67V60H66ZM66 61H65V62H66ZM73 61H74V63L78 62V60H77V61L73 60ZM96 61H95V63H96ZM107 61H108V58H107ZM107 61H105V62H107ZM136 61H137V59H136ZM142 61H143V60H142ZM160 61H161V59L159 60V62H160ZM168 61H169V60H168ZM168 61H167V63H169ZM182 61H183V60H182ZM185 61H186V60H185ZM188 61H189V59H188ZM188 61H187V62H183V63H188ZM212 61H213V60H212ZM13 62L15 63V61H13ZM13 62H12V64H13ZM20 62H21V59H20ZM29 62H30V61H29ZM31 62H32V60H31ZM65 62H64V63H65ZM79 62H80V61H79ZM111 62H112V63H115V62H113V61H111ZM111 62H110V63H111ZM122 62H123V61H122ZM130 62H129V64H130ZM144 62H145V61H144ZM155 62H156V61H155ZM189 62H190V61H189ZM197 62H198V61H197ZM204 62H205V61H204ZM225 62H228V61H225ZM5 63H6V62H5ZM8 63H10V62H8ZM8 63H7V64H8ZM18 63H19V62H18ZM32 63L35 64L34 62H32ZM42 63H43V62H42ZM44 63H46V62L44 61ZM53 63H55V62H53ZM56 63H57V62H56ZM74 63L72 64V66L75 65ZM103 63H104V62H103ZM117 63H119V62H117ZM126 63H127V62H126ZM140 63L143 64L141 61L138 62V64H140ZM147 63H148V62H147ZM190 63H191V62H190ZM209 63H211V62H209ZM231 63H232V62H231ZM238 63H239V62H238ZM0 64H1V63H0ZM12 64L10 63V64H8V66H9V65H12ZM33 64H32V65H33ZM48 64H50V63H48ZM48 64H46V65H48ZM77 64H78V67H80L79 63H77ZM77 64H76V65H77ZM81 64H84V63L81 62ZM98 64H99V63H98ZM106 64H108V63L102 64V65H106ZM136 64H137V63H136ZM138 64H137V66H138ZM145 64H146V63H145ZM145 64H144V65H145ZM149 64H150V63H149ZM160 64H161V63H160ZM163 64H164V63H163ZM178 64H179L178 67H181L180 64H182V63L177 62V65H178ZM202 64H203V62H202ZM239 64H240V63H239ZM15 65H16V64H15ZM19 65H20V64H19ZM22 65H23V64H22ZM27 65H28V63H27ZM39 65H41V64H39ZM43 65H44V64H43ZM64 65H65V64H64ZM76 65H75V66H76ZM85 65H87V64H85ZM95 65H96V64H95ZM95 65H94V67H95ZM100 65H101V64H100ZM115 65H116V63H115ZM117 65H118V64H117ZM117 65H116V66H117ZM126 65H127V64H126ZM131 65H132V63H131ZM131 65H130V67H131ZM154 65H155V64H154ZM177 65H176V66H177ZM186 65H187V64H186ZM200 65H201V63H200ZM204 65H205V64H204ZM12 66H13V65H12ZM24 66H26V65H24ZM24 66H23V67H24ZM33 66H34V65H33ZM35 66H36V65H35ZM58 66L61 67L62 65H61V66L58 65ZM67 66H69V65H67ZM98 66H99V65H98ZM98 66H97V67H98ZM107 66H108V65H107ZM110 66H111V65H110ZM110 66H109V67H110ZM118 66H120V65H118ZM118 66H117V67H118ZM128 66H129V65H128ZM141 66H142V65H140L139 67H141ZM164 66H165V65H164ZM164 66H163V67H164ZM188 66H189V64H188ZM188 66H186V67H188ZM195 66H196V65H195ZM197 66H199V65H197ZM21 67H22V66H21ZM23 67H22V68H23ZM26 67H27V66H26ZM37 67H38V66H37ZM39 67H40V66H39ZM39 67H38V68H39ZM51 67H52V66H51ZM53 67H54V66H53ZM53 67H52V68H53ZM59 67H57V65H56V69L59 68ZM63 67H65V66H62V68H63ZM73 67H74V66H73ZM73 67H72V68H73ZM76 67H77V66H76ZM102 67H103V66H102ZM114 67H115V66H114ZM139 67H138V68H139ZM142 67H143V66H142ZM142 67H141V68H142ZM145 67H146V66H144V68H145ZM155 67H156V65H155ZM160 67H161V66H160ZM163 67H162V68H163ZM178 67H177V69H175L176 71H178V69H179ZM183 67H185V66H183ZM204 67H205V66H204ZM204 67H203V68H204ZM208 67H209V66H208ZM208 67H207V70H208ZM6 68H7V67H6ZM10 68H11V67H9V68H7V69L9 70ZM34 68H35V67H34ZM42 68H43V67H42ZM44 68H45V66H44ZM65 68H66V67H65ZM65 68H64V69H65ZM69 68H71V67H69ZM74 68H75V67H74ZM86 68H88V66H87ZM125 68L128 69V67H125ZM134 68H135V67H134ZM138 68H137V69H138ZM151 68H152V67H151ZM151 68H150V69H151ZM165 68H166V67H165ZM175 68H176V67H175ZM203 68H202V69H203ZM16 69H18V68H17V65H16ZM20 69H21V68H20ZM25 69L27 70V68H25ZM31 69H33L32 66L30 67V70H31ZM50 69H51V68H50ZM67 69H68V68H67ZM80 69H81V68H80ZM104 69H105V71H106V68H104ZM119 69H120V68H119ZM123 69H124V68H123ZM132 69H133V68H132ZM135 69H136V68H135ZM169 69H170V68H169ZM184 69H185V68H184ZM189 69H190V71H191V68H189ZM22 70H23V69H22ZM30 70H29V71H30ZM37 70H39V69H37ZM45 70H46V69H45ZM72 70H74V69H72ZM83 70H84V69H83ZM87 70H88V69H87ZM87 70H86L87 73H85V74L88 75L89 70H88V71H87ZM100 70H101V67H100ZM100 70H99V71H100ZM120 70H121V69H120ZM128 70H129V69H128ZM152 70H154V69H152ZM152 70H151V71H152ZM160 70H161V68L159 69V71H160ZM163 70H164V69H163ZM170 70H171V69H170ZM181 70H182V68H181ZM194 70H195V69H194ZM199 70H200V69H199ZM207 70H206V71H207ZM219 70H220V69H219ZM16 71L18 72L19 69L16 70ZM33 71L35 72V70H33ZM43 71H44V70H43ZM49 71H50V70H49ZM55 71H56V70H55ZM55 71H54V72H55ZM59 71H60V70H59ZM70 71H71V70H70ZM79 71H80V70H79ZM93 71H94V70H93ZM97 71H98V68H97L96 72H97ZM105 71H104V72H105ZM108 71H109V69H108ZM108 71H106V72H108ZM113 71H114V70H113ZM129 71H131V68H130ZM133 71H134V69H133ZM146 71H147V70H146ZM164 71L166 72V71H168V70L166 69V70H164ZM176 71H175V73H174L175 76L177 75V74H176ZM188 71H189V70H188ZM188 71H187V72H188ZM190 71H189V72H190ZM201 71H202V70H201ZM204 71H205V70H204ZM12 72H13V71H12ZM14 72H15V71H14ZM19 72H21V70H20ZM23 72H25V71H23ZM63 72H64V71H63ZM81 72H82V70H81ZM90 72H91V71H90ZM90 72H89V73H90ZM115 72H116V71H115ZM115 72H114V73H115ZM134 72H135V71H134ZM136 72H138V70H137ZM139 72L142 73L143 71H142V72L139 71ZM144 72H145V71H144ZM161 72H162V71H161ZM208 72H209V71H208ZM208 72H204V73H208ZM210 72H211V71H210ZM8 73H10V75H11V72L8 71ZM25 73H26V74H27V73L30 74V72H28V71L25 72ZM35 73H36V72H35ZM37 73H38V72H37ZM46 73H48L47 70L44 72V74H46ZM56 73H57V72H56ZM56 73H55V74H56ZM69 73H70V72H69ZM75 73H77V71H76ZM98 73H99V72H98ZM146 73H147V72H146ZM170 73H171V72H170ZM181 73H182V71H181ZM190 73H191V72H190ZM195 73H196V72H195ZM195 73H193V74H195ZM5 74H6V73H5ZM12 74H13V73H12ZM14 74H15V73H14ZM17 74H18V73H17ZM20 74H21V73H20ZM33 74H34V73H32V75H33ZM41 74H43V72H41ZM41 74H40V75H41ZM52 74H53V71H52ZM52 74H49V75L52 76ZM58 74H59V73H58ZM62 74H63V73H62ZM82 74H83V73H82ZM82 74H81V75H82ZM96 74H97V73H96ZM102 74H103V73H102ZM143 74H144V73H143ZM151 74H154L153 71H152ZM156 74H158V73L156 72ZM168 74H169V72H168ZM187 74H188V73H187ZM191 74H192V73H191ZM191 74H189V75H191ZM197 74H198V73H197ZM199 74H201V73L199 72ZM209 74H210V73H209ZM6 75H7V74H6ZM10 75H9V76H10ZM24 75H25V74H24ZM27 75H28V74H27ZM34 75H35V74H34ZM49 75H48V77H49ZM56 75H57V74H56ZM69 75H70V74H69ZM90 75H92V74H90ZM106 75L109 76V78L107 77V78H108V79H107L108 82H106V83H107L106 85L108 86V83L111 81V79H110V75H111V73L108 72V74H106ZM112 75H114V74L112 73ZM122 75H124V74H122ZM127 75H128V74H127ZM144 75H145V74H144ZM146 75L149 76V74H146ZM169 75L171 76V74H169ZM189 75H188V76H189ZM257 75H258V73H257ZM14 76H17V75H14ZM21 76H22V74H21ZM38 76H39V73H38ZM59 76L61 77V75H59ZM75 76H76V75H75ZM88 76H89V75H88ZM88 76H87V77H88ZM99 76H100V75H99ZM124 76H125V75H124ZM137 76H138V74H137ZM153 76H155V74H154ZM157 76H158V75H157ZM172 76H173V75H172ZM175 76H174V77H175ZM177 76H179V75H177ZM186 76H187V75H184L183 77H186ZM3 77H4V76H3ZM5 77H7V76H5ZM12 77H13V75H11L10 79H11ZM18 77H19V76H18ZM26 77H28V76H26ZM29 77H30V76H29ZM39 77H40V76H39ZM71 77H73V76H71ZM78 77H79V76H78ZM83 77H85V75H84ZM105 77H106V76H104V78H105ZM113 77H116V76H112L111 78L113 79ZM138 77H139V76H138ZM140 77H141V76H140ZM155 77H156V76H155ZM168 77H169V76H168ZM174 77H172V78H173V81H172V80H171V81L174 82V80H175V83H176V80H177L176 78H177V77H175V78H174ZM196 77H197V76H196ZM198 77H199V75H198ZM1 78H2V77H1ZM8 78H9V77H8ZM30 78H31V77H30ZM40 78H41V77H40ZM42 78H43V77H42ZM42 78H41V79H42ZM52 78H53V76L51 77V79H52ZM54 78H55V76H54ZM54 78H53V79H54ZM62 78H63V77H62ZM96 78H97V77H96ZM104 78H103V79H104ZM123 78H124V77H123ZM125 78H126V77H125ZM135 78H137V77L135 76V77H133L132 79L134 80ZM147 78H148V77H147ZM149 78H150V81H151V78H152V77H149ZM149 78H148V79H149ZM157 78H158V77H157ZM186 78H188V77H186ZM191 78H192V76H191ZM191 78H190V79H191ZM239 78H240V77H239ZM241 78H242V77H241ZM241 78H240V80H241ZM16 79H17V77H16ZM19 79H20V77H19ZM25 79H26V80H29V78H28V79L25 78ZM33 79H34V77H33ZM41 79H40V80H41ZM48 79H49V78H48ZM56 79H57V77H56ZM88 79H89V81H90V76L87 78V81H88ZM91 79H92V78H91ZM99 79L101 80L102 78H99ZM109 79H110V81H109ZM115 79H116V78H115ZM115 79H114V80H115ZM117 79H119V78L117 77ZM126 79H127V78H126ZM139 79H140V78H139ZM145 79H146V78H145ZM148 79H147V82H150ZM193 79H194V77H193ZM196 79H197V81H198L199 78H195V80H196ZM206 79H207V78H206ZM11 80L14 81L13 78H12ZM26 80H24L25 83H27ZM42 80H43V79H42ZM57 80H58V79H57ZM74 80H75V78H74ZM84 80H85V79H84ZM94 80H95V79H94ZM94 80H92V81H94ZM96 80H97V79H96ZM114 80H112V81L114 82ZM136 80H137V79H135V81H136ZM152 80H153V79H152ZM162 80H163V79H162ZM162 80H161V81H162ZM164 80H165V79H164ZM164 80H163V81H164ZM184 80H185V79H184ZM184 80H183V81H184ZM199 80H200V79H199ZM220 80H222V78H220ZM238 80H239V79H238ZM240 80H239V81H240ZM12 81H9V80H8V82H10V83H11ZM32 81H34V80H32ZM36 81H39V80H36ZM47 81H48V80H47ZM71 81H72V80H71ZM102 81H103V80H102ZM112 81H111V82H112ZM118 81H119V80H118ZM123 81H124V80H123ZM123 81H122V82H123ZM129 81H130V80H129ZM129 81H125L126 84L129 83ZM135 81H132V83L135 82ZM140 81H142V80L140 79ZM167 81L170 82V80H167V78H166V82H167ZM202 81H203V80H202ZM59 82H60V81H59ZM62 82H63V81H62ZM64 82H65V81H64ZM64 82H63V83H64ZM73 82H74V81H73ZM98 82H99V81H98ZM120 82H121V81H120ZM122 82H121L120 88H121V86H124V84L122 85ZM137 82L139 83V81H137ZM147 82H146V83H147ZM151 82H153V81H151ZM151 82H150V83H151ZM156 82H157V81H156ZM166 82H165V83H166ZM193 82H194V81H193ZM203 82H204V81H203ZM255 82H256V81H255ZM23 83H24V82H23ZM37 83H39V82H37ZM41 83H42V82H41ZM41 83H40V84H41ZM45 83L47 84V82H45ZM45 83H44V85H45ZM60 83H61V82H60ZM104 83H105V81H104ZM132 83H130V84H132ZM135 83H136V82H135ZM162 83H163V82H162ZM170 83H171V82H170ZM175 83H174V84H175ZM180 83H181V82H179L178 84H180ZM186 83H187V82H186ZM186 83H185V85H186ZM191 83H192V82H191ZM207 83H208V81H207ZM236 83H237V82H236ZM27 84H28V83H27ZM33 84H34V82H33ZM42 84H43V83H42ZM48 84H49V82H48ZM54 84H55V83H54ZM65 84H68V83H65ZM79 84H80V83H79ZM79 84H76V85H79ZM82 84H83V83H82ZM92 84H93V82H92L90 85H92ZM97 84H98V83H97ZM100 84H101V83H100ZM100 84H99V85H100ZM112 84H113V83H112ZM130 84H129V85H130ZM133 84H134V83H133ZM147 84H149V83H147ZM147 84H146V85H147ZM153 84H154V83H153ZM192 84H193V83H192ZM192 84H190V85H192ZM234 84H235V83H234ZM238 84H239V83H237V85H238ZM245 84H246V83H245ZM250 84H251V83H250ZM18 85H19V83H18ZM37 85H38V84H36V86H37ZM44 85H43V86H44ZM49 85H50V84H49ZM49 85H48V87H50V89H52V88H51V85H50V86H49ZM52 85H53V84H52ZM55 85L57 86V83H56ZM60 85H61V84H60ZM60 85L58 84L57 87L59 88ZM70 85H71V84H70ZM70 85H69V86H70ZM86 85H87V84H86ZM86 85H84V86L86 87ZM140 85H143V84H140ZM146 85H145V87H146ZM160 85H161V84H160ZM175 85H177V83H176ZM19 86H20V85H19ZM21 86H22V83H21ZM25 86H26V85H25ZM66 86H67V88H68V85H66ZM66 86H65V87H66ZM100 86H101V85H100ZM112 86H113V85H112ZM114 86H115V84H114ZM114 86H113V87H114ZM116 86H118V85H116ZM130 86H131V85H130ZM130 86H129V89L132 88V87H130ZM137 86H138V85H137ZM137 86H135L136 91L138 90V89H137V88H138ZM150 86H151V84H150ZM155 86H156V85H155ZM173 86H174V85H173ZM177 86H178L177 88H179V85H177ZM195 86H197V85H195ZM13 87H14V86H13ZM33 87H34V86H33ZM37 87H38V86H37ZM40 87H41V85H40ZM40 87H39V88H40ZM65 87H64V88H65ZM72 87H74V86H72ZM78 87H79V86H78ZM81 87H83V86H81ZM126 87H127V86H126ZM126 87H122V88L124 89V88H126ZM133 87H134V86H133ZM153 87H154V86H153ZM160 87H161V86H160ZM166 87H167V85H166ZM171 87H172V86H171ZM175 87H176V86H175ZM239 87H240V86H239ZM39 88H38V89H39ZM45 88H47V87L45 86ZM54 88H55V87H54ZM58 88H57V90H58ZM90 88H91V86H90ZM90 88H88V90H91V89L93 88V85H92V88H91V89H90ZM95 88H96V87H95ZM98 88H99V87H98ZM98 88H97V91H96V92H98ZM100 88H103V87H100ZM100 88H99V89H100ZM122 88H121V90H118L117 92L121 91V93H123V92H122ZM150 88H151V87H150ZM163 88H165L164 85H163ZM250 88H251V87H250ZM14 89H15V88H14ZM35 89H36V87H35ZM50 89H49V90H50ZM59 89L63 90L62 88H59ZM68 89H69V88H68ZM75 89H79V88L76 87ZM75 89H74V90H75ZM118 89H119V88H118ZM139 89L141 90L142 88H139ZM147 89H148V87H147ZM151 89L154 90V88H151ZM155 89H156V88H155ZM158 89H159V85H158ZM160 89H161V88H160ZM188 89H189V88H188ZM17 90H18V89H17ZM21 90H22V89H21ZM44 90H45V89L43 88V92H44ZM49 90L47 89L48 92H50ZM52 90H53V89H52ZM54 90H55V89H54ZM70 90H71V89H70ZM72 90H73V89H72ZM88 90H87V91H88ZM148 90H150V89H148ZM148 90H147V91H148ZM162 90H163V89H162ZM164 90H166V89H164ZM174 90H176V88H175ZM180 90H181V89H180ZM197 90H198V89H197ZM197 90H196V92H197ZM252 90H254V89H252ZM34 91H35V90H34ZM65 91H66V90H65ZM78 91H79V90H78ZM81 91L83 92V90H81ZM81 91H80V93H81ZM84 91H85V90H84ZM112 91H113V93H114V90H112ZM112 91H111V92H112ZM124 91H125V90H124ZM126 91H127V89H126ZM143 91H144V89H143ZM158 91H160V90H157V92H158ZM186 91H187V90H186ZM186 91H185V92H186ZM189 91H190V90H189ZM203 91L205 92V89H204ZM203 91H202V92H203ZM254 91H255V90H254ZM254 91H253V92H254ZM28 92H29V90H28ZM30 92H32V91H30ZM30 92H29V93H30ZM36 92H37V89H36ZM38 92H39V91H38ZM40 92H41V90H40ZM45 92H46V91H45ZM55 92H57V91L55 90ZM69 92L72 93L71 91H69ZM69 92H68V90H67L66 93L69 94ZM96 92H95V93H96ZM104 92H105V89H104ZM115 92H116V88H115ZM128 92H129V91H128ZM128 92H127V94H125V93H124V94H125V95H130V94H129L130 92H129V93H128ZM160 92H161V91H160ZM163 92H165V91H163ZM176 92H177V91H176ZM206 92H207V91H206ZM0 93H2V92H0ZM20 93H21V95H22V92H20ZM26 93H27V92H26ZM26 93H25V95H26ZM33 93H34V92H33ZM41 93H42V92H41ZM41 93H40V94H41ZM51 93H52V91L50 92V95H52ZM85 93H86V92H85ZM98 93H99V92H98ZM98 93H97V94H98ZM132 93H134V92H131V95H132ZM135 93H136V92H135ZM139 93H140V92H139ZM142 93H143V92H142ZM151 93H152V92H151ZM158 93H159V92H158ZM166 93H167V92H166ZM171 93H172V92H171ZM194 93H195V91H194ZM194 93H193V94H194ZM208 93H209V92H208ZM242 93H243V92H242ZM14 94H16V93H14ZM63 94H64V93H63ZM74 94H75V93H74ZM82 94H83V93H82ZM89 94H90V93H88V95H89ZM92 94H94V93H91V95H89V96H92ZM114 94H115V93H114ZM140 94H141V93H140ZM140 94H139V95H140ZM161 94H162V93H161ZM172 94H173V93H172ZM187 94H188V93H187ZM193 94L191 93L190 95H191L192 97H194L195 95L193 96ZM201 94H202V93H201ZM244 94H245V93H244ZM251 94H252V93H251ZM254 94H255V93H254ZM23 95H24V94H23ZM35 95H37V93H35ZM64 95H66V94H64ZM69 95H70V94H69ZM71 95H72V94H71ZM71 95H70V96H71ZM77 95H78V94H76V96H77ZM88 95H87V96H88ZM94 95H95V94H94ZM120 95H121V94H120ZM125 95H124V96H125ZM131 95H130V96H126V98H127V97H128V98L131 97ZM141 95H142V94H141ZM143 95H144V94H143ZM145 95H146V94H145ZM147 95L149 96V93H147ZM147 95H146V96H147ZM163 95H165V93H164ZM182 95H183V93H182ZM184 95H185V94H184ZM188 95H189V94H188ZM202 95H203V96H202L203 98H202L201 96H200L199 98L204 99V95H207V93L202 94ZM263 95H264V94H263ZM41 96H43V95H41ZM74 96H75V95H74ZM74 96H73V97H74ZM80 96H81V95H79V97H80ZM82 96H83V95H82ZM84 96H85V94H84ZM87 96H85V98H86ZM124 96H123V97H124ZM132 96H133V95H132ZM150 96H152V95L150 94ZM150 96H149V97H150ZM156 96H157V95H156ZM158 96H160V93H159ZM166 96H167V95H166ZM185 96H186V95H185ZM249 96H250V95H249ZM255 96H257V94H256ZM6 97H7V96H6ZM21 97H22V96H21ZM24 97H25V96H23V98H24ZM30 97H32V96H29V98H30ZM47 97H49V96H47ZM55 97H56V96H55ZM65 97H67V95L64 96V98H65ZM79 97H76L77 100H78ZM93 97H94V96H93ZM115 97H116V96H115ZM117 97H119V95H118ZM133 97L135 98V96H133ZM133 97H132V98H133ZM139 97H140V96H139ZM163 97H165V96H163ZM163 97L161 98L160 102L163 101V100H162ZM180 97H181V96H180ZM0 98H3V97L0 96ZM25 98L28 99V97H25ZM37 98H40V97H37ZM42 98H44V97H42ZM45 98H46V97H45ZM56 98H58V97H56ZM56 98H55V99H56ZM64 98H63L62 100H66V99H64ZM67 98H68V97H67ZM76 98H75V99H76ZM89 98H91V97H89ZM89 98H87V99H89ZM103 98H104V97H103ZM142 98H143V97H142ZM146 98H147V97H146ZM150 98H152V97H150ZM156 98H157V97H155V99H156ZM159 98H160V97H158V100H159ZM165 98H166V97H165ZM165 98H164V99H165ZM189 98H191V97H189ZM197 98H198V97H196L195 99H197ZM8 99H9V98H8ZM8 99H7V100H8ZM13 99H14V98H13ZM13 99H11V101H13ZM17 99H18V98H16V100H17ZM20 99H21V98H20ZM46 99L48 100V98H46ZM72 99H73V98H72ZM80 99H82V98H80ZM95 99H96V98H95ZM98 99H99V98H98ZM100 99H101V97H100ZM110 99H111V98H110ZM110 99H109V100H110ZM115 99H116V98H115ZM135 99H136V98H135ZM140 99H141V98H139V100H140ZM144 99H145V98H144ZM153 99H154V98H153ZM155 99H154V100H155ZM168 99H169V98H168ZM212 99L214 100V97H213ZM212 99H211V100H212ZM2 100H4V99H2ZM2 100H1V102H0L1 104H2ZM9 100H10V99H9ZM14 100H15V99H14ZM16 100H15V101H16ZM23 100H24V99H23ZM29 100H30V99H29ZM29 100H28V101H29ZM33 100H39V99H35V98H34ZM43 100H44V99H43ZM67 100H69V99H67ZM70 100H71V99H70ZM83 100H84V99H83ZM113 100H114V99H113ZM117 100H118V99H117ZM125 100H126V99H125ZM128 100H129V99H128ZM128 100H127V101H128ZM142 100H143V99H142ZM154 100H153V102H154ZM166 100H167V99H166ZM187 100H188V99H187ZM199 100H201V99H199ZM11 101H10V102H11ZM15 101H14V103H15ZM17 101H18V100H17ZM56 101H57V99H56ZM96 101H97V100H96ZM99 101H100V100H99ZM104 101H106V100H104ZM118 101H119V100H118ZM127 101H125V102H127ZM133 101H134V99H133ZM137 101H138V100H137ZM143 101H144V100H143ZM156 101H157V99L155 100V103H156ZM170 101H173V99H170ZM189 101L194 102L195 100L193 101V100L189 99ZM197 101H198V100H197ZM223 101H224V100H223ZM23 102H25V101H22V100H21V104H22ZM34 102H35V101H34ZM38 102H41V101H38ZM57 102H59V101H57ZM71 102H73V101L71 100L70 103H71ZM78 102H82V101H79V100H78ZM86 102H87V101H86ZM88 102H89V100H88ZM91 102H92V101H91ZM91 102H89V103H91ZM101 102H102V100H101ZM121 102H122V101H121ZM123 102H124V101H123ZM130 102H131V101H130ZM139 102H140V101H139ZM151 102H152V101H151ZM151 102H149V103L146 102V103H145V101H144V103H145L144 106H146L147 104H148L147 106H149V104H151ZM160 102H159V103H160ZM200 102H201V101H200ZM203 102L206 103V101H203ZM219 102H220V101H219ZM263 102H264V101H263ZM11 103H12V102H11ZM11 103H10V104H11ZM18 103H19V101H18ZM29 103H30V102H29ZM41 103L44 104L45 102H44V103L41 102ZM41 103H37V106H38V104L40 105ZM46 103H47V102H46ZM46 103H45V104H46ZM51 103H53V102L51 101ZM63 103H65V101H64ZM93 103H94V101L92 102V104H93ZM99 103H100V102H99ZM102 103H104V102H102ZM114 103H115V102H114ZM141 103H142V102H140V104H141ZM205 103H204V104H205ZM30 104H31V103H30ZM42 104H41V106H42ZM57 104H58V103H57ZM76 104H77V103H76ZM81 104H82V103H81ZM83 104H84V103H83ZM83 104H82V106L85 105V104H84V105H83ZM123 104H124V103H123ZM127 104H129V101H128ZM136 104H137V103H136ZM138 104H139V103H138ZM138 104H137V105H138ZM170 104H172V103H170ZM186 104H188V102H187ZM190 104H191V103H190ZM190 104H189L188 106H190L191 108L195 106L194 103H193L194 105L192 104L193 106H191ZM209 104H210V103H209ZM222 104H223V103H222ZM2 105H3V104H2ZM4 105H5V101H4ZM19 105H20V103H19ZM28 105H29V104H28ZM50 105H51V104H50ZM58 105H59V106H58ZM58 105L55 106V107H56V108H57V107L59 108L60 106H63V107H64V104L61 105V103H60V104H58ZM72 105L74 106L75 103L72 104ZM90 105H91V104H90ZM100 105H101V104H100ZM155 105L158 106L157 104H155ZM184 105H185V104H184ZM196 105H198V104H196ZM199 105H200V104H199ZM199 105H198V106H199ZM211 105H212V104H211ZM211 105H210V107H211ZM12 106H14V105H11V107H12ZM29 106H30V105H29ZM32 106H33V104H32ZM68 106H69V105H68ZM75 106H76V105H75ZM75 106H74V108H75ZM78 106H79V105H78ZM92 106H93V105H91V107H92ZM102 106H104V104H102ZM105 106H106V105H105ZM105 106H104V107H105ZM109 106H110V105H109ZM120 106H121V104H120ZM120 106H119V107H120ZM124 106H125V105H124ZM128 106H129V105H128ZM128 106H127V107H128ZM152 106H153V105H152ZM152 106L150 105L149 108L152 107ZM156 106H154V107H156ZM160 106H161V105H159V107H160ZM188 106H187V107H188ZM205 106H207V105L205 104ZM248 106H249V105H248ZM0 107H1V106H0ZM3 107H4V106H2V108H3ZM9 107H10V106H9ZM17 107H18V106H17ZM33 107H34V106H33ZM33 107H31V108H33ZM91 107H90V108H91ZM136 107L138 108V106H136ZM182 107L185 108L186 106H182ZM196 107H197V106H196ZM196 107H194V110H195ZM202 107H204V106L202 105ZM2 108H1V109H2ZM43 108H44V110L47 109L46 107H44V105H43ZM56 108H55V109H56ZM65 108H66V107H65ZM81 108H82V107H81ZM107 108H108V106H106V110H107ZM117 108H118V105H117ZM131 108H133V104H132V107H131ZM134 108H135V107H134ZM137 108H136V109H137ZM139 108H140V106H139ZM156 108H158V107H156ZM161 108H162V106H161ZM161 108H159V109H161ZM163 108L165 109V107H163ZM167 108H168V107H167ZM184 108H183V109H184ZM204 108H205V107H204ZM261 108H262V107H261ZM5 109H6V108H5ZM7 109L9 110V108H7ZM7 109H6V110H7ZM10 109H12V108H10ZM17 109H18V108H17ZM35 109H36V108H35ZM35 109L33 108L31 111H33V110H35ZM40 109H42V107H41V108H38L37 111L35 110L36 113L39 114L38 111H39ZM61 109H63V108H61ZM61 109L59 108L58 110H61ZM79 109H80V108H79ZM82 109H83V108H82ZM140 109H141V108H140ZM143 109H144V108H143ZM143 109H141V110H143ZM145 109H146V108H145ZM145 109H144V112L142 111V113H145ZM151 109H152V110L150 111V113L153 112V108H151ZM154 109H155V108H154ZM185 109H186V108H185ZM199 109H200V108H199ZM2 110H3V109H2ZM19 110H20V109H19ZM23 110H24V109H22V112L25 113ZM28 110H29V109H28ZM44 110H42V111H44ZM48 110H49V109H48ZM68 110H69V109H68ZM99 110H100V109H99ZM103 110H104V108H102V111H103ZM119 110L122 111V109H119ZM123 110H124V109H123ZM129 110H130V107H128V110H127V111H129ZM141 110H140V111H141ZM165 110H166V109H165ZM169 110H170V109L168 108V111H169ZM200 110L202 111V109H200ZM203 110H204V109H203ZM3 111H4V110H3ZM17 111H18V110H17ZM17 111H16V112H17ZM56 111H57V110H56ZM61 111L63 112V110H61ZM65 111H67V110H65ZM85 111H86V113H87V109H86V107H85ZM104 111H105V110H104ZM168 111H167V113H170V112H168ZM189 111H190V110H189ZM196 111H199V110L197 109ZM251 111H252V109H251ZM251 111H250V112H251ZM22 112L20 111V113H22ZM27 112H28V111H27ZM51 112H52V111H51ZM59 112H60V111H59ZM62 112L59 114L60 116L58 117V121H59V118L62 117L61 114L64 113V112H63V113H62ZM76 112H77V111H76ZM82 112H84V111H82ZM93 112H94V111H93ZM109 112H110V109L108 110V113H109ZM117 112H118V109H117ZM131 112H134V111H131ZM138 112H139V110H138ZM138 112H136V113L138 114ZM199 112H200V111H199ZM199 112H197V113L199 114ZM205 112H206V111H205ZM205 112L203 111L204 114H205ZM0 113H1V111H0ZM7 113H8V111H7ZM17 113H19V112H17ZM29 113H32V112H29ZM29 113H28V114H29ZM84 113H85V112H84ZM84 113H82V114H84ZM94 113H95V112H94ZM94 113H93V114H94ZM106 113H107V111H106ZM124 113H125V111H124ZM142 113H141V114H142ZM146 113H147V112H146ZM148 113H149V112H148ZM154 113H155V112H154ZM157 113H159V111H158ZM164 113H166V112L164 111ZM167 113H166V114H167ZM203 113H201V114H203ZM228 113H229V112H228ZM251 113H252V112H251ZM261 113H262V112H261ZM11 114H12V112H11ZM38 114H37V115H38ZM68 114H70V111H69ZM72 114H74V113H72ZM100 114H101V113H100ZM103 114H105V112H103ZM109 114H111V113H109ZM112 114H114V112H113ZM117 114H118V113H117ZM121 114H122V113H121ZM125 114H127V113H125ZM130 114H132V113H130ZM195 114H196V112H195ZM195 114H193V115H195ZM198 114H197V115H198ZM204 114H203V115H204ZM206 114H207V113H206ZM206 114H205V115H206ZM247 114H248V113H247ZM253 114H254V113H253ZM253 114H252V115H253ZM12 115H13V114H12ZM30 115L33 116V114H30ZM30 115H29V116H30ZM75 115H76V113H75ZM89 115H90V114H89ZM95 115H97V113H96ZM114 115H115V114H114ZM114 115H113V117H115ZM118 115H119V114H118ZM118 115H117V116H118ZM147 115H149V114H147ZM151 115H152V114H151ZM154 115H155V114H154ZM203 115H202V116H203ZM222 115H223V114H222ZM227 115H228V114H227ZM262 115H263V114H262ZM262 115H261V116H262ZM8 116H9V115H8ZM15 116H16V115H15ZM17 116H18V115H17ZM23 116H24V115H23ZM27 116H28V115H27ZM34 116H35V115H34ZM65 116H66V115H65ZM69 116H71V115H69ZM72 116H74V115H72ZM77 116H78V115H77ZM80 116H81V115H80ZM80 116H79V117H80ZM83 116H84V115H83ZM83 116H81V117L83 118ZM86 116H88V115L86 114ZM109 116H112V115H109ZM117 116H116V117H117ZM123 116H126V115H123ZM123 116H121V117L124 118ZM127 116H128V118H130V116H131V118H132V115H130V116L127 115ZM134 116H135V114H134ZM144 116H146V114H143V119H141L142 116H140V115L138 114V117H135V118H139V117H140V119H141L142 121H143V120H147V119H144V118H145ZM159 116H160V115H159ZM165 116H166V115L163 116V118H162L163 120H165V119L167 120V118H165ZM170 116L173 117V115H170ZM18 117H19V116H18ZM18 117H16V118H18ZM25 117H26V116H25ZM25 117H24V118H25ZM30 117H31V116H30ZM36 117H37V116H36ZM48 117H50V116H48ZM75 117H76V116H75ZM81 117H80V118H81ZM84 117H85V116H84ZM88 117H89V116H88ZM88 117H87V118H88ZM95 117H96V116H95ZM97 117H98V116H97ZM99 117L101 118V120L103 119V118H102L103 116L100 115ZM107 117H108V116H107ZM116 117H115V118H116ZM121 117H120V118H121ZM146 117H147V116H146ZM151 117H152V116H151ZM151 117H149V118H151ZM226 117H227V116H226ZM5 118H6V117H4V119H5ZM10 118H11V117H10ZM31 118H33V117H31ZM34 118H35V117H34ZM38 118H39V117H38ZM38 118H35V119H38ZM53 118H54V115H53ZM73 118H74V117H73ZM82 118H81V119H82ZM104 118H105V116H104ZM109 118H110V117H108V119H109ZM131 118H130V119H131ZM133 118H134V117H133ZM133 118H132V119H133ZM147 118H148V117H147ZM158 118H159V117H158ZM164 118H165V119H164ZM197 118H198V116H197ZM197 118H196V120H197ZM223 118H224V117H223ZM1 119H3V117H2ZM4 119H3V120H4ZM22 119H23V118H22ZM29 119H30V118H29ZM48 119H49V118H48ZM51 119H52V118H51ZM54 119H55V118H54ZM60 119H61V118H60ZM81 119H80V121H81ZM90 119L92 120V122H93V124H94V121L96 120L95 122H97V119H98V118H96V119L93 118V119H95L94 121H93L92 118H90ZM118 119H119V117H117V120H118ZM125 119L127 120V117H125ZM151 119H152V118H151ZM156 119H157V118H156ZM156 119H155V120H156ZM162 119H161V120H162ZM172 119H173V118H172ZM185 119H186V118H185ZM185 119H184V120H185ZM199 119H201V118H199ZM204 119H206V118H204ZM209 119H210V118H209ZM212 119H213V118H212ZM225 119H226V118H225ZM3 120H2V121H3ZM12 120H14V117L12 118ZM23 120H25L27 123H28V121H29L28 119H23ZM27 120H28V121H27ZM31 120H32V119H31ZM39 120H40V119H39ZM49 120H50V119H49ZM52 120H53V119H52ZM78 120H79V118H78ZM101 120H100V121H101ZM104 120H105V119H104ZM104 120H103V121H104ZM106 120H107V118H106ZM113 120H114V118H113ZM121 120H122V119H121ZM121 120H120L119 122H123V121H121ZM159 120H160V119H159ZM170 120H171V118H170ZM219 120H222V119H219ZM0 121H1V120H0ZM4 121H7V120H4ZM9 121L12 122L11 120H9ZM33 121H34V120H33ZM35 121H37V120H35ZM42 121H43V120H42ZM58 121H57L56 125L58 124ZM74 121H75V119H74ZM88 121H89V120H87V122H88ZM147 121H148V120H147ZM153 121H154V120H153ZM153 121H152V123L154 124L155 121H154V122H153ZM173 121H174V120H172V122H173ZM182 121H183V120H182ZM188 121H189L188 123H190V120H188ZM207 121H208V120H207ZM207 121H206V122H207ZM216 121H217V119H216ZM223 121H224V120H223ZM229 121H230V120H229ZM14 122H15V120H14ZM14 122H13V123H14ZM20 122H21V121H20ZM46 122H48V124H49V121H48V120H46ZM51 122H53V121H51ZM71 122H72V121H71ZM77 122H78V121H77ZM82 122H83V121H82ZM85 122H86V121H85ZM101 122H102V121H101ZM110 122H111V120H110L109 123H107V124L109 125ZM114 122H115V121H114ZM116 122H117V121H116ZM116 122H115L114 125H116ZM124 122H126V121H124ZM124 122H123V123H124ZM138 122H139V120H138ZM140 122H141V121H140ZM156 122H157V121H156ZM162 122H163V121H162ZM162 122H161L160 125H163ZM170 122H171V121H168L167 124H169ZM172 122H171V127L173 126L174 123H175L174 126H176V122H178V121L175 120V121L173 122V124H172ZM180 122H181V119H180ZM197 122H198V121H197ZM200 122H201V121H199L198 124H199ZM203 122H204V121H203ZM212 122H213V121H212ZM218 122H219V121H218ZM233 122H234V120H233ZM233 122L231 123V125H232V124L234 125ZM257 122H258V121H257ZM7 123H8V122H7ZM15 123H16V122H15ZM23 123H24V121H23ZM27 123H25V124L27 125ZM31 123H32V122H31ZM43 123H44V122H43ZM63 123H64V121H63ZM68 123H69V125H70V120H69ZM68 123H67V125H68ZM90 123H91V122H90ZM90 123H84V124H85V126H86V124L89 126ZM135 123H136V122H135ZM158 123H159V122H157V124H158ZM163 123H164V122H163ZM182 123H183V126H181L182 128L179 126L180 128H179L178 131H180V129L182 130V129L184 128V122H182ZM188 123H187L186 125H188ZM216 123H217V122H216ZM216 123H215V124H216ZM222 123H223V122H222ZM258 123H259V122H258ZM262 123H263V122H262ZM17 124H18V123H17ZM19 124H20V123H19ZM34 124L38 125L37 122H36V123L34 122L33 125H34ZM44 124H46V123H44ZM44 124H43V125L40 124V125H41L40 127L44 126ZM48 124H46V125H48ZM51 124H52V123H51ZM59 124H60V123H59ZM61 124H62V123H61ZM65 124H66V123H65ZM65 124H64V125H65ZM79 124H80V123H79ZM91 124H92V123H91ZM93 124H92V125H93ZM97 124H100V126H101V130L104 129V128L102 129V125H101L102 123H100V122L98 123V122H97ZM177 124H179V122H178ZM191 124H192V123H191ZM195 124H197V123H195ZM195 124H194V125H195ZM201 124H202V123H201ZM206 124H207V123H206ZM236 124H237V123H236ZM12 125H14V124H12ZM20 125H21V124H20ZM23 125H24V124H23ZM36 125H34V126H32V127H36ZM46 125H45L44 127H46ZM52 125H53V126H51V128L54 127L55 124H52ZM56 125H55V128H56ZM62 125H63V124H62ZM62 125H61V128H62ZM74 125H75V126H76V125L78 126L77 123L74 124ZM80 125H81V124H80ZM82 125H83V123H82ZM112 125H113V124H112ZM124 125L127 126L128 123H127V124H124ZM135 125H136V124H135ZM145 125H146V124H145ZM160 125H158V126H160ZM164 125H165V124H164ZM228 125H230V122H229ZM261 125H262V124H261ZM14 126L16 127L17 125H14ZM24 126H25V125H24ZM28 126H29V125H28ZM57 126H58V125H57ZM72 126H73V125H72ZM95 126H96V123H95ZM97 126H98V125H97ZM116 126H117V125H116ZM119 126H120V125H119ZM136 126H138V125H136ZM142 126H143V124H142ZM154 126H155V125H154ZM154 126H153V125H152V126L149 125L148 128L150 129V127H153V129L155 130ZM158 126H157V127H158ZM196 126H197V125H196ZM198 126H199V125H198ZM202 126H203V124H202ZM202 126H201V127H202ZM217 126H218V125H217ZM224 126H225V125H224ZM4 127H5V126H4ZM9 127H10V125H9ZM15 127H14V129H15ZM17 127H18V126H17ZM32 127H31V125H30V129H31ZM48 127H49L48 130H50V125L47 126V128H48ZM67 127H68V126H67ZM93 127H94V125H93ZM108 127H110V126H108ZM108 127H107V128H108ZM114 127H115V126H114ZM117 127H118V126H117ZM124 127H125V126H124ZM124 127H122V128H124ZM127 127H129V126H127ZM127 127H126V129L129 130ZM134 127H135V126H134ZM146 127H147V125H146ZM162 127H163V126H162ZM166 127L169 128V125L166 126ZM166 127H165V128H166ZM171 127H170V129H171ZM176 127H177V126H176ZM185 127L187 128V126H185ZM190 127L193 128V124H192V126H190ZM201 127H200V129H201ZM213 127H214V126H213ZM22 128H23V127H22ZM36 128H37V127H36ZM47 128H46V130H45V128H43V130H44V131H47ZM58 128H59V126H58ZM58 128H57V129H58ZM64 128H65V126H64ZM75 128H76V127H75ZM78 128H79V126H78ZM85 128H86V132L90 134V132H91L92 130H91L90 132L87 131V129H90V127L87 128V126H86ZM144 128H145V127H144ZM165 128H164V131L162 132V134L165 132ZM197 128H198V127H197ZM202 128H203V127H202ZM5 129H6V128H5ZM10 129H11V128H10ZM28 129H29V128H27L26 130H28ZM33 129H34V128H33ZM53 129H54V128H53ZM83 129H84V128L82 127L81 130H83ZM110 129H111V128H110ZM110 129L108 128V130H110ZM117 129L119 130V127H118ZM124 129H125V128H124ZM131 129H132V126H131ZM137 129H138V127H137ZM149 129H147V130H149ZM159 129H160V128H159ZM166 129H167V128H166ZM215 129H216V128H215ZM3 130H4V129H3ZM11 130H12V129H11ZM11 130H10V135H11V134L13 135V131H11ZM20 130H21V135H22V134L24 135L25 132L22 131V129H20V128H19V130L17 129V130H15L14 132H18V133H19ZM31 130H32V129H31ZM31 130H29V131H31ZM40 130H42V129L39 128V131H40ZM51 130H52V129H51ZM58 130H61V129H58ZM72 130H73V128H72ZM72 130L70 129L69 131H72ZM76 130H77V129H76ZM98 130H99V132H97ZM114 130H115V129H114ZM114 130H113V132H114ZM135 130H136V129H134V131H135ZM145 130H146V128H145ZM145 130H144V131H145ZM147 130H146V131H147ZM157 130H158V129H156V131H157ZM162 130H163V129H161V131H162ZM171 130H172V129H171ZM175 130H176V129H175ZM189 130H192V129L189 128ZM189 130H188V131H189ZM198 130H199V129H198ZM198 130H197V132H199ZM213 130H214V129H213ZM217 130H218V128L216 129V131H217ZM36 131H37V130H36ZM36 131H35V132H36ZM55 131H56V129H55ZM61 131H62V130H61ZM61 131H60V134H61ZM64 131H65V130H64ZM66 131L68 132V129H67ZM66 131H65V132H66ZM97 131H96V133H101V134H96V133H95V134H96L95 137H98L97 135H101V136H102V134L104 133L103 131L100 132V128L97 129ZM106 131H107V130H106ZM120 131H121V130H120ZM144 131H143V132H144ZM158 131H159V130H158ZM167 131H170V130L168 129ZM167 131H166V134H167ZM182 131H183V130H182ZM188 131H187V132H188ZM200 131H201V130H200ZM210 131H211V130H210ZM260 131H262V129H261ZM11 132H12V133H11ZM23 132H24V133H23ZM33 132H34V131L29 132V136H30L31 134H35V138L39 135L38 133H41V134L44 133L43 131H41V132H38V131H37L36 133H37L38 135L36 136V133H33ZM42 132H43V133H42ZM49 132L51 133L52 131H49ZM72 132H75V131H72ZM80 132H81V131H80ZM80 132H79V134H81ZM84 132H85V130H84ZM86 132H85V133H86ZM113 132H112V133H113ZM125 132L127 133L126 130H125ZM129 132H130V130H129ZM140 132H141V131H140ZM147 132H148V131H147ZM151 132H152V131H151ZM175 132H176V131H175ZM191 132H192V131H191ZM30 133H31V134H30ZM46 133L49 134L48 132H46ZM52 133H53V132H52ZM69 133H71V132H69ZM77 133H78V132H77ZM87 133H86V134H87ZM107 133H108V135H109V132H108V131H107ZM107 133H106V134H107ZM110 133H111V132H110ZM112 133H111V134H112ZM115 133H116V132H115ZM118 133H119V132H118ZM123 133H124V132H123ZM123 133H121V134H123ZM133 133H135V132H133ZM141 133H142V132H141ZM148 133H149V132H148ZM155 133L157 134L156 137H159V135L161 134V133L159 134V132H155ZM171 133H172V132H171ZM173 133H174V131H173ZM173 133H172V134H173ZM176 133H177V132H176ZM179 133H180V132H178V136L181 138V136H180ZM193 133H194L195 136H197V135L195 134V132H193ZM199 133H200V132H199ZM215 133H216V132H215ZM257 133H258V132H257ZM260 133H261V132H260ZM14 134H15V133H14ZM26 134H28V133H26ZM47 134H46V138L48 139V137H49V139H50V136L47 135ZM62 134L64 135V132H63ZM62 134H61V135H62ZM73 134H74V133H73ZM75 134H76V132H75ZM83 134H84V133H83ZM95 134H94V135H95ZM111 134H110V135H111ZM113 134H114V133H113ZM113 134H112V135H113ZM131 134H132V132H131ZM131 134H130V135H131ZM135 134H136V133H135ZM135 134H134V135H135ZM137 134L139 135V133H137ZM144 134H146V132H145ZM144 134H142V135H140V136H142V138H143V135H144ZM151 134H152V133H151ZM158 134H159V135H158ZM162 134H161V135H162ZM164 134H165V133H164ZM164 134H163V135H164ZM166 134H165V135H166ZM168 134L171 135L169 132H168ZM207 134H208V133H207ZM12 135H11V136H12ZM18 135H20V133L17 134L16 136L18 137ZM23 135H22V136H23ZM53 135H54V137H55V134H53ZM68 135H69V134H68ZM87 135H88V134H87ZM92 135H93V134H92ZM92 135H91V136H92ZM108 135H107V136H108ZM146 135L149 136L148 134H146ZM146 135H144V136H146ZM169 135H166V136H169ZM173 135H174V134H173ZM176 135H177V134H176ZM176 135H175V136H176ZM202 135H203V134H202ZM202 135H201V136H202ZM16 136H15V138H16ZM24 136H25V135H24ZM24 136H23V140H22V139L20 140L21 143H22L23 141H24L23 143H25V141L27 142V139H26V138L24 139ZM27 136H28V135H26V137H27ZM32 136L34 137V135H32ZM32 136L29 138L30 141H31L32 138H33ZM42 136H43V135H42ZM47 136H48V137H47ZM57 136H58V135H56V137H57ZM59 136H60V135H59ZM64 136H65V135H64ZM76 136H77V135H75V138H76ZM79 136H80V135H78V137H79ZM83 136H84V135H83ZM91 136H88V137H91ZM103 136H105V133H104ZM107 136H106V137H107ZM115 136H116V135H115ZM115 136H114V137H115ZM118 136H119V134H118ZM118 136H117V137H118ZM122 136H123V135H121V138H122ZM127 136H128V135H126V138H125V139H126V140L128 139V141H129L130 138H127ZM132 136H133V135H132ZM140 136H139L138 138L136 137V138H137V144L139 143L138 141H139ZM152 136H154V135L152 134ZM166 136H165V137H166ZM185 136H187V135H185ZM201 136H200V137H201ZM209 136H211V133H210ZM4 137H5V136H4ZM44 137H45V136H43V140H44L43 142H45L44 144H46V141H45ZM54 137H53V138H54ZM66 137H67V136H66ZM69 137H72L71 134H70V136H68V138H69ZM81 137H82V136H81ZM81 137H80V138H81ZM84 137H85V136H84ZM93 137H94V136H92V138H93ZM99 137H100V136H99ZM117 137H116V138H117ZM123 137H124V136H123ZM128 137H129V136H128ZM176 137H177V136H176ZM176 137H175V138H176ZM188 137H189V136H188ZM188 137H187V138H188ZM191 137H192V136H191ZM200 137H199L198 140H201ZM0 138H1V136H0ZM2 138H3V137H2ZM37 138H38V137H37ZM40 138H41V137H40ZM53 138L50 139V140H52V141H53V140H56L55 138H54V139H53ZM86 138H87V137H86ZM92 138H91V143L93 142L92 145L94 146V141H96V139H98V138H96V139L94 138L93 140H92ZM109 138H111V137H109ZM118 138H119V137H118ZM134 138H135V137H134ZM136 138L133 139V140H131L132 143H136V141H134V140H136ZM142 138H141V139H142ZM163 138H164V137H163ZM173 138H174V137H173ZM173 138H172V141L174 142ZM184 138H185V137H184ZM202 138H203V137H202ZM205 138H206V137H205ZM205 138H204V139H205ZM10 139H11V138H9V140H10ZM49 139H48V141H50ZM57 139H58V138H57ZM59 139H61V138H59ZM59 139H58L57 141H60ZM64 139H65V138H63L62 140H64ZM73 139H74V137H73ZM84 139H85V138H84ZM87 139H89V138H87ZM101 139H102V138H101ZM104 139L106 140L105 137H104ZM104 139H103V140H104ZM122 139H123V138H122ZM125 139H124V140H125ZM143 139H144V138H143ZM152 139H153V138H151V141H152ZM158 139L161 140V138H158ZM158 139H156L157 142L159 141ZM165 139H167V137H166ZM165 139H164V141H165ZM177 139H178V138H177ZM207 139H209V138H207ZM2 140H3V139H2ZM11 140H12V139H11ZM11 140H10V141H11ZM34 140H35V139H34ZM36 140H38V139H36ZM103 140H101V141H103ZM118 140H119V139H118ZM124 140H122V141L124 142ZM145 140H146V138H145ZM145 140H144V141H145ZM149 140H150V138H148V142H150ZM186 140H187V139H186ZM186 140H185V141H186ZM188 140H190V139L188 138ZM202 140H203V139H202ZM202 140H201V143H203ZM247 140H248V139H247ZM4 141H5V140H4ZM6 141L9 142L8 140H6ZM12 141H13V140H12ZM30 141H28V142H30ZM69 141H70V139H69ZM69 141H66V142L68 143ZM74 141H75V140H74ZM79 141H82V140L79 139L77 142H79ZM88 141H89V140H88ZM106 141H107V140H106ZM106 141L103 142V144L106 143ZM108 141H110V140L108 139ZM108 141H107V143H106L107 146L109 145V144H108V143H109ZM113 141H114V142H117L116 139H114ZM133 141H134V142H133ZM140 141H141V140H140ZM146 141H147V140H146ZM146 141H145V142H146ZM164 141H162V142L164 143ZM172 141H171V143H172ZM185 141H184V142H185ZM191 141H193V137H192V140H191ZM245 141H246V140H245ZM7 142H4V143L6 144ZM20 142H19V143H20ZM40 142H42V141H40ZM43 142L40 143L41 146H42ZM55 142H56V141H55ZM66 142H65V144H67ZM82 142H84V141H82ZM82 142H80V143H82ZM97 142L100 143V141H98V140H97ZM114 142L111 141V143H113V145H114ZM118 142H119V141H118ZM118 142H117V144H118ZM123 142H121V143H123ZM125 142H126V144H129V143L132 144L131 142H129V143H128L127 141H125ZM125 142H124V143H125ZM148 142H147V143H148ZM162 142H158V143H161V144H162ZM177 142H179V140H177ZM181 142H183V141H180V143H181ZM195 142H196V141H195ZM246 142H247V141H246ZM11 143H13V142H11ZM14 143H15V141H14ZM23 143H22V144H23ZM34 143H35V142H34ZM48 143H49V142H47V145H48ZM51 143H52V142H51ZM53 143H54V142H53ZM53 143H52V144H53ZM62 143H63V142H62ZM71 143H72V142H71ZM71 143H70V144L68 143V146L72 145ZM80 143H79V144L77 143V145L79 146ZM95 143H96V142H95ZM165 143H166V142H165ZM175 143H176V142H175ZM180 143H179V144H180ZM192 143H193V142H192ZM198 143H200V142H198ZM207 143H211V141H210V142H207ZM237 143H239V142H237ZM5 144H4V145H5ZM7 144H8V143H7ZM31 144H32V142H31ZM31 144L29 143V144H27V145H30V146H31ZM49 144H50V143H49ZM52 144H51V145H52ZM55 144H56V143H55ZM65 144H64V145H65ZM74 144H75V142H74ZM74 144H73V145H74ZM101 144H102V142H101ZM119 144H120V143H119ZM150 144H151V145H150V147H151L153 144H152V143H150ZM179 144H178L177 148H179V146H180ZM182 144H183V143H182ZM182 144H181V146H182ZM205 144H206V142H205ZM211 144H212V143H211ZM211 144H210V145H211ZM15 145H16V143H15ZM33 145H35V144H33ZM36 145L40 146L39 143H37ZM47 145H46L45 147L48 149L49 147H48ZM56 145H58V144H56ZM61 145H62V144H61ZM77 145H76V146H77ZM85 145H86V144H85ZM92 145L90 144V146H92ZM97 145H98V144H97ZM110 145H112V144H110ZM121 145L124 146L125 144H121ZM135 145H136V144H135ZM135 145H134V146H135ZM140 145H141V144L139 143V146H140ZM147 145H148V144H147ZM159 145H160V144H159ZM166 145H167V144H166ZM168 145H169V144H168ZM183 145H184V144H183ZM193 145H194V144H192V146H193ZM207 145H208V144H207ZM0 146H1V145H0ZM5 146H6V145H5ZM5 146L2 145V147H0V149H1V148L3 149ZM17 146H18V145H17ZM19 146H20V144H19ZM24 146H26V145H24ZM41 146H40V149H41ZM68 146H66V147H68ZM78 146H77V147H78ZM87 146H88V145H87ZM93 146H92V149H93V148L95 149L96 145H95V147H93ZM116 146H118V145H114L112 148L115 150L114 147H116ZM125 146H127V145H125ZM130 146H131V145H130ZM130 146H129V147H130ZM137 146H138V145H137ZM155 146L157 147L158 145H155ZM202 146H203V145H202ZM7 147H9V146H7ZM12 147H14V149H17V148H15V146H12ZM21 147H22V145H21ZM21 147H20V148H21ZM31 147H32V146H31ZM31 147H30V148H31ZM52 147H53V146H51V148H52ZM57 147H58V146H57ZM61 147H62V146H61ZM66 147H65V148H66ZM81 147H82V145H81ZM99 147H100V145H99ZM103 147H105V146H103ZM147 147H148V146H147ZM156 147H155V148H156ZM158 147H159V146H158ZM162 147H163V146H162ZM164 147H165V145H164ZM167 147H168V146H167ZM172 147H175V146H172ZM172 147H171V148H172ZM182 147H183V146H182ZM182 147H180V149H179L180 151H182V149H181ZM207 147H208V146H207ZM10 148H11V146H10ZM20 148H18V150H19ZM25 148L27 149V147H25ZM25 148H24V149H25ZM33 148H34V147H33ZM36 148H39V147H36ZM36 148H34V149L36 150ZM55 148H56V147H54V149H55ZM65 148H64V149H65ZM78 148H80V147H78ZM135 148H136V147H135ZM135 148H133V149H135ZM138 148H139V147H138ZM143 148H144V147H143ZM159 148H160V147H159ZM175 148H176V147H175ZM188 148H189V147H188ZM196 148H197V147H195L194 149H196ZM199 148H200V147H199ZM199 148H197V149H199ZM211 148H212V147H211ZM22 149H23V148H22ZM22 149H21V151H22ZM24 149H23V150H24ZM34 149H33V152H36V153L39 152V151H37V150L34 151ZM40 149H39V150H40ZM49 149H50V148H49ZM56 149H57V148H56ZM58 149H59V147H58ZM58 149H57V151H58ZM61 149H62V148H61ZM64 149H63V150H64ZM68 149H69V148H68ZM73 149H75L74 146H73ZM73 149H72V150L70 149V150L72 151V153H73ZM84 149H85V148H84ZM92 149L90 150V148H89L90 151L87 149V152H91ZM107 149H108V148H107ZM107 149H106V150H107ZM123 149H125V147H124ZM131 149H132V148H131ZM133 149H132V153H133ZM139 149H140V148H139ZM139 149H137V150H139ZM146 149H147V148H146ZM150 149H151V148H150ZM153 149H154V145H153ZM157 149H158V148H157ZM157 149H156V151H158ZM167 149L169 150V148H167ZM189 149L191 150V148H189ZM194 149L192 150L193 152H194ZM201 149H202V148H200V151H201ZM205 149H206V148H205ZM205 149H204V151H205ZM208 149H210V147H209ZM208 149H207V150H208ZM7 150H9V149H7ZM18 150H17V151H18ZM29 150H30V149H29ZM51 150H52V149H51ZM51 150H50V151H51ZM66 150H67V149H66ZM81 150H83V148H82ZM85 150H86V149H85ZM109 150H111V148H109ZM114 150H112L113 153H114ZM126 150H127V149H126ZM129 150H130V149H129ZM168 150H167V151H168ZM172 150H173V149H172ZM184 150L187 151L188 149H184ZM210 150H212V149H210ZM19 151H20V150H19ZM25 151H26V150H25ZM25 151H24V153H25ZM27 151H28V150H27ZM42 151H43V150H42ZM44 151H45V150H44ZM46 151H47V150H46ZM57 151H56V150H55V151L53 150V151H51V152H57ZM67 151H68V150H67ZM67 151H65V152H67ZM100 151H101V152L103 151V150L101 149V147H100ZM100 151H99V153H100ZM107 151H108V150H107ZM120 151H122V155L126 154V153L124 152V150H119V152H120ZM144 151H145V150H144ZM144 151H143V152H144ZM152 151H153V150H152ZM160 151H162V150H160ZM160 151H159V153H160ZM164 151H166V150H164ZM170 151H171V150H170ZM176 151H177V150H176ZM180 151H179V152H180ZM188 151H189V150H188ZM195 151H196V150H195ZM202 151H203V150H202ZM202 151H201V153H202ZM3 152H4V151H3ZM3 152H2V153H3ZM5 152H7V151H5ZM9 152H12L13 155H15L14 152L11 151V149H10V151H8V153H9ZM15 152H16V151H15ZM31 152H32V150H31ZM31 152H30V153H31ZM33 152H32V153H33ZM47 152H49V150H48ZM51 152H49V154H50ZM78 152H79V150H78ZM80 152H81V151H80ZM83 152H84V151H83ZM83 152H82V153H83ZM105 152H106V151H105ZM123 152H124V153H123ZM134 152H136V150H134ZM137 152H138V151H137ZM139 152H140V151H139ZM143 152H142V153H143ZM173 152H174V151H173ZM179 152L177 151L176 154L179 153ZM182 152H183V151H182ZM182 152H181V153H182ZM213 152H214V148H213L212 153H213ZM0 153H1V152H0ZM22 153H23V151H22ZM60 153H61V152H60ZM63 153H64V152H63ZM69 153H70V151H69ZM69 153L67 152L66 154H63V155H64V156H67ZM75 153H76V152H75ZM91 153H92V152H91ZM94 153H95V152H94ZM107 153H108V152H107ZM120 153H121V152H120ZM128 153L130 154V152H128ZM128 153H127V154H128ZM150 153H151V152H149V155H150ZM153 153H154V152H153ZM174 153H175V152H174ZM186 153H187V152H185L184 154L186 155ZM188 153H190V152H188ZM191 153H192V152H191ZM198 153H199V151H198ZM201 153H199V154H201ZM210 153H211V152H210ZM210 153H209V154H210ZM6 154H7V153H6ZM34 154H35V153H34ZM46 154H47V153H46ZM49 154H48V156H49ZM58 154H59V152H58ZM61 154H62V153H61ZM80 154H81V153H80ZM85 154H87V153H85ZM88 154H89V153H88ZM105 154H106V153H105ZM108 154H109V153H108ZM127 154L124 156V158L127 156ZM129 154H128V155H129ZM133 154H134V153H133ZM133 154H132V155H133ZM136 154H137V153H136ZM136 154H135V157H136ZM156 154H158V153H156ZM161 154H162V153H161ZM167 154H168V153H167ZM167 154H166V156H167ZM170 154H171V153H170ZM176 154H175V156H176ZM184 154H183V155H184ZM0 155H2V154H0ZM7 155H9V154H7ZM11 155H12V154H11ZM18 155H19V154H16V158H17ZM36 155H38V154H36ZM39 155H41V154H39ZM42 155H43V153H42ZM42 155H41V156H42ZM44 155H45V153H44ZM52 155H53V154H52ZM69 155H70V154H69ZM71 155H73V157H71V156H70V157L72 158V162H74V161H73V159H74V154H71ZM75 155H76V154H75ZM91 155H92V154H90V156H91ZM93 155H94V154H93ZM96 155H97V154H96ZM132 155H131V156H132ZM139 155H140V154H139ZM154 155H155V154H154ZM162 155H163V154H162ZM162 155H161V156H162ZM168 155H169V154H168ZM189 155H190V154H189ZM189 155H188V156H189ZM206 155L208 156V154H206ZM206 155H205V156H206ZM26 156H27L26 154H25V155L23 154V156H21V153H20L19 158L21 159V161H20L19 158H17V159L19 160V163L22 162V160H23V163H25V161H26V164H27V160H29V159H27ZM29 156H30V155H29ZM33 156L36 157L35 155H33ZM41 156H39V157H41ZM45 156H46V155H45ZM48 156H47V157H48ZM80 156H81V155H80ZM82 156H83V158H84V155H82ZM82 156H81V157H82ZM90 156H88V157H90ZM103 156H104V154L102 153V157H103ZM109 156H111V155L109 154ZM109 156L107 155V158L105 157L106 161H107V159H109ZM143 156H145V155H143ZM152 156H153V155H152ZM164 156H165V155H164ZM177 156H179V155H177ZM180 156H181V155H180ZM191 156H192V155H191ZM193 156H194V155H193ZM207 156H206V158H207ZM21 157H22V158H21ZM23 157H24V159H23ZM27 157H28V156H27ZM39 157H38V158H39ZM51 157H52V156H51ZM57 157H58V155H57ZM62 157H63V156H61V159L64 160V157H63V158H62ZM78 157H79V155H78ZM78 157H77V158H78ZM86 157H87V155H86ZM86 157H85V158H86ZM93 157H95V155L92 156V159H93ZM97 157H98V155H97ZM118 157H119V155H118ZM118 157H116V158H118ZM128 157H130V155H129ZM139 157H140V156H139ZM159 157H160V155H159ZM169 157H170V156H169ZM181 157H182V156H181ZM198 157H199V156H198ZM5 158H7V156L4 157V158L2 157V159H5ZM12 158H13V157H12ZM12 158H11V157L9 158V156H8V159H7L8 161H7V160H3L4 162H2V163H7V162L10 163V161L12 160ZM25 158H26V160H25ZM41 158H42V157H41ZM41 158H39V160H40ZM44 158H45V157H44ZM44 158H43V159H44ZM54 158H55V157H54ZM85 158H84V160H85ZM99 158H100V157H99ZM99 158H98V159H99ZM113 158H115V157H113ZM124 158H123V156H122V159H124ZM136 158H137V157H136ZM153 158H154V157H153ZM157 158H158V157H157ZM162 158H163V157H162ZM164 158H165V157H164ZM185 158H186V157H185ZM187 158H188V157H187ZM192 158H193V157H192ZM192 158L190 157L189 160L191 159V161H194V159H192ZM211 158H212V157H211ZM211 158H209V160H210ZM2 159L0 158L1 161H2ZM9 159H10V160H9ZM17 159H16V160H17ZM46 159H47L46 161H49V160H48L49 158H46ZM52 159H53V158H52ZM55 159H56V158H55ZM61 159H60V160H61ZM66 159H68V157H67ZM79 159H80V157L78 158V160H79ZM86 159H87V158H86ZM96 159H97V158H96ZM96 159H95V160H96ZM111 159H112V158H111ZM131 159H134V158H131ZM144 159H145V157H144ZM147 159H148V155L146 156V159H145V160H147ZM158 159H160V158H158ZM158 159H157V160H158ZM166 159H167V158H166ZM166 159H165V160H166ZM176 159H178V158H176ZM196 159H197V158H196ZM199 159H200V158H199ZM232 159H233V158H232ZM32 160H33V159H32ZM34 160H35V159H34ZM34 160H33V162H32V161H31V162L34 163V162H35ZM53 160H54V159H53ZM53 160L50 159V161L54 162ZM63 160H61L62 164H63V162H64V164H65V160H64V161H63ZM69 160H70V159H69ZM78 160L76 159V161H78ZM89 160H90V162H91V159H89ZM89 160H88V161H89ZM99 160H101V158H100ZM99 160L96 161L94 164L96 165V163H98ZM114 160H115V159H114ZM117 160H118V159H117ZM124 160H125V159H124ZM124 160H122V161H124ZM136 160H138V166H139V158L136 159ZM165 160H163V161H164V163H165V167H166V165L168 164V163L166 164V162H167L168 160H166V161H165ZM180 160H181V159H180ZM183 160H184V159H183ZM185 160H186V159H185ZM200 160H201V159H200ZM205 160H206V159H205ZM207 160H208V158H207ZM6 161H7V162H6ZM37 161H38V159H37ZM43 161H45V159H44ZM43 161H41V162H42V165H43V166H42V171H41V172H43V169H44L43 167H44L45 164L47 163V162L45 161L46 163L44 164ZM55 161L58 162L57 165H59V160H58V161L55 160ZM66 161H67V160H66ZM80 161H82V159H81ZM80 161H78V162L81 163ZM88 161H87V163H88ZM103 161H104V160H103ZM125 161H127V157H126V160H125ZM148 161H149V160H148ZM148 161H147V162H148ZM151 161H152V160H151ZM158 161H159V160H158ZM158 161H157V163H158ZM197 161H199V160H197ZM231 161H232V160H231ZM231 161H230V162H231ZM11 162H12V161H11ZM38 162H39V161H38ZM78 162H75L76 164H74V165H77ZM83 162L85 163L86 160H85V161H82V163H83ZM90 162H89V163H90ZM118 162H119V160H118ZM130 162H132V161H130ZM141 162H142V161H141ZM147 162L145 161L142 165H144L145 163L147 164ZM154 162H155V163H154V165H155V164H156V161H154ZM168 162H169V161H168ZM176 162H177V161H176ZM181 162H183V161H181ZM194 162H195V161H194ZM238 162H239V161H238ZM12 163H13V162H12ZM12 163H11V165H12ZM17 163H18V162H16V165H17ZM23 163H20V165H19V166H20V167H19L20 172H23V170H25V168L20 169V168L24 165ZM89 163H88V164H89ZM99 163H100V162H99ZM104 163H105V162H104ZM109 163H110V160L108 161V164H109ZM113 163H114V165H115V163H117V162L114 161ZM113 163H112V165H113ZM121 163H122V162H121ZM123 163H124V162H123ZM132 163H134V162H132ZM162 163H163V162H162ZM162 163H159V166H161ZM169 163H170V162H169ZM184 163H185V162H184ZM186 163H187V161H186ZM202 163H204V162H202ZM205 163H206V162H205ZM14 164H15V161H14ZM14 164H13V165H14ZM22 164H23V165H22ZM36 164L38 165V164H41V163H37V162H36ZM52 164H53V163L50 162V167H51V168H52ZM60 164H61V163H60ZM62 164H61V166H62ZM94 164H93V165H94ZM100 164H101V163H100ZM125 164H127V163H125ZM130 164H131V163H130ZM140 164H141V163H140ZM160 164H161V165H160ZM173 164H174V163H173ZM176 164H178V163H176ZM187 164H188V163H187ZM191 164H192V163H191ZM193 164H194V163H193ZM193 164L191 165V167H193ZM196 164H197V163H196ZM210 164H212V163H210ZM0 165H1V163H0ZM5 165H6V164H4V166H3V164H2L3 167H5ZM11 165H10L9 167H11ZM13 165H12V166H13ZM21 165H22V166H21ZM31 165H32V164H31ZM65 165H66V164H65ZM85 165H86V164H85ZM97 165H98V164H97ZM109 165H110V164H109ZM119 165H121V164L119 163ZM133 165H134V164H133ZM135 165H137V162H136ZM135 165H134V166H135ZM147 165H148V164H147ZM147 165H146V166H147ZM179 165H180V164H179ZM182 165H183V164H182ZM202 165H203V164H202ZM206 165H207V164H205V167H206ZM234 165H236V164H234ZM242 165H243V164H242ZM6 166H8V165H6ZM29 166H30V165H29ZM29 166H27L28 168L25 166L26 169H27L28 171H30V170H29V169H30ZM35 166H36V165H35ZM39 166H41V165H39ZM46 166H47V167H46ZM46 166H45V167H46L45 169L48 168L49 163H48ZM55 166H56V165H55ZM55 166H53V167H55ZM72 166H73V165H72ZM77 166L79 167V164H78ZM77 166H76V167H77ZM102 166H103V165H102ZM128 166H129V162H128ZM146 166H145V167H146ZM157 166H158V165H157ZM159 166H158V167H159ZM183 166H184V165H183ZM236 166H237V165H236ZM9 167H7V168L9 169ZM15 167L17 168V166H15ZM15 167L13 166V168H15ZM23 167H24V166H23ZM36 167L38 168V166H36ZM57 167H58V166H57ZM67 167H68V166H67ZM74 167H75V166H74ZM74 167H73V168H74ZM84 167H85V166H84ZM84 167L82 168V166H81L82 171H85V170H84ZM86 167H89V165L86 166ZM86 167H85V168H86ZM106 167H108V165H107ZM109 167H111V169H112L113 166H109ZM109 167H108V168H109ZM119 167H120V166H119ZM119 167L117 168V166H116V168H114V170L116 169V171L118 172V171L120 170ZM123 167H124V166H123ZM125 167H126V166H125ZM136 167H137V166H136ZM142 167H143V166H142ZM142 167H141V168H142ZM147 167L152 168V167H154V166L151 167V165H149V166H147ZM158 167H157V168H158ZM162 167H163V166H162ZM207 167H208V166H207ZM209 167H210V168H209ZM209 167H208V168L211 169V166H210V165H209ZM1 168H2V167H0V170H1V173H2V172L4 171V168H3V169H1ZM11 168H12V167H11ZM31 168H32V167H31ZM62 168H63V170H64V167H63V166H62ZM81 168H76V169L74 168V169L77 171V169H81ZM101 168H102V167H101ZM101 168H100V166H99V169H100V170H101ZM108 168H107V169H108ZM139 168H140V167H139ZM141 168H140V169H141ZM178 168H179V167H178ZM181 168H182V166H181ZM189 168H190V166H189ZM189 168H188V169H189ZM200 168H202V166H201ZM215 168H216V167H215ZM228 168H229V167H228ZM228 168H227V169H228ZM237 168H238V167H237ZM35 169H36V168H34L33 170H35ZM52 169H53V168H52ZM52 169H51V172H52ZM54 169H55V168H54ZM54 169H53V172L56 173V172L54 171ZM60 169H61V167H60ZM71 169H72V168H71ZM89 169H90V168H87L88 172H89ZM93 169H95V170L97 169V171L94 170L95 172H94V171H90V172H94V173L96 174V172H98V167L93 168ZM107 169H106V172H107ZM109 169H110V168H109ZM118 169H119V170H118ZM127 169H128V168H127ZM130 169H131V168H130ZM134 169H135V168H134ZM146 169H147V168H146ZM155 169H156V168H155ZM155 169H154V170H155ZM175 169H176V168H175ZM179 169H180V168H179ZM198 169H199V168H198ZM203 169H204V165H203ZM206 169H207V168H206ZM222 169H223V168H222ZM233 169H234V168H233ZM5 170H6V169H5ZM11 170H12V169H11ZM11 170H10V172H11ZM14 170H17V169H14ZM14 170H12V171H14ZM19 170H17L16 172H19ZM21 170H22V171H21ZM55 170H57V173H58V168L55 169ZM61 170H62V169H61ZM65 170H66V168H65ZM135 170H136V169H135ZM142 170H143V169H142ZM144 170H145V169H144ZM144 170H143V171H144ZM148 170H149V169H148ZM150 170H153V169H150ZM150 170H149V171H150ZM160 170H161V169H160ZM165 170L167 171V169L163 168V171H165ZM180 170H182V169H180ZM189 170H191V168H190ZM199 170L201 171V169H199ZM204 170H205V169H204ZM204 170H202V171H204ZM213 170H214V168H213ZM213 170H212V171H213ZM6 171H8V170H6ZM28 171H25V172H24L26 176H27V174H30V173H31V172H30V173H27V174H26V172H28ZM35 171H36V170H35ZM38 171H39V168H38ZM49 171H50V170H49ZM59 171H60V170H59ZM71 171H72V170H71ZM76 171H75V173H76ZM82 171L80 170V172H82ZM102 171H103V170H102ZM104 171H105V170H104ZM109 171H110V170H109ZM116 171H115V173H117ZM120 171H121V170H120ZM120 171H119V172H120ZM124 171H125V168H124ZM132 171H133V170L131 169L130 172H132ZM137 171H138V169L136 170V172H137ZM146 171H147V170H146ZM146 171L144 172L145 174H146ZM149 171H148V172H149ZM155 171H156V170H155ZM155 171H154V172H155ZM158 171H159V169L157 170V172H158ZM161 171H162V170H161ZM161 171H160V173H161ZM175 171H176V170H175ZM192 171H193V170H192ZM194 171H196V170L194 169ZM208 171H209V170H208ZM220 171H221V170H220ZM222 171H223V170H222ZM10 172H9V174H10ZM41 172H39V173H41ZM51 172H50V173H51ZM106 172H105V173H106ZM130 172H129V173H130ZM139 172H141V170H140ZM172 172H174V171H171V176H172ZM181 172H182V171H181ZM186 172H188V170H187ZM240 172H241V171H240ZM1 173H0V174H1ZM32 173H33V172H32ZM35 173L38 174V172H35ZM35 173H34V174H35ZM46 173H47V172H46ZM50 173H49V174H50ZM60 173H61V172H60ZM63 173L65 174V172H63ZM68 173H69V172H68ZM72 173H73V172H72ZM72 173H71V174H72ZM77 173H78V172H77ZM82 173H83V172H82ZM94 173H93V174H94ZM105 173H104V174H105ZM111 173H113V172H111ZM121 173H122V172H121ZM121 173H120V175H121ZM123 173H124V172H123ZM132 173H133V172H132ZM151 173H152V172H151ZM189 173H190V171H189ZM198 173H199V172H198ZM209 173H210V172H209ZM9 174L7 175L8 177L5 176L4 173L1 174V175H2V179H4L3 176H5L6 178H9V176H10ZM20 174L22 175L23 173H20ZM34 174H32V177H31V178H34V177H33ZM43 174H44V173L41 174L42 177L44 176ZM49 174H48V176H49ZM61 174H62V173H61ZM61 174H60V175L57 174V175L59 176V178H61V177H60ZM69 174H70V173H69ZM69 174L66 173L65 175H68V176H69ZM71 174H70V175H71ZM73 174H74V173H73ZM73 174H72V175H73ZM84 174H85V173H84ZM84 174H83V175H84ZM98 174H99V173H98ZM117 174H118V173H117ZM126 174H127V173H126ZM130 174H131V173H130ZM130 174H128V175L131 176L132 174H131V175H130ZM134 174H137V173L134 172ZM158 174H159V173H158ZM173 174H174V173H173ZM184 174H185V173H184ZM186 174H187V173H186ZM228 174H229V173H228ZM233 174H234V173H233ZM14 175H16V174H14ZM17 175H18V173H17ZM17 175H16V176H17ZM39 175H40V174H39ZM74 175H77V174H74ZM90 175H91V174H90ZM96 175H97V174H96ZM100 175H101V174H100ZM102 175H103V173H102ZM112 175H115V174H112ZM112 175H109V176H112ZM118 175H119V174H118ZM124 175H125V174H124ZM138 175H139V176H138ZM140 175H143V174H142V173H141V174L138 173V174H137V177H140ZM149 175H150V172H149ZM149 175H148V176H149ZM152 175H154V177L157 178V177H156L157 173H156V174H155V173H154V174L152 173L151 176H152ZM176 175H177V174H176ZM216 175H217V174H216ZM216 175H215V176H216ZM11 176H12V175H11ZM22 176H23V175H22ZM45 176H46V175H45ZM52 176H53V179H54V178H55L54 175H51V178H52ZM62 176H63V175H62ZM77 176H78V175H77ZM85 176H86V174H85ZM109 176H108V177H109ZM125 176H126V175H125ZM143 176H145V175H143ZM146 176H147V174H146ZM148 176H147V178H148ZM163 176H164V175H163ZM167 176H168V175H167ZM167 176H166V177H167ZM181 176H182V175H181ZM0 177H1V176H0ZM64 177H65V176H64ZM78 177H79V176H78ZM97 177L99 178V177H101V176L98 175ZM97 177H96V179H97ZM122 177H123L124 180L126 179V178H124L123 175H122ZM126 177H127V176H126ZM137 177H136V175H135L134 180H135V178H137ZM154 177H153V178H154ZM158 177H159V176H158ZM168 177H169V176H168ZM174 177H175V175H174ZM174 177L172 176L173 179H174ZM177 177L179 178L180 176L178 175ZM228 177H229V175H228ZM11 178H12V177H11ZM14 178H15V177H14ZM14 178H13V179H14ZM28 178H29V175H28ZM37 178H38V175H37L36 179H37ZM43 178H44V177H43ZM47 178H48V177H47ZM62 178H63V177H62ZM62 178H61V179H62ZM65 178H67V177H65ZM73 178H74V176H73ZM73 178H72V180H71V179H70V180H71L72 182L76 183V182L74 181L75 179L73 180ZM82 178H83V177H82ZM87 178H89V177H87ZM90 178H92V177H90ZM109 178H110V177H109ZM118 178H119V177H118ZM120 178H121V176H120ZM132 178H133V175H132ZM132 178H131V179H132ZM141 178H142V177H141ZM182 178H183V177H182ZM184 178H185V179H186V178L188 179V176H187V177H184ZM214 178H215V177H214ZM230 178H231V177H230ZM2 179H0V183H2V182H1ZM9 179H10V178H9ZM13 179L10 180V182L13 181ZM20 179H21V178H20ZM25 179H26V178H25ZM34 179H35V178H34ZM36 179H35V180H36ZM49 179H50V178H49ZM49 179H48V180H49ZM67 179H68V178H67ZM79 179H80V178H79ZM100 179H101V178H100ZM127 179H130V178H127ZM180 179H181V178H180ZM212 179H213V178H212ZM237 179H238V178H237ZM6 180H7V179H6ZM27 180H28V179H27ZM40 180H41V179H40ZM54 180H55V179H54ZM57 180H58V179H57ZM59 180H60V179H59ZM65 180H66V179H65ZM83 180H85V177L83 178ZM87 180H88V179H87ZM94 180H95V179H94ZM94 180H93V181H94ZM101 180H102V179H101ZM101 180H99V181H101ZM141 180H142V181L144 180V182H145V178H144V179H141ZM147 180H148V179H147ZM158 180H159V179H158ZM158 180H157V181H158ZM162 180H163V179H162ZM162 180H161V181H162ZM165 180H169V178H168V179H165ZM170 180H172V179H170ZM176 180L178 181V179H176ZM182 180H183V179H181L180 181H182ZM227 180H228V179H227ZM7 181H8V182H7ZM7 181H6V182H7V185H11V184H12V182H11V184L9 183V180H7ZM17 181H18V180H17ZM17 181H16V182H17ZM21 181H23V180H21ZM25 181H26V180H24V182H25ZM28 181H30V186H31V185H32L31 183H32V181H34V180H28ZM42 181L45 182V179L42 180ZM49 181H50V180H49ZM52 181H53V180H52ZM52 181H51V182H52ZM55 181H56V180H55ZM55 181H54V182H55ZM76 181H77L76 184L78 185V180H76ZM89 181H90V179H89ZM99 181H98L97 183H99ZM102 181H104V180H102ZM102 181H101V182H102ZM128 181H130V180H128ZM128 181H126V182L128 183ZM138 181H139V180H138ZM150 181H151V178L149 179V182H150ZM153 181H155V179H154ZM180 181H179V182H180ZM184 181H186V180H183V182H184ZM189 181H192V179H191V180L189 179ZM238 181H239V180H238ZM238 181H237V182H238ZM243 181H245V180L243 179ZM3 182H4V180H3ZM34 182H35V181H34ZM34 182H33V184H34ZM36 182H37V181H36ZM38 182H39V181H38ZM38 182H37V183H38ZM46 182H47V179H46ZM62 182H63V181H62ZM62 182H60V183L63 184L64 182H63V183H62ZM65 182H70V181L67 180V181H65ZM80 182H82V181H80ZM83 182H84V181H83ZM101 182L99 183V186L101 185ZM110 182H111V181H110ZM115 182H116V181H115ZM118 182H119V181H118ZM139 182H140V181H139ZM149 182H147V183H149ZM158 182H159V181H158ZM158 182H157V183H158ZM165 182H166V181H165ZM168 182H169V181H168ZM186 182H187V181H186ZM240 182H241V180H240ZM8 183H9V184H8ZM17 183H18V182H17ZM19 183H20V182H19ZM19 183H18V184H19ZM26 183L29 184L28 182H25L24 184H26ZM37 183H36L35 185H32V187L35 186L34 188L37 189V190L34 189V194H35V191H36V193H39V192L41 191L40 188H39V189L36 188V187H37V186H36ZM47 183H48V182H47ZM70 183H71V182H70ZM84 183H85V182H84ZM88 183H89V182H88ZM90 183H92V182H90ZM116 183H117V182H116ZM116 183H115V184H116ZM137 183H138V182H137ZM137 183H136V184H137ZM140 183H141V182H140ZM142 183H143V182H142ZM147 183H145V185H146ZM151 183H152V182H151ZM151 183H149V184H151ZM155 183H156V182H155ZM157 183H156V184H157ZM160 183L162 184V182H160ZM172 183H173V182H172ZM176 183H177V182H176ZM189 183H191V182H189ZM189 183H188V184H189ZM234 183H236V179H235V182H234ZM241 183H242V182H241ZM15 184H16V183H15ZM18 184H17V186H19ZM20 184H21V183H20ZM24 184H23V185H24ZM38 184H39V183H38ZM40 184H41V183H40ZM44 184H45V186H46V183H44ZM44 184L42 183V185H44ZM53 184H54V183H53ZM64 184H66V183H64ZM81 184H82V183H81ZM81 184L79 183V185H81ZM115 184H113V185H115ZM118 184H119V183H117V185H118ZM120 184H121V185H120ZM120 184H119V186H121V187H125V186H122V185H124V183H120ZM131 184H132V183H131ZM134 184H135V183H134ZM136 184H135V185H136ZM180 184H181V183H180ZM184 184H186V183H184ZM184 184H183V186L186 187ZM215 184H217L216 181H215ZM215 184H213V185L215 186ZM238 184H239V183H238ZM245 184H246V183H245ZM5 185H6V184H5ZM7 185H6V186H7ZM12 185H14V184H12ZM12 185H11V186H12ZM23 185H22V187H24ZM55 185L57 186L58 184H55ZM67 185H69V184H67ZM86 185H87V184H85V186H84V185L82 184L81 186H82V188H83V187L86 188L87 186L89 187L91 184H90V185H87V186H86ZM95 185H96V184H95ZM97 185H98V184H97ZM127 185H128V184H126V188H127ZM129 185H130V184H129ZM129 185H128V187H129ZM153 185H155V184L153 183ZM157 185H158V184H157ZM157 185H156V186H157ZM217 185H218V184H217ZM217 185H216V186H217ZM223 185H224V183H223ZM228 185H229V184H228ZM243 185H244V184H243ZM256 185H257V184H256ZM256 185H255V188L258 187V186H260V185H257V186H256ZM14 186H15V185H14ZM14 186H13V188L11 187V189H10V186H9V188H7V187H6V188H7V189H10V190L12 191V189H14V188L16 187V186H15V187H14ZM26 186H28V185H26ZM30 186H28L27 189H29V190L32 191L33 188L31 189ZM45 186H43V187H45ZM50 186H54V185L51 184ZM50 186L48 187V189L50 188ZM61 186H63V185H61ZM64 186H65V185H64ZM64 186H63V187H64ZM69 186H70V185H69ZM69 186H68V187H69ZM71 186H73V185L71 184ZM81 186H79V189H80ZM131 186H132V185H131ZM147 186H148V185H147ZM150 186H151V185H150ZM156 186H153V187H156ZM165 186H166V185H165ZM169 186H170V187H173V186H171V185H169ZM175 186H176V185H175ZM220 186H221V185H220ZM235 186H236V185H235ZM2 187H4V186H2ZM2 187H0V188L2 189ZM19 187H20V186H19ZM19 187H18V189L21 188V187H20V188H19ZM63 187H61V189H62ZM68 187H67V188H68ZM73 187H75V185H74ZM73 187H72V188H73ZM96 187H97V186H96ZM114 187H116V186H114ZM143 187H144V186H143ZM145 187H146V186H145ZM153 187H152V189H153ZM163 187H164V186H163ZM177 187H179L178 184H177ZM177 187H176V188H177ZM207 187H208V186H207ZM210 187H211V186H210ZM210 187L208 188V190L210 189ZM221 187H222V186H221ZM233 187H234V186H233ZM246 187H248V185L245 186V188H246ZM16 188H17V187H16ZM16 188H15V189H16ZM58 188H60V186L57 187V190H58ZM70 188H71V187H70ZM72 188H71V189H72ZM77 188H78V187H77ZM82 188H81V189H82ZM90 188L92 189V186H90ZM94 188H95V187H94ZM94 188H93V189H94ZM138 188H139V187H138ZM157 188H158V187H156L155 189H157ZM167 188H168V187H167ZM167 188H166V189H167ZM182 188H183V187H182ZM186 188H187V187H186ZM188 188H189V187H188ZM242 188H244V187L242 186ZM250 188H251V187H250ZM18 189H16V190L18 191ZM24 189H25V187H24ZM27 189H26V190H27ZM43 189H44V188H43ZM54 189H56V188L54 187ZM54 189L51 188L52 191H53ZM64 189H65V188H63V190H64ZM75 189H76V187H75ZM75 189H74V190H75ZM116 189H117V188H116ZM120 189H122V188H120ZM131 189H132V188H131ZM131 189H129V192H130V191H131V192H134L133 189H132V190H131ZM143 189H145V188H143ZM148 189H149V187H148ZM169 189H170V188H169ZM172 189H173V188H172ZM177 189H178V188H177ZM183 189H185V188H183ZM212 189H213V188H212ZM217 189H218V188H217ZM221 189H222L221 191H224V190H223V187H222ZM225 189H226V188H225ZM233 189L235 190V188H232V190H233ZM256 189H257V191L259 190V188H256ZM261 189H262V188H260V190H261ZM20 190H23V188H21ZM20 190H19V191H20ZM26 190H25V191H26ZM29 190H28V192H22V193H23V194H24V193H27V194L30 193V195H31L32 192H30ZM38 190H40V191L38 192ZM45 190H46V189H45ZM57 190H55V192H53L54 195L56 194V192L58 193ZM65 190H66V189H65ZM67 190H69V189H67ZM72 190H73V189H72ZM82 190H84V188H83ZM94 190H95V189H94ZM97 190H99V189H97ZM111 190H113V189L111 188L109 191H111ZM122 190H123V189H122ZM122 190H121V192H123V191L125 190V188H124L123 191H122ZM138 190L140 191V189H138ZM138 190H137V191H138ZM159 190H160V189H159ZM162 190H163V189H162ZM208 190H207V191H208ZM237 190H238V189H237ZM243 190H244V189H243ZM260 190L256 193V194H257V197H258V193H261ZM262 190H263V189H262ZM262 190H261V191H262ZM0 191H1V190H0ZM23 191H24V190H23ZM77 191H78V190H77ZM85 191H86V190H85ZM89 191H90V190H89ZM115 191H116V190H115ZM118 191H119V190H117V192H118ZM139 191H138V192H139ZM144 191H145V190H144ZM151 191H152V190H151ZM151 191H150V192H151ZM155 191H156V190H155ZM155 191H154V193H155ZM168 191L170 192V190H168ZM172 191H173V190H172ZM184 191H185V193H186V189H185ZM184 191H183V192L180 191V192H181V193H184ZM210 191H211V190H210ZM210 191H208V192H210ZM230 191H231V190H230ZM239 191H240V190H239ZM244 191H245V190H244ZM254 191L256 192V190H254ZM8 192H9V191H8ZM44 192L47 193V196L49 195V194H48L49 190H48V191L46 190V191H44ZM44 192H43V193H44ZM60 192L63 193L61 190H60ZM60 192H59V193H60ZM67 192H70V191H67ZM131 192H130V193H131ZM138 192H137V193H138ZM152 192H153V191H152ZM159 192H160V191H159ZM166 192H167V191H166ZM169 192H167V193H169ZM180 192H179V194H180ZM215 192H216V191H215ZM226 192H227L228 194H230V192L227 191V189H226ZM226 192H225V193H226ZM2 193H3V192H2ZM5 193H7V192H6V189H5L4 194H2V195L0 194V195L3 197V195L5 196ZM10 193H11V192H10ZM10 193H9V194H10ZM13 193H14V192H13ZM13 193H12V194H13ZM18 193H19V192H18ZM18 193H17V194H18ZM46 193H45V194H46ZM61 193H60V195L65 196V197L67 196L66 193H64L65 195H63V194H61ZM80 193H81V192H80ZM82 193L84 194V192H82ZM87 193H88V191H87ZM90 193H91V191L89 192V194H90ZM112 193H113V192H112ZM118 193H119V192H118ZM140 193H141V195H142V192H140ZM146 193H147V191H146ZM154 193H153V195H155ZM161 193H162V191H161ZM174 193H175V192H174ZM174 193H171V194L174 195ZM177 193H178V191H177ZM185 193H184V195H185ZM187 193H188V192H187ZM217 193H219V192H217ZM221 193H223V192H221ZM9 194H6V198H7V196H8V197H11V196H9ZM14 194H15V193H14ZM14 194H13V195H14ZM40 194H42V191L40 192ZM40 194L38 195V197H39V196H42V195H40ZM45 194H44V196H45ZM51 194H52V193H50V195H51ZM67 194H68V196H67L66 199H69V197H72L71 195L74 196V194H72V193H71V195H69V193H67ZM89 194H87V195H89ZM93 194H95V192H94ZM93 194H92V195H93ZM97 194H98V193L96 192V195H97ZM113 194H114V193H113ZM113 194L110 195V196H108L107 199H109V197H110V199H111L112 196L118 195V194H115V195H113ZM120 194H122V193H120ZM123 194H124V193H123ZM127 194H128V193H127ZM138 194H139V193H138ZM143 194H144V192H143ZM148 194H149V193H148ZM148 194H147L145 197H147ZM158 194H159V193H158ZM163 194H164V193H163ZM189 194H190V192H189ZM189 194H188V195H189ZM212 194H213V193H212ZM239 194H240V193H239ZM252 194H254V193L252 192ZM252 194H251V196H253ZM256 194H254V195L256 196ZM10 195H11V194H10ZM21 195H22V194H21ZM24 195H25V194H24ZM24 195H23V196H24ZM30 195H28V196H30ZM32 195H33V194H32ZM35 195H36V194H35ZM54 195H53V196H54ZM75 195H76V197H77L79 194H78V195L75 194ZM81 195H82V194H80V196H81ZM85 195H86V194H85ZM130 195H131V194H130ZM130 195H128V196H130ZM132 195H133V194H132ZM132 195H131V197H132ZM141 195H139V196H141ZM153 195H152V196H153ZM156 195H157V194H156ZM156 195H155V198H156ZM166 195H167V194H166ZM177 195H178V194H177ZM186 195H187V194H186ZM186 195H185V196H186ZM224 195H225V194H224ZM259 195H260V194H259ZM262 195H263V194H262ZM19 196H20V194H19ZM36 196H37V195H36ZM44 196H42V198L39 197L40 199H38V200H39V201L42 200ZM47 196H46V198L49 199L50 196H49V197H47ZM53 196H52V198H53ZM80 196H78V198H82V199H83L84 195H82L83 197H82V196L80 197ZM97 196H98V195H97ZM97 196H95V197H97ZM122 196H123V195H122ZM125 196H126V195H125ZM142 196H143V195H142ZM149 196H150V195H149ZM161 196H165V195H162V194H161ZM208 196H209V195H208ZM218 196H220V195H218ZM242 196H243V194H242ZM242 196H241V198H242ZM14 197H17V195L15 194V196H13V198H14ZM21 197H22V196H21ZM24 197H25V196H24ZM38 197H37V198H38ZM60 197H61V196H60ZM76 197H75V200L77 199ZM86 197H87V196H86ZM86 197H85V198H86ZM89 197H90V196H89ZM116 197H117V196H116ZM133 197H134V196H133ZM136 197H137V195H136ZM136 197H135V198H136ZM165 197H167V196H165ZM168 197H169V195H168ZM172 197H173V196H172ZM183 197H184V196H183ZM209 197H210V196H209ZM213 197H214V196H213ZM213 197H212V198H213ZM220 197H221V196H220ZM233 197H235V196H233ZM233 197H231V198H233ZM247 197H248V196H247ZM247 197H246V199L248 200ZM0 198H1V197H0ZM31 198H32V196H31ZM52 198H51V199H52ZM55 198H56V197H55ZM58 198H59V196H58ZM85 198H84V199H85ZM92 198H93V197H92ZM92 198H91V201H92ZM124 198H127V201H128V198H129V197L126 196V197H123V199H124ZM140 198L143 200L144 197H140ZM151 198H152V197H150L149 199L147 198V199L150 200ZM157 198H158V197H157ZM173 198H174V197H173ZM178 198H179V197H178ZM185 198H186V197H185ZM226 198H227V197H226ZM18 199H20V198L18 197ZM27 199L30 200L29 197H28ZM27 199H24V198H23V200H27ZM35 199H36V198H35ZM48 199H47V200H48ZM51 199L49 200L50 202H51ZM59 199H60V198H59ZM82 199H81V201H82ZM89 199H90V198H89ZM93 199H94V198H93ZM95 199H96V198H95ZM107 199H106V200H107ZM110 199H109V200H110ZM119 199H120V198H118L117 200H119ZM163 199H164V198L162 197V199H161V203L163 202V201H162ZM176 199H177V198H176ZM176 199H175V200H176ZM183 199H184V198H183ZM223 199H224V198H223ZM223 199H222V200H223ZM227 199H229V198H227ZM246 199H245V204H247V202H248V201H246ZM8 200H11V199L8 198ZM12 200H14V199H12ZM15 200H16V199H15ZM23 200H22V202H23ZM32 200H34V199L32 198ZM45 200H46V199H45ZM47 200L45 201V204H46ZM53 200H54V199H53ZM62 200H64V199H62ZM71 200H73V199H71ZM71 200H69L70 203H71ZM75 200H74V201H75ZM103 200H105V198H104ZM103 200H102V201H103ZM109 200H108V202H109ZM114 200H115V199H114ZM129 200L132 201L131 198H130ZM135 200H136V199H133V202H134ZM139 200H140V199H139ZM139 200H138V201H139ZM148 200H147V202H149ZM155 200H158V199H155ZM166 200H167V199H166ZM181 200H182V198H181ZM184 200H185V199H184ZM184 200H183V201H184ZM186 200H187V199H186ZM233 200H234V199H233ZM238 200H239V199H238ZM255 200H256V199H255ZM0 201H2V199H1ZM5 201H7V200L5 199ZM5 201H4V199H3V203L0 202V206L3 205V204H5V203H4ZM49 201H48V202H49ZM60 201H61V200H60ZM69 201L67 202V200H66L67 204L69 203ZM76 201L78 202V199H77ZM76 201H75V202H76ZM81 201H80V203H81ZM83 201H84V200H83ZM94 201H95V200H94ZM97 201H98V200H96L95 202L97 203ZM115 201H116V200H115ZM121 201H122V200H120V203H123V204L127 202V201L125 202V200L122 201V202H121ZM130 201H129V202H130ZM153 201H154V200H153ZM159 201H160V200H159ZM159 201H158V202H159ZM167 201H168V200H167ZM173 201H174V200H173ZM218 201H219V200H218ZM224 201H226V200L224 199ZM235 201H236V200H234L233 202H235ZM250 201H251V200H250ZM253 201H254V199H253ZM8 202H10V201H8ZM13 202H16V201H13ZM19 202H20V201H19ZM19 202H18V203H19ZM28 202H29V201H28ZM28 202H27V204H28ZM34 202H36V206H35V203H34ZM34 202L31 201V204H30V205H29V204L27 205V204L25 203L26 206L23 204L22 207H28V206L30 207L31 205H34V206H35L34 208H35V209L37 208L38 211H39V208H41V207L44 205V202H43V204H42L41 202H39L38 204H40V205L42 204V206L38 208V207H37V205H38L37 202H38V201L34 200ZM48 202H47V206H48ZM53 202H54V201H53ZM53 202H52V205H54ZM56 202H57V201H56ZM72 202H73V201H72ZM77 202H76V203H77ZM112 202H114L113 199L111 200V203H112ZM116 202L118 203V201H116ZM129 202H128V203H129ZM136 202H137V201H136ZM139 202H140V201H139ZM141 202H142V201H141ZM141 202H140V203H141ZM143 202H144V200H143ZM147 202H146V203H147ZM150 202L152 203L151 200H150ZM156 202H157V201H156ZM156 202H155V203H156ZM158 202H157V203H158ZM191 202H192V201H191ZM220 202H221V201H220ZM228 202H229V200H228ZM262 202L264 203V199H263ZM10 203H12V202H10ZM29 203H30V202H29ZM33 203H34V204H33ZM54 203H55V202H54ZM58 203H59V202H58ZM58 203H56V204H58ZM76 203H75V204H76ZM80 203H79V206H80ZM82 203H83V202H82ZM88 203H89L88 205H90V207H92V206L95 207V205H92V206H91V204H90L89 201H88ZM91 203H92V202H91ZM98 203H99V202H98ZM98 203H97V204H98ZM109 203H110V202H109ZM140 203L138 204V202H137V204H138L139 206H140ZM146 203H145V204H146ZM159 203H160V202H159ZM159 203H158V204H159ZM161 203H160V204H161ZM163 203H164V202H163ZM168 203H169V202H167V204H168ZM171 203H172V201H171ZM179 203H181V202H179ZM184 203H187V201L184 202ZM189 203H190V202H189ZM192 203H193V202H192ZM215 203H216V202H215ZM215 203H213V204H215ZM223 203H224V202H223ZM248 203H249V202H248ZM258 203H260V201H259ZM8 204H9V203H8ZM13 204H14V203H13ZM19 204H20V203H19ZM83 204H84V203H83ZM85 204L87 205L86 199H85ZM141 204H142V203H141ZM158 204H156V205L154 204V206L157 207ZM172 204H174V203H172ZM177 204H178V203H177ZM181 204H182V203H181ZM218 204H220V203H218ZM224 204H225V203H224ZM224 204H221V205H224ZM232 204H233V203H232ZM232 204H231V205H232ZM235 204L237 205V203H235ZM235 204H234V205H235ZM252 204L255 205V203H252ZM5 205L7 206V204H5ZM5 205L3 206V209H4V210H5V208H6ZM21 205H22V203H21ZM40 205H38V206H40ZM52 205H51V206H52ZM70 205H71V204H70ZM77 205H78V204H77ZM101 205H102V204L100 203V205L98 206V207H99V212H100ZM119 205H120V204H119ZM135 205H136V203H135ZM147 205L150 206V203L147 204ZM147 205H145V206H147ZM175 205H176V204H175ZM178 205H179V204H178ZM216 205H217V204H216ZM216 205H215V206H216ZM221 205H220V206H221ZM226 205H227V204H226ZM229 205H230V204H229ZM229 205H228V206H229ZM256 205H257V204H256ZM9 206H10V204H9ZM9 206H7V209H8ZM15 206H18L17 203H16ZM15 206H13V207H15ZM45 206H46V205H45ZM45 206H44V207H45ZM51 206H50V207H51ZM54 206H55V205H54ZM62 206H63V205H62ZM68 206H69V205H68ZM68 206H66V207L68 208ZM79 206H77L78 209H79V210H76L77 212H79V211L81 210L80 208H81L83 205H81V207H79ZM107 206H108V204H107V201H106L105 206L102 207V208H104V211H105V210L107 211V212H106V215H107L108 212H109V211H108L109 208H108V210L106 209ZM132 206H133V204H132ZM139 206H138V209H139V210H140V208L142 209V206H140V208H139ZM151 206H152V204H151ZM160 206H161V205H160ZM164 206H165V205H164ZM167 206H168V205H167ZM167 206H166V207H163V208H164V209H165V208H168ZM170 206H172V205H170ZM199 206H200V205H199ZM212 206H214V205H211V207H212ZM241 206H242V205H241ZM249 206H250V204H249ZM258 206H259V205H258ZM258 206H256V208H258ZM4 207H5V208H4ZM18 207H20V206H18ZM58 207H61V206H60V205H57V208H58ZM71 207H75V206H74V203H73V205H72ZM85 207H86V206H85ZM94 207H92V208H94ZM96 207H97V206H96ZM98 207L96 208L97 211H98ZM182 207H183V205H182ZM184 207H185V206H184ZM195 207H197V206H195ZM195 207H194V208H195ZM261 207H264V205L262 204ZM10 208H12V206H11ZM15 208H16V207H15ZM15 208H14V209H15ZM32 208H33V207H32ZM46 208H47V207H46ZM54 208H55V207H54ZM54 208H51V210L54 209ZM64 208H65V206H64ZM87 208H89V206H87ZM133 208H134V207H133ZM143 208H144V207H143ZM150 208H152V211L154 210L153 207H150ZM157 208H158V207H157ZM194 208H192V206H191V209H190V210H193ZM251 208H252V207H251ZM251 208H250V209H251ZM256 208H255V209H256ZM22 209H23V208H22ZM35 209H34V210L32 209L33 212L35 211ZM58 209H59V208H58ZM58 209H57V210H58ZM70 209H71V208H70ZM72 209H73V208H72ZM83 209H84V208H83ZM90 209H91V208H90ZM90 209H89V210H90ZM110 209H111V208H110ZM158 209H159V208H158ZM161 209H162V207L160 208V211H158V212H161ZM169 209H170V208H169ZM173 209H174V208H173ZM177 209H178V208H177ZM185 209H186V208H185ZM227 209H228V207H227ZM235 209H236V208H235ZM237 209H238V208H237ZM243 209H244V208H243ZM250 209H249V211H250ZM262 209H263V208H261L260 212L262 211ZM0 210H2V208H0ZM10 210H11V209H10ZM18 210H19V212H22V213H23V211H24V210L26 211L27 208H26V209H23L22 211H20V208H18ZM18 210L15 209V210H13V211H18ZM42 210L44 211V208H43ZM42 210H40V211H41V213L44 214L45 211L42 212ZM45 210H46V209H45ZM47 210L51 211L50 209H47ZM57 210H56V208H55V211H57ZM64 210H65V212H66L68 209L66 210V208H65ZM102 210H103V209H102ZM142 210H144V209H142ZM148 210H149V208H148ZM155 210H156V209H155ZM167 210H168V209H167ZM175 210H176V209H175ZM178 210H179V209H178ZM188 210H189V209H188ZM194 210H195V211H194ZM194 210H193L194 212L197 211V209H194ZM215 210H216V209H215ZM245 210H247V209H245ZM245 210H244V211H245ZM38 211H37V212H38ZM76 211H75V212H76ZM84 211H85V210H84ZM86 211H87V210H86ZM91 211H92V209L90 210V214H91ZM162 211H164V210L162 209ZM168 211H169V210H168ZM183 211H184V209H183ZM193 211H191V212L194 213ZM216 211H217V210H216ZM218 211H221V210L219 209ZM218 211H217V212H218ZM233 211H235V210H233ZM237 211H238V210H237ZM252 211L254 212L255 210L253 209ZM263 211H264V210H263ZM3 212H4V211H3ZM6 212H8V210H7ZM6 212H5V214H6ZM9 212L12 213V211H9ZM27 212H28V210H27ZM30 212L33 214V212L31 211V207H30ZM30 212H28V213L31 214ZM37 212H36V213H37ZM52 212H53V211H52ZM62 212H63V211H62ZM95 212H96V211H95ZM110 212H111V211H110ZM110 212H109V213H110ZM115 212H116V211L114 210V213H115ZM140 212L142 213L143 211L140 210ZM146 212H147V211H146ZM150 212H151V210H150ZM150 212H149V213H150ZM174 212H175V211H174ZM179 212H180V211H179ZM191 212H190V214H191ZM222 212H223V211H221V213H222ZM226 212H227V210H226ZM239 212H240V211H239ZM15 213L17 214V212H15ZM15 213H14V216H15ZM38 213H39V212H38ZM38 213L36 214L37 216H38ZM45 213H46V212H45ZM50 213H51V212H50ZM66 213H67V212H66ZM72 213H74L73 210H72ZM87 213H88V212H87ZM87 213H85V214L88 216L89 213H88V214H87ZM92 213H94V212H92ZM96 213L101 215V212H100V213L96 212ZM143 213H144V212H143ZM143 213H142V214H143ZM168 213H169V212H168ZM168 213H166V215H167ZM185 213H186V212H185ZM214 213H215V212H214ZM243 213H244V212H243ZM258 213H259V212H258ZM1 214H2V213H1ZM7 214H8V213H7ZM7 214H6V215H7ZM24 214H25V213H24ZM24 214H23V216L18 214V215H16L17 217L15 216V218L17 219V218H19V217H20V218L23 217V218H21V219L24 220V222H26V221H28V220H25L24 218H25V217L28 218L29 216L27 217V216H25ZM26 214H27V213H26ZM29 214H28V215H29ZM53 214H54V212H53ZM103 214H104V213H103ZM103 214H102V215H103ZM112 214H113V213H112ZM146 214H147V213H146ZM146 214H143V215L145 216ZM151 214H152V212H151ZM159 214H160V213H159ZM163 214H165V213H163ZM174 214H175V213H174ZM178 214H179V213H178ZM190 214H189V215H190ZM227 214H228V213H227ZM227 214H226L225 216H227ZM230 214H231V213H230ZM235 214H236V213H235ZM235 214H234V215H235ZM249 214H250V213H249ZM253 214H254V213H253ZM259 214L262 216L264 213L261 212V213H259ZM3 215H4V213H3ZM12 215H13V214H12ZM12 215H11V216H12ZM33 215H35V213H34ZM49 215L52 217V214H49ZM54 215L56 216V214H54ZM66 215H67V214H66ZM69 215H70V214H69ZM75 215H76V214H75ZM86 215H83V216L85 217ZM108 215H109V214H108ZM113 215H114V214H113ZM113 215H112V216H113ZM152 215H155V214L153 213ZM168 215L170 216V213H169ZM172 215H173V214H172ZM192 215L194 216V214H192ZM232 215H233V214H232ZM244 215H245V214H244ZM247 215H248V213H247ZM260 215H259V216H260ZM4 216H5V215H4ZM4 216H0V217H4ZM7 216H8V215H7ZM40 216H41V215H40ZM40 216H39V217H40ZM44 216H45V214H44ZM55 216H54V217H55ZM60 216H61V214H60ZM60 216L57 215L56 218H57V217H60ZM71 216H74V215H71ZM71 216H70V217H71ZM81 216H82V215H80V217H81ZM87 216H86V217H87ZM92 216H94V215H92ZM104 216H105V214H104ZM104 216H103V217H104ZM112 216H111V217H112ZM146 216H148V215H146ZM150 216H151V215H150ZM158 216H159V215H157L156 218H159ZM195 216H196V215H195ZM242 216H243V215H242ZM242 216H241V217H242ZM259 216H258V217H259ZM261 216H260L259 218L257 217V220L259 219L260 221H262L263 216H262V218H261ZM41 217H42V216H41ZM41 217H40V220H42ZM48 217H49V216H46V219H47ZM54 217H53V218H54ZM76 217H78V218H76ZM80 217L77 216V215L75 216V218H76L77 220H78ZM164 217H165V215H164ZM174 217H175V215H174ZM179 217H180V216H179ZM185 217H186V215H185ZM191 217H192V216H191ZM191 217L189 216V218H191ZM216 217H217V216H216ZM228 217L231 218L232 216L230 217V215H229ZM235 217H236V216H235ZM237 217H240V214L237 215ZM252 217L254 218L253 215H252ZM13 218H14V217L12 216V220H15V218H14V219H13ZM32 218H33V216H32ZM34 218H35V220H34ZM34 218H33V220L36 221V220H37L36 217H34ZM53 218H52V219H53ZM60 218H61V217H60ZM62 218L65 219V217H62ZM72 218H74V217H72ZM72 218H71V219H72ZM75 218H74V219H75ZM146 218H147V217H145V219H146ZM153 218H154V216H153ZM162 218H163V217H161V219H162ZM172 218H173V216H172ZM218 218H220V217H218ZM243 218H244V217H243ZM245 218H246V217H245ZM260 218H261V219H260ZM7 219H8V217H6V219L3 218L2 220H5V223H6V221L10 222L11 219H10V218H9L8 220H7ZM28 219H29V218H28ZM38 219H39V218H38ZM66 219H67V218H66ZM74 219H73V222L71 223V224H73V225H71V226H74V225H75V227H76L77 225H76V222L74 223ZM87 219H88V218H87ZM101 219H102V218H101ZM104 219H105V218H104ZM112 219H113V218H112ZM148 219H149V217H148ZM150 219H151V218H150ZM159 219H160V218H159ZM165 219H166V218H165ZM170 219H171V218H170ZM170 219L168 218L167 220H170ZM174 219H175V218H174ZM195 219H196V218H195ZM225 219H226V218H225ZM2 220H0L1 223L3 222ZM12 220H11V221H12ZM22 220H21L20 222H22ZM31 220H32V219H31V217H30V220H29V221H31ZM43 220H45V219H43ZM43 220H42V221H43ZM47 220H48V219H47ZM53 220H55V218H54ZM83 220H84V218H83ZM83 220H81V221H83ZM94 220H95V219H94ZM109 220H110V219H108L107 221L109 222ZM139 220H140V219H139ZM141 220H142V219H141ZM151 220H152V219H151ZM151 220H149V221H151ZM154 220H157V219H154ZM154 220H153V221H154ZM182 220H184V219H182ZM188 220H189V219H188ZM216 220H217V219H216ZM219 220H220V219H219ZM242 220H243V219H242ZM259 220H258V221H259ZM37 221H38V220H37ZM42 221H41V223H38L39 226H41L40 224H42ZM48 221H49V220H48ZM57 221H59V218H58V220H56V222H57ZM64 221H65V220H64ZM64 221H63V222H64ZM71 221H72V220H71ZM79 221H80V219H79ZM79 221H78L77 223H79ZM87 221H88V220H87ZM102 221H103V220H102ZM110 221L112 222V220H110ZM131 221H134V219L131 220ZM135 221H136V220H135ZM158 221H160V220L155 221L156 223L153 222L154 224L152 223V221H151V222H148V221H147V222H148V223H152L153 225H155V224H157ZM170 221H171V220H170ZM194 221H195V220H194ZM194 221H192V222H194ZM196 221H197V220H196ZM228 221H229V220H228ZM239 221H241V220H239ZM24 222H23V223H24ZM43 222H44V221H43ZM56 222H55V223H56ZM60 222H61V221H59V223H60ZM65 222H67V221H65ZM65 222H64V223H65ZM97 222H98V221H97ZM100 222H101V220H100ZM137 222H138V221H137ZM139 222H140V221H139ZM183 222H184V221H183ZM188 222L190 223V221H188ZM188 222H187V220H186V223H188ZM230 222H233L232 219H231ZM1 223H0V224H1ZM3 223H4V222H3ZM3 223H2V224H3ZM34 223H35V222H34ZM46 223H48V226H49V225H50V226H51V225H54V226H55V225H56V226L59 225V226H60V224H61L62 222H61L60 224H57V223H56V224H51V223H49V222H46ZM52 223H53V221H52ZM69 223H70V222H68V225H70ZM83 223H84V221H83ZM85 223H86V221H85ZM130 223H131V222H130ZM158 223H159V222H158ZM194 223H195V222H194ZM194 223H193V224H194ZM15 224H16V223H15ZM21 224H22V223H21ZM24 224H25V223H24ZM24 224H23V225H24ZM26 224H27V222H26ZM29 224H30V223H28L27 225H29ZM32 224H33V223H32ZM35 224L37 225V222H36ZM80 224H82V222H80ZM92 224H93V223H92ZM92 224H90V225H92ZM112 224H113V223H112ZM132 224H133V223H132ZM135 224H136V223H135ZM152 224H151V225H152ZM160 224H161V223H160ZM190 224H191V223H190ZM201 224H202V223H201V221H200L198 229H200V225H201ZM223 224H224V223H223ZM225 224H226V223H225ZM5 225H6V227H7V224H3V226H5ZM17 225H18V227H19V224H17ZM27 225H26V226H27ZM33 225H34V224H33ZM46 225H47V224H46ZM63 225H64V224H63ZM66 225H67V224H66ZM84 225H85V224H84ZM90 225H88V227H91V228H92V226H90ZM96 225H97V224H96ZM98 225H99V224H98ZM101 225H102V224H101ZM103 225H104V223H103ZM122 225H123V224H121V226H122ZM129 225H130V224H129ZM165 225H166V224H165ZM168 225H169V224H168ZM178 225H180V224H178ZM181 225H183V224L181 223ZM184 225H185V224H184ZM235 225H237V224H235ZM8 226L10 227V225H8ZM13 226H14V225H12V227H13ZM20 226H21V225H20ZM31 226H32V225H31ZM31 226H30V228H31ZM50 226H49V227H50ZM54 226H53V227H54ZM56 226H55V228L52 227V228H50L49 230L52 229V231H53V229H54V231H55V230L57 229ZM59 226H57V227H59ZM123 226H124V225H123ZM123 226H122V228H124ZM132 226H133V225H132ZM173 226H174V225H173ZM175 226H176V225H175ZM208 226H209V225H208ZM222 226H223V225H222ZM243 226H244V224H243ZM1 227H2V226H1ZM16 227H17V226H16ZM23 227H24V226H23ZM33 227H34V226H33ZM33 227H32V228H33ZM44 227H46V226L44 225ZM44 227H43V228H39V227L37 226L36 228H34V229H36V230H35V233H36L39 229H41L39 232H40V233H41V232L43 233V231H44V229H45ZM67 227H68V228H67ZM67 227H66L67 229H69V228L71 229V228H72V227H69V226H67ZM78 227H79V225L77 226V229H79ZM81 227H82V226H81ZM88 227H87V228H88ZM94 227H95V222H94ZM103 227L105 228V225H104V226H101V227H100V225H99V228L103 229ZM130 227H131V226H130ZM134 227H135V226H134ZM178 227H179V226H178ZM182 227H183V226H182ZM194 227H195V226H194ZM194 227H193V229H194ZM14 228H15V226H14ZM24 228H25V227H24ZM32 228H31V229H32ZM37 228H38V229H37ZM59 228H60V227H59ZM59 228H58V229H59ZM63 228H64V227H63ZM63 228H62V229H63ZM66 228H65V229H66ZM109 228H110V226H109ZM155 228H156V227H155ZM169 228L171 229V227H169ZM172 228H173V227H172ZM179 228H180V227H179ZM190 228H191V227H190ZM215 228H216V227H215ZM228 228H229V230H230V226H229V225H228ZM235 228H236V226H235ZM1 229H2V228H1ZM4 229H5V227H3V230H4ZM10 229H11V228H10ZM12 229H13V228H12ZM17 229H20V230H21V229H22V226H21V228H17ZM34 229H33V230H34ZM42 229H43V230H42ZM60 229H61V228H60ZM67 229H66V230H67ZM70 229H69V230H70ZM110 229H111V228H110ZM110 229H109V230H110ZM117 229H118V228H117ZM126 229H127V228H126ZM139 229H140V228H139ZM139 229H137V230L139 231ZM164 229H165V228H164ZM166 229H167V228H166ZM183 229H184V228H183ZM188 229H189V228H188ZM191 229H192V228H191ZM198 229H197V230H198ZM219 229H220V228H218V230H219ZM222 229H223V227H222ZM222 229H221V230H222ZM233 229H234V226H233ZM239 229H240V227H239ZM13 230H14V229H13ZM47 230H48V229H47ZM47 230H46V232H47ZM69 230H68V231H69ZM73 230H74V229H73ZM124 230H125V228H124ZM161 230H162V227H161ZM184 230H185V229H184ZM184 230H183V231H184ZM189 230H190V229H189ZM201 230H202V226H201ZM211 230H212V229H211ZM26 231H27V230H26ZM28 231H30V229H29ZM68 231H66V232L68 233ZM70 231H71V230H70ZM70 231H69V232H70ZM85 231H87V229H86ZM90 231H91V230L89 229L88 232L90 233ZM92 231H93V230H92ZM92 231H91V232H92ZM94 231L96 232L95 229H94ZM168 231H169V229H168ZM214 231H215V230H214ZM226 231H227V230H226ZM17 232H18V230H17ZM22 232H23V230H22ZM55 232H57V230H56ZM60 232H61V230H60ZM74 232H75V231H74ZM74 232H73V233H74ZM80 232L82 233V231H80ZM88 232H87V234L89 235ZM100 232H101V231H100ZM117 232H118V230L116 231V233H117ZM123 232H124V231H123ZM123 232H122V234H124ZM130 232H131V231H130ZM157 232H158V230H157ZM166 232H167V231H166ZM190 232H191V230H190ZM195 232H196V230H195ZM197 232H198V231H197ZM212 232H213V231H212ZM221 232H222V231H221ZM224 232H225V231H224ZM263 232H264V231H263ZM11 233H12V232H11ZM18 233H19V232H18ZM42 233H41V235H42ZM48 233H49V231H48ZM50 233H51V232H50ZM50 233H49V234H50ZM67 233H66V234H67ZM73 233H72V234H73ZM84 233H85V232H83V234H81V235H84ZM98 233H99V232H97V234H98ZM102 233H103V231H102ZM128 233H129V231H128ZM131 233H132V232H131ZM131 233H130V234H131ZM137 233H138V232H137ZM201 233H202V232H201ZM225 233H226V232H225ZM2 234L4 235V232H3ZM5 234H7V233H5ZM13 234L15 235V233H13ZM21 234H22V233H21ZM23 234H24V232H23ZM26 234H28V232H25L24 235H26ZM30 234H33V231H32ZM55 234L57 235V233H55ZM55 234H54V235H55ZM66 234H65V235H66ZM68 234H71V233H68ZM72 234H71V235H72ZM75 234H76V233H75ZM87 234L85 235V237L87 236ZM104 234H105V233H104ZM108 234H109V233H108ZM164 234H166V233H164ZM182 234H185V231H184V233L182 232ZM187 234H188V233H187ZM190 234H191V233H190ZM190 234H188V237H189ZM194 234H195V233H194ZM207 234H208V231H207ZM212 234H213V233H212ZM212 234H211V235H212ZM226 234H227V233H226ZM3 235H2V236H3ZM7 235H8V234H7ZM24 235H22L23 237H22V236L20 237V233H19V236H18V237H20V238H24V239H25ZM34 235H35V234H34ZM36 235H37V234H36ZM36 235H35V236H30V237H35V238H36V237H37ZM45 235H46V238H47V234H46V233H45ZM52 235H53V234H52ZM56 235H55V236H56ZM59 235H60V234H59ZM62 235H64V234H62ZM76 235H77V234H76ZM78 235H79V234H78ZM90 235H91V233H90ZM90 235H89V237L91 238L92 236H90ZM124 235H125V234H124ZM166 235H167V237H166ZM166 235H165V237L168 239V238H169V232H168V234H166ZM213 235H214V238H215V234H213ZM217 235H218V234H217ZM262 235H263V234H262ZM15 236H16V235H15ZM27 236H28V235H26V237H27ZM39 236H40V234H38V237H39ZM43 236H44V235H43ZM43 236L41 237V239L45 237V236H44V237H43ZM57 236H58V235H57ZM57 236H56V237H57ZM74 236H75V235H74ZM103 236H104V235H103ZM103 236H102V239H103ZM106 236H107V235H106ZM110 236H111V235H110ZM110 236H108V237H110ZM115 236H116V234H115ZM121 236H122V235H121ZM121 236H120V238H121ZM129 236H131V235H128V237H129ZM137 236H138V235H136V237H137ZM158 236H159V235H158ZM160 236H161V235H160ZM160 236H159V237H160ZM184 236H185V235H183V237H184ZM223 236H224V234H223ZM226 236H227V235H225V237H226ZM10 237H11V236H10ZM10 237H9V238H10ZM56 237H55V238H56ZM59 237H60V236H59ZM59 237H58V239H59ZM67 237H68V236H67ZM71 237H72V236H71ZM76 237H77V238H76ZM76 237H73V239H76L75 241L77 242V240H79L80 238L78 239V236H76ZM80 237H81V236H80ZM89 237L87 236L88 239H89ZM94 237H96V236H94ZM128 237L126 236V238H128ZM163 237H164V235H163ZM186 237H187V235H186ZM190 237H191V236H190ZM211 237H212V236H211ZM4 238H5V237H4ZM6 238H7V236H6ZM53 238H54V237H53ZM55 238H54V240H55ZM82 238H84V237L82 236ZM92 238H93V237H92ZM115 238H116V237H115ZM115 238H114V239H115ZM120 238H119V236H118V239H120ZM124 238H125V237H124ZM157 238H158V237H157ZM192 238H193V235H192L191 239H192ZM201 238H202V237H201ZM218 238H219V237H218ZM218 238H217V239H218ZM229 238H231V237L229 236ZM10 239H11V238H10ZM13 239H14V238H13ZM29 239H31V238H28L27 240H29ZM32 239H33V238H32ZM41 239H40V241H41ZM60 239H61V238H60ZM60 239H59V240H60ZM63 239H64V238H63ZM63 239H62V240H63ZM102 239H101V240H102ZM105 239H106V238H105ZM118 239H117V240H118ZM158 239H159V238H158ZM167 239H166V240H167ZM184 239L186 240V238H184ZM188 239H189V238H188ZM191 239H190V240H191ZM211 239H212V238H211ZM211 239L209 238V240H211ZM224 239H226V238H224ZM232 239H233V238H232ZM1 240H2V239H1ZM14 240H15V239H14ZM16 240H18V239H16ZM16 240H15V243H16ZM20 240H22V239H20ZM20 240H19V241H20ZM27 240H25V241H27ZM44 240H45V238H44ZM52 240H53V239H51L49 242H51ZM62 240H61V241H62ZM80 240H81V239H80ZM91 240H92V239H91ZM122 240H123V238H122ZM126 240H127V239H125L124 241H126ZM156 240H157V239H156ZM164 240H165V239H164ZM166 240H165V241H166ZM192 240H194V239H192ZM196 240H197V239H196ZM204 240H207V239H204ZM233 240H234V239H233ZM3 241H4V240H3ZM5 241H6V239H5ZM19 241H17V243H18ZM33 241H34V240H33ZM35 241H36V240H35ZM35 241H34V242H35ZM37 241H38V242H37ZM37 241H36V242H37L36 244L39 243V238H38ZM57 241H58V240H57ZM64 241H65V240H64ZM64 241H63V242H64ZM71 241H72V240H71ZM71 241L69 242L70 244L72 243ZM81 241H82V240H81ZM81 241H80V242H81ZM84 241H85L86 244H87V242H88V244H90V243H89V240L87 241V239L85 240V238H84ZM86 241H87V242H86ZM93 241H94V240H93ZM112 241H113V240H112ZM124 241H121V242L123 243ZM198 241H199V239H198ZM215 241H217V240H214V242H215ZM219 241H221V240H219ZM223 241H224V240H223ZM8 242H9V240H7V242H5V243H8ZM41 242H42V241H41ZM43 242H44V241H43ZM65 242H66V241H65ZM73 242H74V241H73ZM78 242H79V241H78ZM82 242H83V241H82ZM82 242H81V243H82ZM95 242H96V241H95ZM118 242H119V240H118ZM128 242H129V241H128ZM159 242H160V241H159ZM159 242H158V244H159ZM163 242H164V241H163ZM163 242H160V243H163ZM182 242H183V241H182ZM182 242H181V243H182ZM186 242H188V241H186ZM194 242H196V241L194 240ZM202 242H203V241H202ZM261 242H262V241H261ZM10 243H11V242H10ZM13 243H14V242H13ZM13 243H11V244H13ZM21 243H22V241H21ZM21 243H20V245L23 244V243H22V244H21ZM26 243H27V242H26ZM30 243H32V242H30ZM30 243H28L29 246L31 245ZM55 243H56V242H55ZM69 243H68V244H69ZM106 243H107V242H106ZM156 243H157V241H156ZM191 243H192V242H191ZM222 243H223V242H222ZM237 243H238V242H236L235 245H237ZM1 244L3 245V242H1ZM11 244H9V245H11ZM32 244H35V243H32ZM45 244H46V243H45ZM49 244H50V243H49ZM52 244H53V243L51 242V246H52ZM63 244H64V243H63ZM66 244H67V243H66ZM70 244H69V245H70ZM79 244H80V243H79ZM79 244H78V245H79ZM82 244H83V243H82ZM118 244H119V243H118ZM118 244H117V245H118ZM124 244H125V243H124ZM186 244H187V243H186ZM196 244H197V243H196ZM211 244H212V243H211ZM2 245H0V246H2ZM7 245H8V244H6V246H7ZM18 245H19V243H18ZM20 245H19V246H20ZM23 245H24V244H23ZM23 245H22V246H23ZM40 245H42V244L40 243ZM40 245H38V246H40ZM47 245H48V244H47ZM53 245H54V244H53ZM55 245H58V244L56 243ZM72 245H74V244H72ZM72 245H70V246L72 247ZM75 245H76V244H75ZM75 245H74V247H75ZM80 245H81V244H80ZM90 245H91V244H90ZM103 245H105V244H103ZM119 245L121 246V244H119ZM119 245H118V246H119ZM154 245H155V244H154ZM154 245H153V246H154ZM166 245H167V244H166ZM193 245H194V244H192L191 246H193ZM217 245H218V244H217ZM217 245H216V246H217ZM6 246H4L3 249H5ZM11 246H12V245H11ZM36 246H37V245H36ZM48 246H49V245H48ZM51 246H50V247H51ZM59 246H60V245H59ZM70 246H68L67 248H69ZM83 246H85V245H83ZM86 246H87V245H86ZM86 246H85V249H89V248H86ZM118 246H115V248L118 247ZM122 246H123V245H122ZM155 246H156V245H155ZM162 246H165V244L163 243ZM167 246H168V245H167ZM183 246L185 247V244H184ZM183 246H180V247H183ZM186 246H187V245H186ZM194 246H195V245H194ZM196 246H197V245H196ZM202 246H204V244H203ZM202 246H201V247H202ZM237 246H238V245H237ZM15 247H17V245H16ZM27 247H28V246L26 245L27 253H28L30 250L32 251V249H30V248H29L30 250L28 251V248H27ZM30 247H31V246H30ZM40 247H41V248H39V247H38V248L41 249V250H38V252L40 251V254H41V251L43 252L45 249L43 248V246H40ZM46 247H47V246H46ZM62 247H63V246H62ZM62 247H61L60 249H62ZM77 247H80V246H77ZM90 247H91V246H90ZM102 247H104V246H102ZM106 247H107V246H106ZM106 247H105V248H106ZM129 247H131V246H129ZM214 247H215V246H214ZM1 248H2V247H0V250H1ZM33 248H35V247H33ZM42 248H43L44 250H43ZM48 248H49V247H48ZM65 248H66V247H65ZM80 248H81V247H80ZM83 248H84V247H83ZM83 248H82V251H83ZM91 248H92V247H91ZM91 248H90V249H91ZM113 248H114V247H113ZM126 248H128V246L125 247V250H126ZM169 248H170V247L168 246V250H167V252L170 250ZM186 248H187V250H188V247H186ZM186 248H185V249H186ZM191 248H192V247H191ZM195 248H196V247H195ZM197 248H198V246H197ZM222 248L224 249V247H222ZM14 249H15V248H12L11 250H14ZM24 249H25V247H24ZM51 249H52V248H51ZM60 249H59V250H60ZM63 249H64V248H63ZM85 249H84V250H85ZM90 249H89L88 251H90ZM93 249H94V248H93ZM107 249H108V247H107ZM116 249H118V248H116ZM135 249H136V247L134 248V250H135ZM137 249H138V248H137ZM137 249H136L135 252L138 251ZM141 249H142V248H141ZM154 249H155V247H154ZM160 249H162V248H160ZM189 249H190V247H189ZM236 249H237V248H236ZM15 250H16V249H15ZM15 250H14V251H15ZM17 250H18V248H17ZM21 250H22V249H21ZM35 250H36V249H35ZM46 250H47V248H46ZM68 250H69V249H68ZM68 250H66V251H68ZM77 250L79 251V249H77ZM144 250H145V248H144ZM144 250L142 249L143 252H145ZM155 250H156V249H155ZM155 250H154V251H155ZM193 250H194V248H193ZM6 251H7V252H10V247H9V251H8L7 249H6ZM6 251L4 250L5 253L3 252V253H4L3 255L6 254ZM22 251H24V253L26 252L25 250H22ZM31 251H30V253H32ZM47 251H48V250H47ZM53 251H54V249L52 250V254H53ZM55 251H56V250H55ZM69 251H70V254H71V250H69ZM69 251H68V252H69ZM112 251H113V250H112ZM114 251H115V250H114ZM123 251H124V250H123ZM171 251H172V249H171ZM174 251H176V250H174ZM194 251H195V250H194ZM201 251H202V250H200V252H201ZM262 251H263V250H262ZM58 252H59V251H58ZM62 252H64V250H63ZM62 252H61V254H62ZM68 252H67V253H68ZM72 252H73V251H72ZM76 252H77V251H76V249H75V253H76ZM79 252H80V253H79ZM79 252H78L79 254L82 253L81 251H79ZM86 252H87V250H86ZM94 252H95V250H94ZM94 252H93V253H94ZM116 252H117V251H116ZM120 252H121V251H120ZM124 252H125V251H124ZM157 252L159 253L158 250H157ZM195 252H197V250H196ZM198 252H199V251H198ZM200 252H199V254H200ZM236 252H237V251H236ZM11 253H14V252L12 251ZM15 253H16V252H15ZM15 253H14V254H15ZM18 253H19V251H18ZM30 253H29V255H30ZM87 253H88V252H87ZM93 253H90V255L93 254ZM110 253H111V252H110ZM121 253H123V252H121ZM121 253H119V255H120ZM132 253H133V252H132ZM140 253H142V252L140 251ZM140 253H138V254H140ZM172 253H173V252H172ZM180 253H181V252H180ZM220 253H221V251H220L218 254L220 255ZM1 254H2V253H1ZM19 254H20V253H19ZM19 254H17V255L19 256ZM33 254L35 255V253H33ZM33 254H32V257L30 256V258H35V259H36V257H35L36 255L33 257ZM40 254H39V255H40ZM46 254H47V253H46ZM46 254H45V251H44L43 256H45ZM50 254H51V253H50ZM54 254H55V253H54ZM54 254H53V255H54ZM59 254H60V252H59ZM61 254H60V256L62 257ZM65 254H66V252H65ZM68 254H69V253H68ZM70 254H69V256H70ZM83 254H85V251H84V253H82L81 255H83ZM114 254H115V252H114ZM114 254H113V255H114ZM169 254H170V252H169ZM201 254H202V252H201ZM201 254H200V256H201ZM221 254L223 255V253H221ZM225 254H226V253H225ZM3 255H2V257H3ZM8 255H9V256H8ZM8 255H7V256H8L9 259H10V257H12V256H11L12 254L10 255V254L8 253ZM20 255H21V254H20ZM22 255H23V254H22ZM39 255L37 256L38 258H39ZM81 255H80V256H81ZM93 255H94V254H93ZM111 255H112V253H111ZM111 255H110V256H111ZM116 255H117V254H116ZM116 255H114L113 258H115L116 260H118V259L115 257ZM123 255H124V254H123ZM129 255H130V254L128 253V256H129ZM143 255H144V257H145L146 254L143 253ZM150 255H151V254H150ZM154 255H155V254H154ZM154 255H153V256H154ZM177 255L179 256V254H177ZM194 255H196V254H193V255H192L193 258L195 257ZM222 255H221V257H222ZM226 255H227V254H226ZM234 255H235V254H234ZM263 255H264V252H263ZM14 256H16V255H14ZM24 256H25V257H24ZM24 256H23L24 258L22 257V258L24 259V261H21L22 258H20V260H18V259L15 258L16 260L19 261V262H17V264H19L20 262H21V263L23 262L22 264H24L25 260L27 259L26 257H28L27 255H24ZM50 256H51V255H50ZM54 256H55V255H54ZM65 256H66V255H65ZM75 256H76V255H75ZM75 256H74V257H75ZM78 256H79V255H78ZM135 256H136V255H135ZM146 256H148V253H147ZM173 256H174V255H173ZM173 256H172V257H173ZM235 256H236V255H235ZM2 257H1V258H2ZM41 257H42V256H41ZM46 257H47V255H46ZM66 257H67V256H66ZM83 257H84V256H83ZM90 257H91V256H90ZM123 257H124V256H123ZM131 257H132V256H131ZM151 257H152V256H151ZM151 257H150V258H151ZM218 257H219V256H218ZM218 257H217V258H218ZM225 257L228 258V256H225ZM225 257H222V258H223V260H224V263L226 264L227 261H226ZM1 258H0V260H1L2 262H4L5 260H4V261L2 260V259H4V257H3L2 259H1ZM5 258L8 260V258H7L6 256H5ZM17 258H19V257H17ZM44 258H45V257H43V259H44ZM49 258L52 259L51 257H49ZM49 258H48V259H49ZM57 258H59V257H57ZM57 258H56V259H57ZM69 258H71V259H69ZM69 258H67V260L69 259L70 262H71L72 260H74L71 256H70ZM84 258H85V257H84ZM120 258H121V256H120ZM129 258H130V256H129ZM129 258H128V259H129ZM133 258L135 259V257H133ZM133 258H132V259H133ZM146 258H147V257H146ZM169 258H170V257H169ZM174 258H175V257H174ZM174 258H173V259H174ZM193 258H192V259H193ZM56 259H55V260H56ZM63 259H64V261L66 260L65 257L62 258L61 260L63 261ZM75 259H76V258H75ZM77 259H78V258H77ZM80 259H82V258H80ZM80 259H78V260H80ZM89 259H90V258H89ZM110 259H111V258H110ZM121 259H122V258H121ZM125 259H126V258H125ZM136 259H137V258H136ZM190 259H191V258H189V260H190ZM192 259H191V260H192ZM219 259H221V258H219ZM219 259H217V260H219ZM233 259H234V258H233ZM10 260H11V259H10ZM13 260H14V259H13ZM16 260L13 261L14 264L16 263ZM39 260H40V258H39ZM39 260H38V261H39ZM41 260H42V258H41ZM41 260H40V261H41ZM44 260H45V259H44ZM46 260H47V258H46ZM57 260H59V259H57ZM57 260H56V261H57ZM69 260H68V261H69ZM123 260H124V259H123ZM141 260H142V259H141ZM143 260H144V262H146L147 260H149V257L147 258L146 261H145V258H144ZM191 260H190L189 262H191ZM227 260H228V259H227ZM263 260H264V257H263ZM263 260H262V263H263ZM1 261H0V264H2ZM11 261H12V260H11ZM27 261H28V260H27ZM30 261H31V260H30ZM30 261H29V262H30ZM38 261H37V263H38ZM40 261H39V262H40ZM49 261H50V260H49ZM51 261H52V260H51ZM51 261H50V263L53 262V261H52V262H51ZM76 261H77V260H76ZM82 261H83V260H82ZM84 261H85V260H84ZM87 261H88V263H87ZM87 261H86V264H90V263H89V260H87ZM130 261H131V260H130ZM138 261H139V260H138ZM150 261H151V260H150ZM152 261H153V260H152ZM170 261H172V258H171ZM170 261H169V263H170ZM220 261H221V260H220ZM7 262H9V260H8ZM33 262L36 263V260H35V261H32L31 264H34ZM72 262H75V260L72 261ZM113 262H114V261H113ZM118 262H120V261L118 260ZM122 262H124V261H122ZM122 262H120V263H122ZM132 262H133V261H132ZM139 262H140V261H139ZM216 262H217V264L219 263V261H216ZM5 263H6V262H5ZM21 263H20V264H21ZM42 263L44 264V262L41 261L40 264H42ZM56 263H57V262H56ZM58 263H59V262H58ZM76 263H77V262H76ZM76 263H75V264H76ZM84 263H85V262H84ZM111 263H112V259H111ZM116 263H117V261H116ZM141 263H142V262H141ZM150 263H151V262H150ZM157 263H158V262H157ZM169 263H168V264H169ZM174 263H175V262H174ZM176 263H177V262H176ZM176 263H175V264H176ZM191 263H192V262H191ZM221 263H222V261H221ZM3 264H4V263H3ZM6 264H7V263H6ZM8 264H12V262H9ZM27 264H30V263H27ZM38 264H39V263H38ZM45 264H47V262H46ZM54 264H55V263H54ZM60 264H61V263H60ZM63 264H66V263L63 262ZM81 264H82V263H81ZM92 264H93V263H92ZM124 264H125V262H124ZM128 264H129V262H128ZM137 264H138V263H137ZM142 264H143V263H142ZM170 264H173V262H171ZM187 264H188V263H187ZM189 264H190V263H189ZM197 264H198V263H197ZM207 264H208V263H207ZM227 264H228V263H227Z\"/></svg>",
	"mask_w": 264,
	"mask_h": 264
}]
</instances>
